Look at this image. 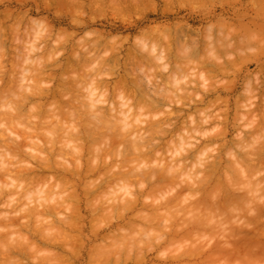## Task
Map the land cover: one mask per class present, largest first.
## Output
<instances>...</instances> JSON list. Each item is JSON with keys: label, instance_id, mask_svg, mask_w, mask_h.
Here are the masks:
<instances>
[{"label": "rangeland", "instance_id": "374dc122", "mask_svg": "<svg viewBox=\"0 0 264 264\" xmlns=\"http://www.w3.org/2000/svg\"><path fill=\"white\" fill-rule=\"evenodd\" d=\"M94 1H95V0H94ZM94 1H93V0H79V2H78V4L76 5V8H75V9H69V7H68L67 4H66V0H0V17H1V18H4V19L6 18L5 21H4V19H0V23H1V25H2V27H1V25H0V40L3 38V40H1L2 44L0 45V47H1V51H0V52L2 53V45H3V43H4V45H5V46L3 45V50L6 49V50H4L3 53H2V55L4 54L3 57H2V55H1V58H0V60H1L0 63H2V64H0V71L2 72V73L0 72V78L3 80V81L0 80V87H1L0 89H1L2 91L4 90V91H5V94H6V90H7V88H8V89L13 88V86H11V83H8V82H10V81H8V80H10V77L12 78V74H13V77H14V76H16V75L18 74L17 72L20 71V72H21V75H22L23 70H24V71L27 70V68L22 67V66H25L24 63H22V62H21V65H22V64H23V65H22L21 67L24 68L22 71H21L22 68L19 69V70H17V68H16L17 71L15 70V73H14V70H13L14 67H12V66H15V65H16L15 67H17L18 65H20V64L16 61V59L21 61V59H23L24 57H26V56L24 55V53H22V51L24 50L25 52H27V51H26V48H24V46H26L28 43H30L31 45H35V46H32V47H34V48L37 49L36 52H33L34 54H36V53L38 52L37 54L40 53V56H41V55L44 56L43 58L46 59L47 61L50 60V61H53V62H54V64H52V65L55 67V69H54V68H51V69H54V70L59 69V68H60V69H61V68H64L66 62H68V61H69V62L73 61V57H74L73 66H74V65H77V64H79V65H80V64H82V65H83V64H86V65H88V66L91 67L92 64H94V63H96V61H98L99 57L106 59V60H105V62L107 61L106 63L103 62L104 60L102 61L101 58H100L99 61H98V62H100V60H101V61L103 62V63L100 62L101 64H104V66H105V67L103 66V70H104V71H107V70H108L107 67H109V68H110L109 70H111V71H114V70H115V71H118V72H119V75L114 76L112 80L108 81V84H109V82H110V84H111L112 86H113V85H116L117 88H118V86H119V88H120V89H123V90L125 91V93H126V92H127V93H130V92H128V91H129V90H131V91L133 90L132 95H133V93H136V94H134V95H136V97L138 98V100H137L136 97H134V96H133V97H134V98H133L132 95H131V93H130V94H129V95H130V98L132 97L134 100H133L132 98H131V99H132L133 102L135 103V104H133L132 106L137 105V107H138V101H140L139 99H141L142 97H141V96H137V94H139V93H138V91H136L135 89H136L139 85H141V83H142V84H143V83H144V84H147V85H145V86H144V84L141 85L142 88L139 86L140 89H144V87H145V90L148 89L147 91L140 90V89H139V91H141V93H143V94H140V95H143V97H146V95H149V97H148V96H147V97H148L149 100H150V98H152V96H155V95H156V93H157V89H155V88H157V86H156L155 84H153V85H149V84L146 82V80L143 79L144 77H142V79L140 78V80H139L138 76L128 77V76H127L128 74L125 73V72H127V70L129 71V69H130V73H131V70H132V69L130 68V67H132V63L129 64V63L131 62L130 59L132 60V58H131V57L128 58V57H125V56H124V52H125V50H126L127 47H128V41L130 40V36H129L130 33H131V34H137L138 30H140V29H143L144 31H156V30H160V29H163V28H167V29L172 30V32H173V42H174L175 44L179 45V43H180L179 40L181 41V40L184 39V37H183L182 35H183L184 30L187 29L188 31L195 32L199 37H201L200 39H201L202 41H205V40L207 41V42H206V41L203 42L204 44H203V48H202V49H204V50L201 49L202 51H200V52H201L202 54L199 52L200 55H204V54H205L204 52H207V51H208V48H209L210 46H212V45H216V44H217V45L219 46V47H217V52H218V54L220 53L219 55L222 57L225 53H227V52H224L225 50H226V51H230V50L232 51V49H228V48L225 46V45L227 44V43H226V41H227V40H226V36H227V34H228V27H221V26H230V27H231V26H234V27H236V28H238V29H241V28H242V29H241V32L244 31L245 26H246V29H247V28H260V29H264V0H258V2H257V0H200V1H199V0H194L193 3H184V4H182V3L180 2V0H132V1H131V0H117V3H116V5H115L114 9L109 10V11H103V12L100 11V9L97 7V5H96V3H95ZM135 1H137V3H135ZM140 2H141V3H140ZM143 2H145L146 4H143ZM259 2H260V3H259ZM257 3H259V4H257ZM129 4H130V5H129ZM136 4H137V6H135ZM262 7H263V8H262ZM261 9H262V10H261ZM7 10H8V11L10 10V11L8 12ZM4 11H5V12H4ZM76 11L81 12L82 15L77 16V15H76ZM10 12H11V13H10ZM3 13H4L5 15H4ZM9 13H10V14H9ZM17 14H19L20 16L17 15ZM6 15H7V16H6ZM5 16H6V17H5ZM9 16H10V17H9ZM14 16H15V17H14ZM18 16H19L20 18H19ZM21 16H22V17H21ZM11 17H12V18H11ZM23 18H24V20H23V22H21V21H22L21 19H23ZM26 19H28L29 21H27ZM2 20H3V21H2ZM16 20H17V21L19 20V21L17 22ZM25 20H26V21H25ZM32 20H33V21H32ZM222 21H223V22H222ZM2 22H3V23H2ZM16 22H17V23H16ZM217 22H218V23H217ZM4 23H5V24H4ZM11 23H13V26L15 27L16 30H15L14 27L11 25ZM14 23H15V24H14ZM22 23H23V24H22ZM25 23H26V24H25ZM27 23H28V24H27ZM29 23H30V24H29ZM211 23H212V25H215L216 27H215L213 30H207V31H206V26L209 25V24H211ZM225 23H226V24H225ZM19 24H20V28H18V27H19ZM33 24H34V26H33ZM219 24H221V25H219ZM223 24H224V25H223ZM8 25H9V26L11 25V26H10L11 28H9ZM22 25H23V26H22ZM189 25L191 26V28L188 27ZM243 25H244V26H243ZM4 26H5L6 28H5ZM7 26H8V27H7ZM17 26H18V27H17ZM31 26H32L33 28H32ZM36 26H37V27H36ZM23 27H24V28H23ZM34 27H35L36 30L34 29ZM220 27H221V28H220ZM3 28H4L5 30H4ZM12 28H13V32H14V33H11V30L9 31V29H12ZM25 28H26V29H25ZM37 28H39L40 30L37 29ZM218 28H219V29H218ZM2 29H3V30H2ZM20 29H21V30H20ZM23 29H25V30H23ZM27 29H28V31L26 32L27 34H25V31H26ZM29 29H30V31H29ZM41 29H42L43 31H41ZM246 29H245V30H246ZM1 30H2V31H1ZM44 30H46V31H44ZM226 30H227V31H226ZM23 31H24V32H23ZM32 31H33V32H32ZM34 31H35V32H34ZM86 31H87V32H90L91 35L86 36V35L84 34ZM18 32H19V33H22V32H23V34H19ZM28 32H29V33L31 32L30 35H29ZM37 32H38L39 34H37ZM44 32H46V33H44ZM49 32H50L51 34H49ZM220 32H221V33H220ZM223 32H224V33H223ZM3 33H4V37H2V36H3ZM17 33H18V34H17ZM33 33H34V34H33ZM41 33H42V34H41ZM215 33H216V35H215ZM12 34H14V35H12ZM24 34L26 35V37H25ZM32 34H33V37H32ZM46 34H47V36H45ZM205 34H206V35H205ZM212 34H213L214 37L212 36ZM240 34H241L240 32H237V33L233 34V35H232V37H233L232 40H233V39H234V40H238V37L240 36ZM6 35H7V36H6ZM18 35H19L20 37H19ZM21 35H22V36H21ZM28 35H29V36H28ZM39 35H40V36H39ZM41 35H42V36H43V35L45 36V37H43V39L46 40V41H43ZM49 35H50V36H49ZM52 35H53V36H52ZM11 36L14 37V38H13V40H14L13 42H14V43H11V42H12V41H11V40H12ZM177 36H178L179 38H178ZM180 36H182V37H180ZM203 36H204L205 39L203 38ZM205 36H206V37H205ZM208 36H209V37H208ZM210 36L212 37V39H211ZM222 36H223L224 38H223ZM1 37H2V38H1ZM5 37H6V38H5ZM15 37H17V38H15ZM22 37H25L26 39H25V38L22 39ZM29 37H30V38H29ZM34 37H35L36 39H35ZM38 37H39V38L41 37V38H40L41 40H39ZM46 37H48V38L46 39ZM61 37H62L63 39H61V40H59V42H57V41H58V38H61ZM220 37H221V38H220ZM4 38H5V41H4ZM10 38H11V39H10ZM18 38H20V39H22V40H20V39H18ZM49 38H50V39H49ZM181 38H183V39H181ZM6 39H8V40H10V41H8V40H6ZM17 39H18V41L20 40V41H22V42L26 40V43L28 42V39H30V40H29V42L26 44L25 42H23V43L20 42V43H19V42L17 41ZM32 39H33L34 41H33ZM37 39H38L39 41H41V42H40V43H37V42H38ZM175 39H176V40H175ZM207 39H209V41H208ZM213 39H214V41H213ZM47 40H49V41H47ZM54 40H55V41H54ZM210 40H211V41H210ZM216 40H217V41H216ZM219 40H220V41L223 40L224 42H223V41L220 42ZM30 41H31V42H30ZM35 41H37V42H35ZM86 41H87V42H90V43H87ZM99 41H100V42H99ZM177 41H178V42H177ZM85 42H86V44H87L88 47L86 46ZM208 42H209V43H208ZM210 42H211V43H210ZM212 42H214V43H212ZM16 43H19V44H18V45H15ZM24 43H25V44H24ZM33 43H34V44H33ZM36 43H37V44H36ZM43 43H44V44H43ZM46 43H47L48 45H47ZM82 43H83V44H82ZM92 43H95V44L92 45ZM98 43H99V44H98ZM205 43H206L207 45H206ZM220 43H221V44H220ZM11 44H12V45H11ZM21 44H22V45H21ZM97 44H98V45H97ZM8 45H10L11 47H13V45H15L18 49L15 48V47L10 48V47H8ZM20 45L23 46V47H22L23 50L20 49V47H21ZM38 45H39V46H38ZM83 45H84V47H83ZM90 45H91V46H90ZM100 45H102V46H100ZM204 45H205V47H204ZM36 46H38V47H36ZM72 46H73V48H72ZM89 46H90V47H89ZM5 47H6V48H5ZM26 47H27V46H26ZM80 47H81V48H80ZM94 47H95V48H94ZM97 47H98V48H97ZM9 48H10V49H9ZM14 48H15V49H14ZM39 48H40L42 51H41ZM42 48H43V49H42ZM46 48H47V49H46ZM13 49H14V51H13ZM48 49H49V50H52V49H53L51 52H52V57L55 55V60H53V59L51 58V56H50V58L48 57V59L45 58L46 56L51 55V54L49 53L50 51H49ZM71 49H73V50L71 51ZM87 49H89V50H87ZM90 49H93V50H90ZM94 49H96V50H94ZM8 50H9V51H8ZM20 50H21V51H20ZM76 50H77V51H76ZM78 50H79V51H78ZM80 50H81V52H80ZM84 50H85V51H84ZM97 50H100V51H97ZM5 51H6V52H5ZM39 51H40V52H39ZM47 51H48V52H47ZM73 51H74V52H73ZM83 51H84V52H83ZM96 51H97V52H96ZM110 51H111L112 53H111ZM116 51H117V52H116ZM203 51H204V52H203ZM7 52H8L9 54H8ZM12 52H13V57H15L16 59L12 58V59H13V60H12V59L10 58V57H12V56H11V55H12ZM16 52H17V53H16ZM18 52H19V54H18ZM20 52H21V53H20ZM41 52H42V53H41ZM70 52H71V53H70ZM76 52L78 53V55H77ZM92 52H93V53H92ZM99 52H102V53H99ZM115 52H116V53H115ZM223 52H224V53H223ZM5 53H6L7 55H6ZM27 53H28V52H27ZM44 53H45L46 55H45ZM47 53H48V54H47ZM95 53H96V54H95ZM98 53H99V54H98ZM103 53H104V54H103ZM110 53H111V54H110ZM222 53H223V54H222ZM10 54H11V55H10ZM22 54H23V55H22ZM25 54H26V53H25ZM34 54H31V57H32V56H35V57H33L32 59L35 60V58H36L37 60L43 61L42 56L40 57L39 55H37V54L34 55ZM68 54H69V56H68ZM73 54H74V55H73ZM75 54H76V56L78 57V59L80 58V56H81V58H82L83 56H84L85 58H86V57L89 58L88 56H91V55H93V54H94V56H97V54H98V58H97V60H94V59H96V58L92 59V56H91V57H90L91 60H88V62H89V61L91 62V63H89L90 65L87 64V63H83V62H84V59H83V58H82V60H81V58H80V59H79V60H80V63H77V62H75V59H77V58H75V57H76ZM79 54H80V55H79ZM83 54H87V55H83ZM89 54H90V55H89ZM107 54H110V55H107ZM114 54H115V55H114ZM14 55H15V56H14ZM19 55H20V56H19ZM21 55L23 56V58H21V57H22ZM26 55H27V54H26ZM36 56H37V57H36ZM72 56H73V57H72ZM94 56H93V57H94ZM105 56H106V58H105ZM108 56H109V58H107ZM111 56H112V57H111ZM114 56H115V57H114ZM8 57H9V58H8ZM17 57H18V58H17ZM38 57H39L40 59H39ZM66 57H67V59H66ZM113 57H114L115 59H114ZM2 58H3V61H2ZM4 58H5V60H4ZM20 58H21V59H20ZM26 58H27V57H26ZM28 58H30V57H28ZM56 58H57L58 61L56 60ZM90 58H89V59H90ZM110 58H111V59L113 58L112 61H115V62H116V66H115V62H114L113 64H111V65H108V64H110V62L112 63V61H111ZM30 59H31V58H30ZM107 59H109V60H107ZM137 59H139V58H136V60H137ZM10 60H11V61H10ZM67 60H68V61H67ZM79 60H78V61H79ZM86 60H87V59H86ZM93 60H94L95 62H94ZM4 61H5V62H4ZM20 61H19V62H20ZM50 61L47 62V65L49 64ZM55 61H56V62H55ZM81 61H82V62H81ZM92 61H93L94 63H93ZM109 61H110V62H109ZM124 61H126V63H125ZM137 61H139V60H137ZM3 62H4V63H3ZM12 62H13L15 65H11L12 68H10V64H11ZM16 62L18 63V65H17ZM43 62H44V61H43ZM45 62H46V61H45ZM53 62H51V63H53ZM74 62H75V63H74ZM85 62H86V61H85ZM211 62H212L215 66L218 65L219 67H218V66H217V67L219 68V70H216V72H215V69H217V68L214 67L213 64H212L211 66L208 65L209 63L207 64V65L209 66V69H211V68L214 69V68H215L214 71L212 72V70L210 71L209 69H208V71H205L204 69H203V70L206 72V74H207L208 76L210 75L211 77H214V78H217V79L223 80V81H225V82H224L223 84H221L220 86L216 87V89H214L215 91H217L216 93H214L215 91H214V92L212 91V93L210 92L211 94L214 93V94H213L214 96L208 93L209 95H211V96H210L211 98H210L209 96H208V98H207V97H206L207 94H205L206 96H204V98H203L202 101H201V103L205 102V104L203 103L204 105H203V104H200V101H198L199 103H197V105H196L195 107H198V109L200 108V110H201V107H202V108H206V107H205V106H207L206 103H207L208 105H211V107L209 106L210 108L207 107L208 109H213V107H214L213 111L211 110L213 113H218V114H219V112H220L222 115H221V114H219V115H221L223 118L225 117V118H227V119L225 120V119H223L221 116H219V120L221 119L220 121H218V119H217V120H214V121H212L213 123H211V125H208V126H209V127H211V126H212V127H215L216 125H217V126L219 125L218 127L221 126L220 129L228 127V128H226V129L228 130V132H226L227 130L225 129V130H226V131H225V132H226V134H225L226 136H225L223 133H221V132L218 131V133H221V134H223V135L225 136V137H223V136L220 135V136L222 137V139H223V140L221 139V141L219 140V139H220V137H219V139H218V138H216V139L214 138L215 140H214V139L211 140L213 144L211 143V141L206 142V143H209V144L211 143L210 145L208 144L209 147H210V149H211V151H208V150H209V148H207L208 145L205 144L204 142H203V143L205 144V146L207 145L206 148H207L208 150H207V149H204V148H205V147H203L204 145L202 146V144H201L200 142H198V144H199V146L201 145L202 149H199V148H200V147H199L198 150H199V152H200V150H202L201 155H202V153L205 152V151L203 152V149H204V150H207V152H208L207 154H209V155H206V154L204 153V154H205V155H204V158H206V159L202 158V159H204V161H202V159L200 160V161H202L203 163L206 162V161L211 163V162H213L214 160H215L214 162L216 163V159H217V160L220 159L219 156L222 155V157H221V158H222L221 161L219 160V162H221V163L217 162V164L219 163V164H221L222 166L220 165V166L218 167V165H217V168H218V169H217V172H216V170H214V167L211 166L212 169H213V170H211V173H213L214 175H212V174L210 173V171L207 170V172H209L210 175L213 176V178H214V179H213V178H211V176H208V177H207V172H205V171H206L205 169H208L210 166H209L208 168H207V167L205 168V167H204V166H205V163H204V164L201 163V165L199 164L200 166L197 165V168L200 167V170L197 169L198 171H196V168H193V169H192V166H193V164H192V163H193V160L195 161L197 158H196V159H193V160H191V159H186L185 162H184V160H183V161L181 160V162H183L184 164L186 163V164L188 165V168H190V170H192V171L188 172V173H190V174H192L193 171H194L195 173L198 172L196 175L199 176V177H201V176H200V172H203V171L205 170V171H204L205 173L203 172V174L201 173V175H202V176L206 175V179L209 178V177L211 178V179H208V180L210 181L211 184H209V183H208L209 181L206 180V181H208L207 184H209V188L213 185V183H215V180H216L217 177L220 175V172L222 171V172L224 173V171H226L227 174H226V173L223 174V173L221 172V173L223 174V175L221 174V182H222V180H223V183L220 184V185H221V189L217 187V186H218L217 183H218V181H219V183H220V179H219V180L217 179V180H216L217 183L215 184V187L217 188V190L215 191V194L217 193V191H220L221 196H222V194H223L224 199H225V198H226V199L223 201V198L221 199V196L219 195V198H220L219 200H221V203H220L219 200L217 201L216 199L218 198V194H219V192H218L217 195L213 194V196H214L213 199L215 198L214 200H215V202L217 201V204H216L214 201H212V202H214V203L211 204V201H210V204H209V205H212V207H214V205H215L214 208H215V213H216V205H217V207H223V206H226V205H228V204L230 203V204H229L230 207H228L227 209H228V211L231 209L232 212H233L234 209H236L235 206L237 207V206L239 205L240 207H237V208H241V209H242V208H245V207L247 208V205L251 206L250 204H248V203H250L251 201L249 202V200H250V199H249L250 196L248 197V195L246 194V192H241L240 190H239V191H240L239 193H242V194H244V195L246 194V195H247L246 198L248 197L249 200L243 198L244 196H243L242 194H240L238 197L231 196V194H234V195L237 194V195H238V192H237L238 189L234 191V190L231 188V190H233L234 192H237V193H233V191H231L230 188L228 189V187H229V186H228V183H230V184L232 183V182L229 181V179L231 178V180H233V181L235 180V181L232 183V185H235L234 183L237 184V183H239V182L241 181V178L243 179L244 174H246V177H247V176H248L249 174H251L252 172L250 173V172H248L249 170H246V173H244V172H245V171H244V172H243L244 174H243V173H242L241 175L239 174V176H240V180H238L239 177H238L236 174H234V173L236 172V171H235V172L233 173V174H234V177H233V176H232L233 174L231 175V171H232V170H230L231 167L229 166L230 169L228 168L230 172H229L228 169L225 167V166H227V165L230 164L229 161H228V163H229V164H228V163L226 162V160H230V162H231V159H233L232 157H234V156L236 155V153H235L236 150H238V151L242 150V152H244L246 149H245L244 147L241 148L240 150L237 149V148H235V147H234V148H230L231 151H234V153H235L234 155H232L233 152H229V151H230L229 149H228L229 151H227V147H229V145H232V146H233L232 143H234L235 141L239 142V140H237V139H239V138H241L240 140H242L243 137H244V135H245L244 131L247 132L249 128H251L250 130H252V127H255V126H258V127L261 129V133H259V132H260V129H259V128H258L259 130H257V131H258L257 133H259V134H261V135L255 134L256 132H255V133L253 132V133H254L253 136H254V135H256L257 137L259 136V137L257 138V140L259 139L260 142H261V141L263 142V141H264V131H263V130H264V123H261V122H260V121H262L261 118H259V120L256 119L255 121H251V120L249 119V120H250V123H249L248 120H247L248 118H247V119L244 120V121H246V123H249V125H251L252 122H254V123L256 122L255 125L252 123L253 126L251 125V127H249V128L247 129V128H245V126H243V125H246L247 127H248L249 125L246 124L244 121H243V123H241V121H240V119H239L238 117H236L237 120H236L235 123L232 122V121H234V119H236L235 116H236L237 114H239L240 112H241L242 114H247L248 111L253 110V111H250V113H251V112H254L253 114L251 113L252 116H253L255 113H258V114H255L257 117H258V115H261L260 113H264V111H263V110H264V107H263V106H264V93H263V91H264V85H263V84H264V53H261V54L255 56V57H251V58H248V59H242V58H240V57H237V60H236V61H234V62H229L231 65H230V64H227L228 62H226V63H225L226 65H225V64L222 65V66H224V67L226 66L225 69H227V70H225V71L223 70V71H224V74H226V75H224L223 73H220V72H221V71H220V67H221V66H220L219 64H217V63L214 62V61H211ZM13 63H12V64H13ZM71 63H72V62H71ZM71 63H70V64H71ZM127 63H128V64H127ZM3 64H4L5 66L1 67ZM43 64H44V63H43ZM55 64H57V65L60 64L61 67H60V65L57 66V65H55ZM66 64H67V63H66ZM124 64H126V65H124ZM41 65H42V64H40V66H41ZM44 65L47 66L46 63H45ZM52 65H51L50 67H53ZM67 65H69V64H67ZM67 65H66V66H67ZM79 65H77V67L81 69L82 66H81V65L79 66ZM86 65L84 66L85 69L90 68V67L86 68V67H87ZM113 65H114V67H113ZM121 65H122V66H121ZM29 66H30V65H28V66H26V67H29ZM42 66H43V65H42ZM62 66H63V67H62ZM125 66H128V67L124 68ZM208 66L205 65L206 68H207ZM33 67H35V66L32 65L31 68H33ZM48 67H49V65H48ZM48 67H46V69H47L48 72H49L51 69H48ZM50 67H49V68H50ZM75 67H76V66H75ZM118 67H119V68H118ZM203 67H204V66H203ZM210 67H211V68H210ZM1 68H2V69L4 68V69L1 70ZM5 68H6V69H5ZM18 68H19V67H18ZM29 68H30V67H29ZM29 68H28V70H31V68H30V69H29ZM36 68H37V67H36ZM78 68H75L76 70L70 72V75H71L70 77H73L75 74H76V76H79V75L81 74L80 72L78 73L79 75L77 74V71H78L77 69H78ZM221 68H223V67H221ZM14 69H15V68H14ZM25 69H26V70H25ZM37 69H39V66H38ZM82 69H83V68H82ZM82 69H81V70H82ZM120 69H121V70H120ZM124 69H125V70H124ZM223 69H224V68H223ZM4 70H5V71H4ZM12 70H13V71H12ZM28 70H27V72H28ZM35 70H36V69H35ZM35 70H34V68H33V70H31V71H32L31 73L33 74V72H34ZM69 70H70V69H69ZM81 70H80V71H81ZM109 70H108V71H109ZM7 71H8V72H7ZM11 71H12L13 73H12ZM36 71H37V70H36ZM36 71L34 72V75H35ZM84 71H85V70H84ZM111 71H109V72H111ZM223 71H222V72H223ZM226 71H227V72H226ZM10 72H11L12 74H11ZM20 72H19V74H20ZM82 72H83V70H82ZM208 72H210V73H208ZM211 72H212V73H211ZM16 73H17V74H16ZM29 73H30V71H29ZM66 73H68V75H67ZM71 73H73V76H72ZM214 73H216L215 76H214ZM14 74H16V75H14ZM23 74H24V72H23ZM60 74H61V75H60ZM63 74H65L64 76L67 75V76H68V79H70V77H69V71H68V72H65V73H64V72H63V73H59L58 76H57V77H58L57 79H59L60 81H61V79H62L63 81H66L67 79H65V78H67V77H65V78L63 79V77H64ZM122 74H123V75H122ZM126 74H127V75H126ZM257 74H259V82L257 83L256 80H252V83L248 84L247 82H248L252 77L256 76ZM2 75H4V76H2ZM27 75H28V79L30 80V78H31V81H32V79H33V78H32V75H31V74H27ZM34 75H33V77H34ZM120 75L123 76V77H125V78H128V79H123V77H121ZM129 75H130V74H129ZM223 75H224V76H223ZM22 76H23V75H22ZM22 76H21V77H20L19 75L17 76V77H20V80H19V78L16 79V77H14V78H15L14 81L17 82V86H18L19 83H20V82H18V80L21 81V85H22L23 87H24V84L26 85L27 82H29V80L24 79V81L27 80V82H26V83L24 82V83L22 84V81H23V80H21V79L24 78V77H22ZM25 76H26V75H25ZM35 76H36V75H35ZM76 76H74V77H76ZM131 76H132V75H131ZM222 76H223V77H222ZM26 77H27V76H26ZM74 77H73V78H74ZM140 77H141V76H140ZM121 78H122V81H123V82H124V80H127V81H128L127 83H129V84H128V85H124V84H122L123 82L119 80V79H121ZM133 78H134L135 80H134ZM79 79H80V78H79ZM136 79H137L138 82L140 83V84L138 83L139 85L134 84L135 81H136ZM16 80H17V81H16ZM43 80H44V79H42L41 81H37V83H38V82H41V83H44V85H45V83L48 82V80H49V82L46 83L47 85H45V86H44L43 84H40V83H39L40 86H39V84H37V85H38V86H37V87H38V90H37V87L34 88L33 85H30V84H29V86H30V87L32 86V88H33L35 91L38 92L39 89L41 88V85H42V87L44 86V87L47 89V88H48L47 86L52 85V86H54V88H55V86L58 85V83H60V82H57L56 77L54 78V80H51V78H50V79H49V78H47V79L45 78V80H46L45 82H43ZM50 80L53 81V82H51ZM130 80H133L134 82H133V81L130 82ZM260 80H262V81H260ZM7 81H8V82H7ZM11 81H13V80H11ZM31 81H30V82H31ZM63 81H62V82H63ZM140 81H141V82H140ZM142 81H143V82H142ZM255 81H256V82H255ZM1 82H2V83H1ZM34 82L36 83V81H34ZM50 82H51V83H50ZM56 82H57V84H56ZM105 82H107V81H105ZM114 82H115L116 84H114ZM121 82H122V83H121ZM136 82H137V81H136ZM145 82H146V83H145ZM262 82H263V83H262ZM13 83H14V82H13ZM13 83H12V85H13ZM32 83H33V82H31V84H32ZM35 83H33V84H35ZM49 83H50V85H49ZM124 83H125V82H124ZM130 83L133 84V88L131 87L132 85H131ZM253 83H254V84H253ZM2 84H3V85H2ZM53 84H54V85H53ZM121 84H122V85H121ZM257 84H258V85H257ZM4 85L7 86V87H6V90L4 89ZM9 85H10V86H9ZM14 85H15V84H14ZM27 85H28V84H27ZM63 85H64V84H63ZM117 85H118V86H117ZM130 85H131V86H130ZM154 85H155V87H154ZM246 85H247V87H246ZM251 85H252V86L256 85V86H254V87L251 89V87H250ZM260 85H261V86H260ZM15 86H16V85H15ZM19 86H20V85H19ZM19 86H18V87H14V88L18 89L17 92L20 94V93H21V92H20L21 87H19ZM148 86H149V87H148ZM150 86H151V87H150ZM262 86H263V87H262ZM50 87H51V86H50ZM50 87H49V88H50ZM59 87L61 88V86H59ZM224 87H225V88H224ZM227 87H228V88H227ZM256 87H257V88L259 87V89H257ZM25 88H26V87H25ZM45 88H42L41 90H46ZM51 88H52V87H51ZM126 88H128V89H126ZM150 88H151V89H150ZM219 88H220V89H219ZM22 89H23V88H22ZM61 89H62V88H61ZM63 89H64V88H63ZM63 89H62V90H63ZM68 89H69V88H68ZM68 89L65 88V90H68ZM125 89H126V90H125ZM227 89H229V90H227ZM254 89H255V90H254ZM262 89H263V91H262ZM1 90H0V91H1ZM13 90H14V89H12V91L7 90V94L10 95L9 92H13V93H15V94H18V93H16V90H15V91H13ZM26 90H27V89H26ZM26 90H25V92H26ZM31 90H32V89H31ZM58 90H59V89H58ZM62 90H60V91H62ZM65 90H64V91H65ZM70 90H71V89H70ZM81 90H82V89H81ZM127 90H128V91H127ZM134 90H135V92H134ZM137 90H138V89H137ZM153 90H155V91H153ZM222 90H223V91H222ZM253 90H254V91H253ZM4 91H3V92H4ZM8 91H9V92H8ZM72 91H75V93H76L77 95H75V93H73ZM82 91H83V90H82ZM149 91H150L152 94H150ZM256 91H257V92H256ZM3 92H2V93H3ZM22 92H23L22 94H24V90H23ZM27 92H28V91H27ZM65 92L68 94L67 91H65ZM71 92H72V94H70ZM71 92L69 93L70 96L72 95L71 97H73V95H75L74 97H76V96H78V94H79V91H76L74 88H73V90H71ZM144 92H145V95H144ZM146 92H147L148 94H147ZM155 92H156V93H155ZM243 92L246 93L247 95L244 94ZM252 92L255 93V97L258 95V96L256 97V99H255V107H253V108H251L250 110H247V111H246L245 104L247 105L248 102H249V100L252 98V95H253ZM62 93L64 94L63 91H62ZM62 93H61V94H62ZM66 93L63 95V96L65 97V99L62 98V97H63L62 95H61L62 97H60V98H62L64 101H67L66 98H67V97H68V98L70 97V96H68L69 94L66 95ZM81 93L84 94V91H83V92H80V95H79L80 97L78 96V99H75V98L73 97L74 100H75V102L72 100L73 98H72L71 100H72L74 103H76V101H77V103H78V100H79V102L81 101V103H84L85 101L79 99V98H81L82 96H83L82 98H84V95H83V94L81 95ZM127 93H126V94H127ZM249 93H250V94H249ZM5 94H3V95H5ZM217 94H218V96H217ZM242 94H244V95H242ZM251 94H252V95H251ZM0 95H1V94H0ZM3 95L1 96V98H3ZM127 95H128V94H127ZM240 95H241V96H240ZM156 96H157V95H156ZM156 96H155V97H156ZM219 96H220V97H219ZM11 97H12V96H11ZM140 97H141V98H140ZM213 97H214V98H213ZM4 98H7V99H8L7 95H5ZM4 98H3V99H4ZM12 98H13V97H12ZM15 98H16V97H15ZM76 98H77V97H76ZM157 98H158V96L156 97V99H157ZM206 98H207V99H206ZM226 98H227V99H226ZM233 98H234V99H233ZM249 98H250V99H249ZM261 98H263V101H262ZM3 99H0V101H3ZM13 99H14V98H13ZM62 99H61V100H62ZM109 99L111 100L112 98H109ZM144 99H145V101H148L147 98H144ZM156 99L153 98V99H152L153 102H154V100L157 102L158 100H156ZM208 99H209V100H208ZM214 99H215V101H214ZM217 99H218V100H217ZM220 99H221V100H220ZM223 99H224V100H223ZM237 99H239V100L237 101ZM245 99H246V100H245ZM15 100H16V99H15ZM71 100H70V101H71ZM84 100L87 101V99H85V98H84ZM141 100H142V99H141ZM159 100H160V99H159ZM207 100H208V101H207ZM227 100H229V101H227ZM50 101H53V100L50 99ZM70 101H69V104H71L72 107H73L74 104H72L73 102H72V101L70 102ZM145 101L142 100L143 103H144ZM161 101H162V100H161ZM217 101H218V102H217ZM219 101H220V102H219ZM221 101H222V102H221ZM223 101H225V102H223ZM7 102H9V99L7 100ZM7 102H6V104L8 105ZM208 102H209V103H208ZM226 102H227L228 104H226ZM3 103H4V101H3ZM77 103H76V105H74V106H76V110H77V105L79 104V103H78V104H77ZM81 103H80V104H81ZM158 103L160 104V106H159V104L156 103V105H157V109L155 108L156 106L154 107V109H153L152 107H150L152 113L149 111V112H147V114H148V113H150V114H156V113H157V114H158V113L162 112L163 109H164V104H165V102H164V101H162V102L159 101ZM162 103H163V104H162ZM213 103H215V104L212 105ZM217 103H218V105H220V104H221V105L218 107ZM229 103H230V104H229ZM235 103H236V106H235ZM80 104H79V105H80ZM233 104H234V105H233ZM237 104H238L240 110L237 108V107H238ZM0 105L2 106V104H0ZM52 105H55V103H54V104H51L50 106L52 107ZM79 105H78V106H79ZM154 105H155V104H154ZM154 105H153V106H154ZM194 105H195V104H191L190 106H187V107H189V109H187L186 106H185L186 108H185V107H183V108H176V107H173V109H172L173 112H172V113H175L177 116L181 113V115H179V117H178V118H179V121H178V123L176 124L177 126H179L180 123H183L182 119H183V120H187V119L189 118V116H193V117H195L196 114L198 115V112H197V111H199V110L195 111V110L193 109V106H194ZM198 105L201 106V107H199ZM241 105H243V106H241ZM8 106H9V105H8ZM8 106H6V107H8ZM66 106H67V105H66ZM68 106H70V105H68ZM162 106H163V108H162ZM215 106H216L217 109L215 108ZM72 107H71V108H72ZM98 107H99V106H98ZM98 107H96V108H98ZM102 107H104V106L99 107V108H98L99 111H98V109H97V110L94 111V113L96 112L95 114L98 115L97 113L99 112V114H103V116H104V115L106 114V112H107V109H108L107 107H108V106H105V111H104V112H103L104 109H102ZM158 107H159V109H158ZM256 107H257V108H256ZM261 107H262V108H261ZM1 108H2V107H1ZM26 108H27V107H26ZM26 108H25V109H26ZM48 108H49V106H48V107L46 106L44 109H47V110H48ZM53 108H54V107H53ZM62 108H63V107H62ZM96 108H95V109H96ZM100 108L102 109V111H101ZM106 108H107V109H106ZM109 108H110V107H109ZM207 108L204 109V111L208 110ZM230 108H231V110H230ZM235 108H236V110H235ZM258 108H259V109H258ZM8 109H10L11 111H14V110H12V109L10 108V106H9V108H7L6 110H8ZM25 109H24V110H25ZM28 109H29V108H28ZM28 109H26V110L28 111L27 113L30 112ZM65 109H67V107H64L63 112L66 111ZM68 109H69V111L71 110L70 107H69ZM79 109H80V107H79ZM92 109H93V108H92ZM175 109L177 110V112H176ZM219 109H220V110H219ZM237 109H238V111H237ZM254 109H255V111H254ZM256 109H257L258 111H257ZM3 110H4V112H2L3 114L0 113V115H4V116H5V114H7L6 111H5V107H3ZM26 110H25V111H26ZM83 110H84V109H83ZM93 110H94V109H93ZM134 110L136 111V110H138V109H136L135 106H134ZM152 110H153L154 112H153ZM155 110H156V111H155ZM193 110L195 111V114H194ZM223 110H224V111L226 110L227 112H226V111L223 112ZM1 111H2V109H1ZM11 111H10V112H11ZM44 111H45V110H44ZM54 111H55V110H54ZM73 111H74V110H73ZM108 111H109V109H108ZM189 111H190V112H189ZM202 111H203V110H202ZM235 111H237V112H239V113H236ZM260 111H262V112H260ZM67 112H68V110L66 111V113H67ZM111 112L113 113V111H111ZM136 112H137V111H136ZM182 112H183V114H182ZM191 112H193V114L189 115ZM4 113H5V114H4ZM11 113H12V112H11ZM27 113H26V114L24 113V114L27 116ZM31 113H33V112H31ZM66 113H65V115H66ZM68 113H69V112H68ZM72 113H73V112H72ZM75 113H76V112H75ZM77 113H78V112H77ZM79 113H81V111H79ZM91 113H92V112H91ZM172 113H170V117H171V114H172ZM178 113H179V114H178ZM187 113H188L189 116L187 115ZM226 113H227V114H226ZM12 114H14V113H12ZM70 114H71V112L69 113V115H67V116H69V118L72 117V116H70ZM82 114L85 116V113H82ZM82 114H81V115H82ZM109 114H110V112H109V113L107 112L106 117H107V115H109ZM235 114H236V115H235ZM242 114H239V116L242 115ZM88 115H89V114H88ZM197 115H196V116H197ZM225 115H227L228 117L225 116ZM61 116H64V113H62ZM61 116H60V120H62L63 118H65V117H61ZM67 116H66V118H68ZM90 116H92V114H91ZM181 116H182V117H181ZM186 116H187V119H185ZM243 116H244V115H243ZM250 116H251V115H250ZM2 117H3V116H2ZM6 117H8V116L6 115ZM23 117H24V116H23ZM85 117H86V116H85ZM85 117H84V119L87 120V118H88V120H89V121L87 120V123H88V124L91 123L94 119H96V118L93 117L94 119L92 120V118H90L89 116H88L87 118H85ZM165 117H167V118H165ZM168 117H169V114L166 115V116H164V117H162L160 120H157V121H159V122L161 121V125H162V126H161V127L159 126V127L162 128V129H163V127H164V131H163V133H164V132H165V134L167 133L166 135L169 134V131H168V130L165 131V130H166L167 128H170V127L172 126V125H171V126L168 125V124H171V123H172V122L169 123L168 121H171V119H172V121H173L174 114L172 115V118H169V120L167 121L166 119H168ZM175 117H176V116H175ZM175 117H174V119H175ZM240 117H241V116H240ZM259 117H260V116H259ZM3 118H4V117H3ZM27 118H28V117H27ZM61 118H62V119H61ZM81 118H82V117H81ZM89 118H90L92 121H91ZM110 118L113 119L112 117H110ZM181 118H182V119H181ZM197 118H198V116H197ZM232 118H234V119H232ZM0 119H1V117H0ZM29 119H31V121H32V118H31V117H30ZM33 119H35V118H33ZM72 119L75 120V118H72ZM72 119H71V121L69 120V121H70V122H69L70 124H72V123L75 124V123H76L77 126H78V124L81 125V126H79L80 128L75 126L77 130H78V128H79L80 130H82L81 127L88 128V129H89V128H93V129H95L96 126L99 125V124H98L99 122H98L97 119H96V120H97V125L94 124V121L96 122V120H94V121H93V126H90V124L88 125V124L86 123V120L84 121V120L82 119V120L84 121V122H82V121H80V120L77 119V121H78V123H77V121H74V120L72 121ZM180 119H181L182 122H180ZM222 119H223V120H222ZM251 119H252V117H251ZM2 120H5V119H2ZM20 120L22 121V119H20ZM23 120H24L23 123H25V119H24V118H23ZM35 120H38V118H36ZM63 120H65V119H63ZM63 120H62V122H63ZM66 120H68V119H66ZM66 120H65V121H66ZM162 120H163V122H162ZM31 121H29V122H31ZM45 121H46V120H45ZM79 121H80L81 123H80ZM113 121H114V120H113ZM164 121H165V122H164ZM174 121H175V120H174ZM222 121H223V122H222ZM230 121H231V122H230ZM258 121H259V123H261L263 126H262L261 124H260V126H259ZM2 122H4V121H1L0 124H1ZM5 122H7V121H5ZM5 122H4V123H5ZM42 122H44V121H42ZM116 122H117V121H116ZM155 122H156V121H155ZM155 122L152 121V123H153L152 126H153V127L155 126V125H154ZM187 122L189 123V119L187 120ZM187 122L184 123V124H187V125H188ZM217 122H218V123H217ZM224 122H225V124H224ZM8 123H11V122H8ZM14 123H15V122H14ZM14 123L12 122V124H14ZM32 123H33V122H32ZM82 123H83V124H82ZM162 123H164V124H162ZM167 123H168V124H167ZM191 123H192V122L189 123V124H190L189 126L192 125ZM216 123H217V124H216ZM220 123H221V124H220ZM232 123H233V124H232ZM6 124H7V123H6ZM12 124H11V125H12ZM17 124H18V122L16 123V125H15V124H14V125L17 126ZM26 124H27V122H26ZM29 124H30V123H29ZM65 124L67 125V123H65ZM65 124H64V126H65ZM143 124H144V123H143ZM143 124H140V125H143ZM148 124H150V123H148ZM157 124L159 125V123H156V125H157ZM165 124H166V125H165ZM178 124H179V125H178ZM184 124H182L183 127H179V129H181V130H180L181 132H178V130H177V133H178V134L180 133L181 136H183L185 132L188 133L189 128H190L191 132H192V130H193V128L191 129V127H193V126H191V127L186 126V128H185V127H184V126H185ZM257 124H258V125H257ZM1 125H2V124H1ZM1 125H0V126H1ZM4 125H5V124H4ZM8 125H9V124H8ZM11 125H10V127H12V128H11V129H12L11 131H14L13 128H14L15 126H14V125L11 126ZM22 125H23V124H22ZM24 125H25V124H24ZM24 125H23V126H24ZM30 125H31V124H30ZM30 125L27 124V126H30ZM68 125H69V124H68ZM82 125H83V126H82ZM91 125H92V123H91ZM95 125H96V126H95ZM163 125H164V126H163ZM6 126H7V125H5L4 127H6ZM23 126H21V127H23ZM27 126L25 125V127H27ZM85 126H86V127H85ZM135 126H136V125H135ZM144 126H148V125L145 124V125H143V127H144ZM149 126H151V124H150ZM169 126H170V127H169ZM217 126H216V127H217ZM222 126H223V127H222ZM229 126H231V128H230ZM232 126H234V127H235V126H236V127H237V126H240V127H238L239 130H237V129H235L236 127L233 128ZM1 127H3V126H1ZM1 127H0V128H1ZM4 127H3V128H4ZM7 127L9 128V126H7ZM7 127H6V129H7ZM18 127H20V126L18 125ZM25 127H24V128H25ZM187 127H188V131H186V130H187ZM209 127L206 126L205 128H206V129H207V128L210 129ZM212 127H211V128H212ZM243 127H244V128H243ZM3 128H2V129H3ZM98 128H99V127H98ZM98 128H96V129L98 130ZM100 128H101V132H102V128H104V129H109V128H107V127H105V126H101V125H100ZM138 128H141V127L139 126ZM145 128H146V127H145ZM149 128H150V127H149ZM156 128H158V127L156 126ZM241 128H243L244 130L241 129ZM17 129H19V128H17ZM20 129H21V128H20ZM20 129H19V132H21ZM22 129H23V128H22ZM22 129H21V130H22ZM88 129H87V130H88ZM104 129H103V130H104ZM142 129H144V128H142ZM150 129L152 130V127H151ZM153 129H154V128H153ZM182 129H184V130H182ZM220 129H219V130H220ZM245 129H246L247 131H246ZM253 129H254V128H253ZM3 130H4L3 133L1 132L2 130L0 131V133H1V134L3 135V137H4V134H5V133H4V132H5V128H4ZM15 130H16V128H15ZM23 130H24V129H23ZM90 130H91V129H89V131H90ZM97 130H95V131L98 132L100 129H99L98 131H97ZM112 130H116V131H114V133H115L116 135L119 134V133H121V131L118 132V133H116L119 129L117 130V129L115 128V129H112ZM138 130H139V133H141L140 129H138ZM145 130H146V129H144V131L142 130V132L144 133V135H145ZM157 130H158V129H157ZM160 130H161V129H160ZM160 130L156 131V129H155L154 131H156V133H160V132H159ZM169 130H170V129H169ZM223 130H224V129H223ZM223 130H222V132H224ZM255 130H256V129H255ZM7 131H9V129H8ZM7 131H6V133H7ZM11 131H9V133H10ZM16 131H17V130H16ZM16 131L11 132V133H13L14 136H16V135L18 134V131H17V132H16ZM91 131H92V130H91ZM110 131H111V129H110ZM161 131H162V130H161ZM183 131H185V132L182 134ZM220 131H221V130H220ZM242 131H243V134H241ZM15 132H16V135H15ZM42 132H44V130H42ZM42 132H41V134L44 135ZM93 132H94V130H93L92 133H91V134H92V135H91V139H90V142H88V143H86L85 140L88 139L87 141H89V136H90V135H89L88 137H85V136H84L85 139L82 137L84 140H83L82 138H80V139L77 138V139L80 140L81 142H82V140L84 141L83 143L79 142V143H81V145H82V144H84V146L86 145V146H85L86 149H85L84 146H80V147L77 146V147L80 149V151H83L82 154H81V155H82V158L80 159V162H81L82 166H85V167L83 168V167H81L80 165H79L80 167H78V165H77V167H78L79 169H82L81 171H84V170H86L85 168H87V165H86V164L89 163V160H90V162H91V163H89V164H92V167H94L93 164L96 165V163H93V162L95 161V160H93V158H94V159H95L96 157L99 158V159L101 158L100 160L96 158V161H95V162H99V163H97V164H98V165L100 164V165L98 166V168L101 167V168L99 169L100 171H99V170L96 171V169H95V168H97L96 166H95V168H94L95 170H94L93 168H91V165L88 166L89 169L91 168V169H93L95 172H92V173L89 172L90 174H88V177L85 178V180L83 181V183H85V181H87L88 178H89V181H87V182L90 183V182H91V179H94L95 181H94V180H92V181H94L95 183L93 182L92 184H93V185H95V184L97 185V180H100L99 177L101 176V178H102L103 176L106 175V174H105V173H106V172H105V168H106V166H105V168H104V165L108 164V166H107V168H106V171L109 172L110 170H113V169H111V168H112V167H111L112 162H113V168H114V167H115V166H114V162L117 161L119 164H117V162H116V166L118 165V167L121 169V167H120L119 165H120V161H122L123 159L120 158L121 160L119 159V160H120V161H119V160H116V159L114 158L116 161H113V160H112V157H114L116 153L114 154V156H111L112 154L109 155V152H108V151H110V152H114V151H113L114 149L112 148V146L114 147V146H117V145L120 144L117 148H118L119 150L122 149V151H119L118 149H116V147H115V150H116V151L118 150L119 153H121V154H118V155H119L120 157L123 158V157L127 156V153H129V150H128L127 148H129V147L132 146V145H130V146L128 147V145H129V141L127 140V141H128V142H127V141L125 140V139H127L128 137L124 138L123 140L119 138V140H122V141L125 140V141H124V144L122 143V144H123V146H122L123 148H122V147H121V143H119V142H121V141H119L118 143H117V142L115 143V141H117V140H116V137H117V136H115L114 133H111V132H112V131H111V132L108 133V134H110V135L113 134V136H112V135H111V136H112V141H113V139H114V137H115V141H113L115 144H114V143L112 144V143H111L112 141H108V142H105V143L101 144L102 146H101L100 144H97V145H100L99 147H98L96 144H94V146H97L98 148H100V147L105 148L106 146H108V148H107L108 151H107V149H105V150L108 152L109 158H110V156H111L110 159H111L112 162H110V160H107V159H109V158L107 157V156H108V155L106 154L107 152L104 151V150H102L103 152L100 150V153H99L100 155L98 154L100 157H99V156H96L98 151L96 152V154L94 153L93 156H92V154L88 155L89 153H87V146L89 145L88 148L90 147V144H91V146H93L92 143H94L95 141H97L96 139H98V138H96V139H94V141H93V140H92L93 135H94L95 137H96V136H99V137H101V139H102V136H103V135H100V134H99V135H97V134L95 135V132H94V134H93ZM103 132L106 133V132H108V130H107L106 132H105V131H103ZM146 132H147V131H146ZM149 132H150V130H149ZM149 132H147V135H148ZM151 132H153V131H151ZM151 132H150V133H151ZM175 132H176V131H175ZM189 132H190V131H189ZM248 132H249V131H248ZM248 132H247V133H248ZM99 133H100V131H99ZM104 133H103V134H104ZM139 133L137 132L136 134H139ZM150 133H149V134H150ZM156 133H154L153 136L150 134L151 137H155L153 140L156 139V141H153V140L151 139L152 142H156V143H157V142L159 141L160 143L158 142L159 144H158V143H157V144L160 146V148L162 147V149H163L164 147H166V145H164V144H167V145L170 146V147L168 146V147H169V148H168V151H169V152L167 151V148H166V154H165V149L161 150V152H163V157H164L165 159H164V158L161 159V157H162V153H161V157H160V158L158 157V158L161 159L163 162H165V161H169V160H172V158L170 157V156H172V155L174 154L172 151H175L176 148H178V147H176L174 150L172 149V151H171L170 149L173 147V141L175 142L174 139L177 138V140H179L180 137H179V138L177 137V136H178L177 133H176L177 136H175L176 134H174V132H172V133L174 134V136H175L176 138H175V137H172V138L170 137L171 135H173L172 133H170L171 135L169 134V135L166 136V137H165V134L163 135L162 132H161L160 134H158V136H154V135H156ZM216 133H217V132H216ZM237 133H238V134H237ZM247 133H246V134H247ZM1 134H0V136H1ZM108 134H106V135L104 134L107 140H109L108 138H110ZM227 134H228V135H227ZM230 134H231V135H230ZM239 134H240V135H239ZM249 134L252 135L251 132H249L247 135H249ZM5 135H6V136L4 137V141H3V142H0V145L3 146V147H2L3 149H4L5 146H6L7 149H8L9 146L12 147L11 144H9V143L11 142V141L9 142V139L11 138L10 135H12V134H9V139H8V138L5 139V138L7 137V134H5ZM42 135L38 136V138H40V140L42 139V141L44 142V141H45V136H42ZM122 135H125V134L122 133L121 135L119 134L118 136H119V137H120V136L122 137ZM141 135H142V136H141ZM141 135H140L139 137L137 136V138H135V136H129V137H131V138L133 137V138H135V139H132V140H137V141L142 140V139H144V141H145V139L148 138L147 135H146L144 138H142V137H143V134H141ZM159 135H160V137H159ZM161 135H163V136H161ZM192 135H193V134H192ZM242 135H243V137H241ZM247 135H245V136H247ZM12 136H13V135H12ZM14 136H13V140H12V139H11V140H12L13 142H15V144H16V141L19 140V139H16L18 136H16V138H14ZM213 136H215V135L213 134ZM213 136H212V137H213ZM230 136H231V137H230ZM253 136H250V137H251V140H252V137H253ZM256 136H255V137H256ZM107 137H108V138H107ZM156 137H157V138H156ZM232 137H233V138H232ZM235 137H236L237 139H235ZM18 138H19V137H18ZM35 138H36V137H35ZM35 138H34V140H36ZM38 138H37V139H38ZM117 138H118V137H117ZM140 138H141V139H140ZM158 138H159V139H158ZM163 138H164V139H163ZM173 138H174V139H173ZM193 138H194V139H193ZM193 138H191L190 142L197 141L198 139H200V140L203 139L202 137H198V138L196 137V138H197V140H196V138L194 137V135H193ZM224 138H225V139H224ZM244 138H246V137H244ZM248 138H249V136H248ZM253 138H254V137H253ZM1 139H2V137H1ZM77 139H76V142H75V139H74V142H72L73 140H71L72 143L69 142V143L71 144V147H70L69 149H71V148L78 149V148H76V147H74V146L72 147V145H76V144H77ZM168 139H169V140H168ZM185 139H186V137L184 138V141H185ZM226 139H227V140H226ZM26 140H27V139H26ZM40 140L38 139V141H40ZM46 140H47V139H46ZM91 140H92L93 142H92ZM99 140H100V138H99ZM99 140H98L97 142H101V141H99ZM103 140L105 141L104 137H103ZM107 140H106V141H107ZM110 140H111V138H110ZM129 140H130V138H129ZM165 140H166V142H168V141L170 142L171 140H173V141H171V143H164ZM167 140H168V141H167ZM177 140H176V141H177ZM192 140H194V141H192ZM200 140H199V141H200ZM213 140H214V141H213ZM217 140H218V142H217ZM234 140H235V141H234ZM246 140H247V138H246ZM251 140H250L249 142L247 141V143L250 144V143H254V142L257 141V140H255V138L253 139V140H255V141L251 142ZM0 141H2V140H0ZM5 141H7V142H5ZM27 141L30 142V140H27ZM38 141H37V142H38ZM104 141H103V142H104ZM137 141H136V142H137ZM144 141H143V142H144ZM162 141H163V142H162ZM186 141H188V139H186ZM186 141H185V143H187ZM219 141H220V142H219ZM223 141H225V142L223 143ZM8 142H9V143H8ZM13 142H11V143H13ZM43 142H41V144L39 143V145H41V147L43 146V147H45V148H43L42 151H40V150H37V151L42 152V153L39 152L40 155H41V154H44L43 156L41 155L42 157H44V159H46V157L48 156V157H50V158H48V157H47V158L50 160V159L52 158L53 155L51 154V155H52V156H51V155L49 154L50 152H49L47 149H48L51 145H50V143L46 142V145H48V144L50 145V146L48 147V146L45 145V143H44V145H43ZM91 142H92V143H91ZM125 142H127V144H125ZM237 142H236V143H237ZM241 142H242V141H241ZM241 142L238 143V145L241 144ZM243 142H244V141H243ZM260 142H259V144H260ZM25 143H26V142H25ZM31 143L34 144L33 141H32ZM31 143H29L28 145H31ZM35 143H36V142H35ZM53 143H55V142H53ZM60 143H61V142H60ZM60 143H57V142H56L55 144H56V146L59 144V146H57V147L60 148ZM73 143H76V144H73ZM106 143H108V144L111 143V144H112V146H111L112 151L109 150V148H110L109 146H110L111 144H110V145H108V144L105 145ZM137 143H138V142H137ZM163 143H164V144H163ZM179 143L181 144L180 141L177 142V143L175 142L176 145L179 144ZM194 143H195V142H194ZM194 143H193V144H194ZM218 143H219L220 145H222V147H223V144H225L224 147H225L226 149L223 147V148H224V151H223V148H220L221 146H218V145H217ZM229 143H230V144H229ZM236 143H234V144H236ZM244 143H245V142H244ZM244 143H242V144L244 145ZM13 144H14V143H13ZM13 144H12V145H13ZM15 144H14V145H15ZM26 144H27V143H26ZM26 144H25V145H26ZM36 144H37V143H36ZM66 144L68 145V142H66ZM70 144H69V145H70ZM130 144H131V142H130ZM160 144H161V145H160ZM170 144H172V145H170ZM188 144H189V141H188ZM188 144H187V145H188ZM191 144H192V143H191ZM198 144H197V145H198ZM242 144L239 145L238 148L241 147V146H243ZM254 144L257 145L258 143L256 142V143H254ZM254 144H253V146H252V144H250V146L254 147ZM263 144H264V142L261 143L260 145L263 146ZM8 145H9V146H8ZM28 145H27V146H28ZM62 145H63V144H61V147H63ZM67 145H65V146H67ZM78 145H79V144H78ZM104 145H105V146H104ZM124 145H127V146L124 147ZM158 145L155 146V144H154V147H155L156 150L159 149V148L157 149V146H158ZM176 145H175V146H176ZM184 145H186V144H184ZM195 145H196V143H195ZM226 145H227V146H226ZM245 145H247V144L245 143ZM256 145H255V146H256ZM260 145H259V146H260ZM27 146H26V147H27ZM32 146H33V145H32ZM94 146H93V147H94ZM103 146H104V147H103ZM163 146H164V147H163ZM171 146H172V147H171ZM175 146H174V147H175ZM177 146H179V145H177ZM181 146H182V145H181ZM181 146H180V147H181ZM234 146L237 147V144L234 145ZM247 146H248V145H247ZM247 146H245V147H247ZM259 146H257V147H259ZM26 147H24V148L22 147V150H24V151H26V150H27V151H31V150H32V151H33V150L36 149V148H37V149L40 148V146H39V148H38V146L35 147V144H34V147H35L34 149H31L30 147H29L30 149H28V147H27V149H26ZM46 147H47V149H46ZM57 147H56V148H57ZM68 147H69V146H68ZM68 147H66V148H68ZM81 147H82L84 150H83ZM93 147H91V148L94 149ZM152 147H153V145H152ZM154 147H153V149H152V148L150 149V153L148 154V155H150V160L152 161V162H151V165L149 164L150 162L147 164L148 167H149V165L152 166L154 163H155V165H156V162H155V161H158V163L161 164V163H160L161 160H158V158H157V159L154 161V163H153L152 158L155 157V154H159L158 156H160V150H158V153L156 152V153H153V155L151 154V152L156 151V150L154 149ZM183 147H184V146H183ZM214 147H215V148H214ZM216 147H218V148H216ZM230 147H231V146H230ZM0 148H1V147H0ZM2 148H1V149H2ZM32 148H33V147H32ZM66 148H62V149H66ZM91 148H89V149L91 150ZM187 148H188V147H187ZM248 148L250 149L251 147H248ZM3 149H2V151H4ZM7 149L5 150L4 153H6V152L8 153V152L11 150V149H10V150L8 149V151H7ZM25 149H26V150H25ZM44 149H46L45 152H44ZM75 149H73V150L71 149V151H70V152H72V153L74 154V159H73V162L75 161L74 163H76V159H77V157L79 158L78 155H79V153H80L79 150H77V152H79V153H77L76 151H75L76 153L73 152ZM81 149H82V150H81ZM95 149H96V148H95ZM130 149H131V147H130ZM141 149L143 150V149H145V148H141ZM180 149H181V148H180ZM184 149H186V148L184 147ZM232 149H233V150H232ZM243 149H245V150H243ZM249 149L247 150V153H244V154H246V157H247V154L250 155V153H248ZM256 149H258V148H256ZM256 149H255V150H256ZM259 149H261V146H260ZM259 149H258V150H259ZM67 150H68V149H67ZM85 150H86V151H85ZM90 150H88V151H90ZM98 150H99V149H98ZM125 150H126V151H125ZM134 150H136V149L134 148L133 151H134ZM151 150H153V151H151ZM177 150H179V148H178ZM181 150H183V149H181ZM181 150H179V152L182 153ZM216 150H217V151H216ZM219 150H222V151H219ZM253 150H254V149H253ZM253 150H252L251 152H253ZM32 151H31V152H32ZM37 151L34 150L33 152H37ZM47 151L49 152L48 154L46 153ZM62 151H63V150H62ZM123 151H124V152H123ZM127 151H128V152H127ZM130 151H131V150H130ZM138 151H139V150H138ZM138 151L136 150V152H138ZM145 151H146V150H145ZM170 151H171L172 153H170ZM183 151H184V150H183ZM225 151H226V153H225ZM238 151H237V152H238ZM256 151H257V150H256ZM256 151L253 152L254 154L252 153L254 156H252V157L249 156V157H251V159H252L253 161H254V159L256 160V157H255V156L257 155V154L255 155ZM261 151H263V149H262ZM20 152H21V151H20ZM31 152H29V153H31ZM63 152H66V151H63ZM63 152H62V153H63ZM91 152H93V150H92ZM91 152H90V153H91ZM94 152H95V150H94ZM105 152H106V153H105ZM136 152L134 151V154H135ZM139 152H141V153H139V154L144 155V154H143V151H139ZM167 152H168V153H167ZM177 152H178V151L175 152V155H177V154H176ZM179 152H178V153H179ZM223 152H224L225 154H229V153H231V155H232V157H231V155H230L231 159H229L230 157H228V159H227V155H226V156H225V154L223 155ZM245 152H246V151H245ZM249 152H250V151H249ZM1 153H2V152H1ZM10 153H12V152H10ZM29 153L26 152V154H25V153H24V154L27 155V154H29ZM37 153H38V152H37ZM66 153H68V155L71 156V157H70L71 159L73 158V156H72L71 154H69V152H66ZM102 153H103V154L105 153L106 156H105V154H104V156H103ZM117 153H118V152H117ZM122 153H123V154H122ZM124 153H125V154H124ZM144 153H145V152H144ZM181 153H180V154H181ZM238 153H241V152H238ZM238 153H237V154H238ZM2 154H3V153H2ZM2 154H0V155L2 156ZM24 154H23V152H22V153H20V157H19V156H16V157H15V158L19 157V158H20V159H19L20 162H19L18 160H16V159L12 156V154H9V153H8L7 156L5 155V158H8L9 160H11V163H16L17 166H19V167L22 166V167H23V164H24V163L26 164L27 161H28V163H29V160H31V159L29 158V156H25ZM34 154H35V153H34ZM45 154H47L46 157H45ZM64 154H65V153H63V155H64ZM77 154H78V155H77ZM130 154H132V156H134V155H133V152H132V153L130 152ZM137 154H138V153H137ZM169 154H170V155H169ZM180 154H179V155H180ZM182 154H183V153H182ZM219 154H221V155H219ZM244 154H242V153L240 154V155H241V158H244V156H245ZM31 155H32V154H31ZM37 155H39V154H37ZM40 155H39L38 157H40ZM63 155H62V156H63ZM68 155H67V157H68ZM75 155H77V156H75ZM81 155H80V156H81ZM87 155H88V156H92L91 159L93 160V162L91 161L90 157H89V159L87 158V157H88ZM94 155H95L96 157H94ZM116 155H117V154H116ZM118 155H117V156H118ZM123 155H125V156H123ZM142 155H141V156H142ZM148 155H147V156H148ZM164 155H165V156H164ZM175 155H174V157H176ZM201 155H200V157H201ZM217 155H218V157H217ZM242 155H244V156L242 157ZM1 156H0V157H1ZM8 156H9V157H8ZM10 156H11L13 159H11ZM24 156H25V157H24ZM32 156H33V155H32ZM32 156H30V157H32ZM35 156H36V155H35ZM35 156H33V157H35ZM56 156H57V155L54 154V157H55V158H54V157H53V158L56 159ZM59 156L61 157V154H60ZM59 156H57V159L62 160L61 158H59ZM65 156H66V154L64 155V157H65ZM84 156H85V157H84ZM137 156H138V155H136V156H134V157H136L135 162L138 163L139 157H138V160H137ZM139 156H140V155H139ZM144 156H145V155H144ZM147 156H145V157H143V158L146 159V158L149 157V156H148V157H147ZM205 156H206V157H205ZM223 156H224V157H223ZM21 157H22V158H21ZM38 157H37V158H32V162L30 161L31 165H33V166H30L28 163H27V166L29 165L30 168H31V167H36V166L39 164V159H38ZM75 157H76V158H75ZM83 157H84V158H83ZM105 157H106V159H105ZM115 157H116V156H115ZM127 157L129 158L130 155H128ZM156 157H157V156H156ZM167 157H168V158H167ZM169 157H170V158H169ZM208 157H209V158H208ZM215 157H216V158H215ZM237 157H238V159H241V158L239 157V155L236 156L235 158H237ZM246 157H245V158H246ZM254 157H255V158H254ZM23 158H24V160H25V159L27 160V161L25 160L26 162H24V163L21 161ZM40 158H41V157H40ZM53 158H52V159H53ZM85 158L88 159V160L86 161L87 163H86V162H83V161H85ZM102 158H103L104 160H103ZM116 158H117V157H116ZM130 158H132V157H130ZM141 158H142V157H141ZM143 158H142V159H143ZM176 158H177V157H176ZM213 158H214V160H212ZM223 158H224V159H223ZM225 158H226V159H225ZM245 158H244V159H245ZM0 159L3 160V156H2ZM17 159H18V158H17ZM35 159H38V164L36 163L37 160H35ZM41 159H42V158H41ZM52 159H51V160H52ZM57 159H56V161H57ZM64 159H65V158H64ZM64 159H63V160H64ZM66 159H67V158H66ZM66 159H65L64 161H65L67 164L69 163V164L72 165L73 162L71 163V161L69 162V160L67 161ZM68 159H69V158H68ZM82 159H83V160H82ZM117 159H118V158H117ZM134 159H135V158H132L131 160H134ZM145 159H144L143 161H141V163H138V164H142V167H143V166H144L143 162L145 163ZM198 159H200V158L198 157ZM207 159H209V160H207ZM6 160H7V159H6ZM6 160H4V161H6ZM60 160H58V161H60ZM101 160H103V161H105V162H106V161H109V162H106V164L104 163V165H103V164H101V163H102ZM124 160L126 161V158H124ZM124 160H123L122 162L125 163ZM127 160L131 161L130 159H127ZM140 160H141V159H140ZM150 160H149V161H150ZM173 160H174V159H173ZM188 160H189V162H190L191 167H189V162H188ZM211 160H212V161H211ZM246 160L248 161L249 158H248V159L246 158ZM7 161H8V160H7ZM7 161H6V164L10 162V161H9V162H7ZM12 161H13V162H12ZM17 161H18V162H17ZM33 161H36V162H33ZM54 161H55V160H52L51 162L54 163ZM64 161H63V163H64ZM77 161H78V159H77ZM146 161H147V159H146ZM159 161H160V162H159ZM174 161H175V160H174ZM186 161H187L188 163H187ZM224 161H225V162H224ZM232 161H233V160H232ZM234 161L237 162V159H234ZM239 161L242 162V160H239ZM256 161H258V160H256ZM61 162H62V161H61ZM78 162H79V161H78ZM78 162H77V163H78ZM82 162H83V163H82ZM100 162H101V163H100ZM147 162H148V161H147ZM163 162H162V164H168V163H163ZM169 162H170V161H169ZM181 162L178 161V162H173V163H175V165H177V163H178L177 166L179 167V166H180L179 164H180ZM262 162H264V161H262ZM262 162L259 161V162H257L258 164H257V163H254L255 166H256V168H257V165H259V167H260V163H262ZM1 163H2V165H6V164L3 163V161H2ZM1 163H0V164H1ZM21 163H22V165H21ZM35 163H36V164H35ZM58 163H59V162H58ZM74 163H73V164H74ZM124 163H121V164H124ZM126 163H127V162H126ZM126 163H125V166H124V167H126V168H125V171L128 172L129 169H130L131 174L129 173V175H132V171H133V169H134L135 167L132 166V167H133V169H132V168L129 166V163H130V162H129V163H128L129 169H128L127 166H126ZM131 163H132V165H135V164H136V163L134 164L133 161H131ZM171 163H172V162H171ZM171 163H170V165H171ZM197 163H198V162H197ZM197 163L194 164V167H196V164H197ZM215 163H211V164H215ZM226 163H227V164H226ZM232 163H233V162H232ZM232 163H231V166L235 165V162H234L233 164H232ZM249 163H252V161L250 160ZM60 164H62V163H60ZM67 164H62V165H67ZM84 164H85V165H84ZM162 164H161L160 166H162ZM202 164H203L204 166H203ZM211 164H210V165H211ZM225 164H226V165H225ZM242 164H243V162H242ZM263 164H264V163H262V165H263ZM7 165H8V164H7ZM7 165H6V166H7ZM12 165H13V164H10V163H9V165H8L7 167H6V166H5V167L8 168L9 166H12ZM71 165H70L69 167H71ZM101 165H102V166H101ZM136 165H137V164H136ZM136 165H135V166H136ZM175 165H173V166L175 167ZM182 165H183V164L181 163L180 168L183 167V166H185V165H183V166H182ZM252 165H253V163H252ZM0 166H1V165H0ZM13 166H15V164H14ZM13 166H12V167H13ZM17 166H15V168H16ZM25 166H26V165H25ZM25 166H24V168H25ZM121 166H122V165H121ZM139 166H140V167H139ZM139 166H137V169H138V167H139V171H140L141 165H139ZM158 166H159V165L157 164L155 168H157ZM160 166H159V167H160ZM201 166H203L204 168H202ZM207 166H208V165H207ZM236 166L238 167L239 165H236ZM244 166H245V165H244ZM244 166L242 165V167H244ZM263 166H264V165H263ZM3 167H4V166H1L2 169H3ZM5 167H4V168H5ZM12 167H11V168H12ZM67 167H68V165H67ZM73 167H76V166L73 165ZM77 167L75 168L76 170H77ZM110 167H111V168H110ZM118 167H117V168H118ZM144 167H145V166H144ZM153 167H154V165L152 166V168H153ZM186 167H187V166H186ZM224 167H225L227 170H225ZM234 167H235V166H234ZM234 167H233L232 169H234ZM237 167H235V168H237ZM242 167H241V168H242ZM249 167L251 168L250 164H249ZM252 167H253V166H252ZM11 168H9V169H11ZM26 168H29V167H26ZM71 168H72V167H71ZM98 168H97V169H98ZM103 168H104V170H103ZM108 168L110 169L109 171L107 170ZM117 168H115L114 170H116ZM122 168H123V166H122ZM238 168H239V167H238ZM241 168H240V169H241ZM244 168L246 169V167H244ZM244 168H243V170H245ZM250 168H248V169H250ZM256 168H255L254 170H256ZM13 169H14V167H13ZM75 169H74V170H75ZM87 169H88V168H87ZM127 169H128V170H127ZM131 169H132V170H131ZM137 169H136V170H137ZM143 169H144V168H143ZM143 169H141V170H143ZM145 169H146V167H145ZM176 169H177V167H176ZM178 169H179V168H178ZM178 169L176 170L177 172H178ZM219 169H220V170H219ZM221 169H223L224 171L221 170ZM251 169H252V168H251ZM251 169H250V170H251ZM258 169H261L260 172H262V169L264 170V167H263V168L261 167V168H258ZM258 169H257V172H256L257 175H256V173H255V175H254V173H252V175H254V176H259V175H258V173H259V172H258ZM3 170H4V169H3ZM6 170H8V169H5V171H6ZM17 170H19V169H17ZM72 170H73V169H72ZM93 170H92V171H93ZM114 170H113V171H114ZM136 170H134V171H136ZM147 170H148V169H146L145 171H147ZM179 170H180V169H179ZM186 170L189 171L188 169H186ZM186 170H185V171H186ZM0 171H1V170H0ZM22 171H23V170H22ZM101 171H102V173H101V174L99 173V175H100V176H99V175H98V172H101ZM103 171H104L105 173H104ZM116 171L118 172V169H117ZM120 171H123V172H121L122 174L125 172L123 169H121ZM120 171H119V172H120ZM137 171H138V170H137ZM139 171H138V172H139ZM145 171H143V172H145ZM182 171H183V169L181 170V173H182ZM185 171H184V172H185ZM187 171H186L185 173H184V172H183V173L186 175ZM227 171H228V172H227ZM2 172H3V171H2ZM110 172H111V171H110ZM141 172H142V171H141ZM191 172H192V173H191ZM218 172H219V173H218ZM232 172H233V171H232ZM247 172H248V174H247ZM5 173H6V174H5ZM83 173H85V171H84ZM93 173H94L95 175H94ZM103 173H104V175L102 176ZM125 173H126V172H125ZM134 173H136V172H134ZM181 173H180V174H181ZM195 173H193V174H195ZM215 173H216L217 175H215ZM229 173H230V175H228ZM0 174L2 175V173H0ZM47 174H48V177L51 179L52 176L50 177V175H52V174H50V173H46V175H47ZM49 174H50V175H49ZM92 174H93L94 176H92ZM141 174H142V173H141ZM198 174H199V175H198ZM225 174H226V175H225ZM237 174H238V173H237ZM260 174H261V173H260ZM263 174H264V171H263ZM4 175L6 176V175H7V172H4V174H3V178L5 177ZM90 175H91V176H90ZM97 175H98V176H97ZM107 175H108V173H107ZM133 175H134V174H133ZM133 175H132V177H133ZM185 175H184V176H185ZM242 175H243V176H242ZM261 175H262V174H261ZM261 175H260V177H257V178H260L259 180H262V178L264 179V175H262V178H261ZM39 176H40V175H39ZM44 176H45V174H44ZM44 176H43V177H44ZM135 176H136V175H135ZM137 176L139 177L140 174H138ZM137 176H136V177H137ZM184 176L182 177V175H180L179 177L184 178ZM186 176H187V175H186ZM190 176H191V175H190ZM197 176H196V177H197ZM214 176H215V177H214ZM222 176H223V177H222ZM229 176H231V177L228 179ZM249 176H250V175H249ZM254 176H252V177L254 178ZM40 177H41V176H40ZM43 177H41V178H43ZM46 177H47V176H46ZM48 177L45 178V179H47L46 181H48V180L50 181V179H49ZM56 177H57V176H56ZM56 177H55V178H56ZM60 177H61V179H64L62 176H58L57 179H58V178L60 179ZM107 177H108V176H107ZM136 177H134V178H136ZM140 177H142V176H140ZM140 177L137 178V179H133V178H131V177L129 176V178H131V179H129V178H128V179H129V180H132V179H133L132 181H133V182L135 181L134 183H137V184H138V183L140 182L138 185H136V184H134V183L131 181L132 184L128 186L130 190L133 188V187L130 188V186H133V184H134L135 187L137 186V190H136V188H135V189L133 188V190H134V191H137V192L139 193L138 188L140 189L141 186L143 185V184H141V181H142L143 183H144V182L146 183L145 179H142V180H141ZM191 177H192V176H191ZM191 177H190V178H191ZM193 177H194V176H193ZM193 177H192V179L189 180V179H188L189 176H188L187 179H188L189 181H191V180L193 181V180L197 179V178L194 179ZM219 177H220V176H219ZM225 177H226V178H225ZM232 177H233V178H232ZM236 177H237V179H235ZM250 177H251V176H250ZM252 177H251V178H252ZM0 178H1V176H0ZM3 178H1V179H2L1 182H2V186H3V188H4V185H3V184H5L4 182H7V183L10 182V183H11V180H12V179L10 180V179H9V176H7L6 178H8L10 181L7 180V181H4V182H3V180H4ZM55 178L52 179V180H54L53 182H58L59 180L55 181ZM90 178H91V179H90ZM143 178H147V177H144V176H143ZM182 178H181V179H182ZM224 178H225V179H228V181L225 180L227 183L224 181ZM244 178H245V177H244ZM251 178H250V179H251ZM253 178L251 179L252 181H253ZM68 179H69V183H71L72 181H74V180L71 179V178H68ZM106 179H107V178H106V176H105V179H103V180L106 181ZM138 179H140V180H138ZM198 179H199V178H198ZM198 179H197V181H198ZM200 179H201V178H200ZM247 179H248V177H247ZM250 179H249V180H250ZM254 179H255V178H254ZM5 180H6V179H5ZM103 180H102V181H103ZM129 180H128V181H129ZM137 180H138L139 182H138ZM147 180H148V179H147ZM179 180H180V179H178V180L176 179L177 183H178ZM201 180H202V179H201ZM203 180H204V182H205V176H204V179H203ZM212 180H214V181H212ZM236 180H238V182H236ZM243 180H244V179H243ZM256 180H257V179H255V182L253 181V182H254V186L257 184V187H258V183H260V181L258 180V181H259V182H258V181H256ZM49 181H48V182H49ZM64 181L66 182L65 179H64ZM70 181H71V182H70ZM105 181H103L102 183H105ZM128 181H127V182H128ZM182 181H183V180H182ZM182 181H181V182H182ZM189 181H188V182H189ZM195 181H196V180H195ZM197 181H196V182H197ZM245 181H246V180H245ZM245 181H244V182H245ZM252 181H251V182H252ZM1 182H0V185H1ZM12 182H14V181L12 180ZM15 182H16V181H15ZM50 182H51V181H50ZM53 182H51V184H53ZM59 182L62 183V180H60ZM67 182H68V181H67ZM74 182H76V181H74ZM74 182H73V183H74ZM87 182H86V183H87ZM98 182H99V181H98ZM100 182H101V181H100ZM122 182H123V181H122ZM148 182H149V181H148ZM184 182H187V181H185V179H184ZM242 182H243V181H242ZM242 182H241V183H242ZM244 182H243V185H244V184H248L247 182H249V181L247 180V182H245V183H244ZM257 182H258V183H257ZM7 183H6V184H7ZM16 183H17V182H16ZM16 183H15V184H16ZM69 183H68V184H69ZM83 183L80 184V188H81V189L84 187V186H83V185H84ZM86 183H85V185H89L88 188H91L90 186H93L92 184H88V183L86 184ZM166 183H167V185H165ZM166 183H165L163 186H168V187H169V185H170L172 182H171V183H170V182H166ZM168 183H169V184H168ZM182 183H183V182H182ZM200 183H202V182H200ZM249 183H250V182H249ZM255 183H256V184H255ZM262 183H263V184H262ZM13 184H14V183H13ZM15 184H14V185H15ZM66 184H67V183H66ZM66 184H65V185H66ZM71 184H72V183H71ZM74 184H75V183H74ZM119 184H122L121 181H120ZM172 184H173V183H172ZM202 184H203L202 186H205V185H206V183H205V184L202 183ZM9 185H11V184L8 183L7 186H9ZM69 185H70V184H69ZM145 185H146V184H145ZM173 185H174V184H173ZM177 185H178V184H177ZM177 185H175V186L177 187ZM181 185L184 186L185 184H181ZM200 185H201V184H200ZM222 185H225V186H224L225 188H226V186H228L226 189L229 190V192H226V191H225L226 189H224V191H222V190H223V189H222V187H223ZM232 185H231V187H235V186H232ZM238 185H240V184H238ZM250 185H253V184L250 183L249 186H250ZM259 185H260V184H259ZM261 185H264V181H261ZM261 185H260V186H261ZM5 186H6V185H5ZM7 186H6V187H7ZM12 186H13V185H12ZM23 186H24V185H23ZM81 186H83V187H81ZM102 186H103V184H102ZM139 186H140V187H139ZM143 186H144V185H143ZM149 186H150V183H149ZM163 186H162V187L160 186V187L157 188V190L160 189L158 192H160V191L162 192L163 189H161V188H163ZM240 186H242V185H240ZM240 186H239V187H240ZM249 186L247 185V186H244V188H243V187H242V188H243V189H245V187H248V188H250V189H251V188H255V187H249ZM14 187H15V186H13L12 188H14ZM65 187H66V186H65ZM86 187H87V186H85V188H86ZM168 187H164V188H167L166 191H169V190H170V187H169V188H168ZM172 187H173V186L171 185V188H172ZM194 187H195V186H193L192 189H194ZM207 187H208V185H207ZM224 187H223V188H224ZM237 187H238V186H237ZM257 187H256V189H257ZM3 188H1V186H0V189H1V190H3ZM16 188H17V187H16ZM60 188H62V187H60ZM70 188H71V189L74 188V191H71ZM110 188H111V187H110ZM110 188H109V190H110ZM143 188H144V187H143ZM189 188H190V187H189ZM189 188H187L188 190L186 189V191H185L184 189L182 190V191H185V192H182V191H180V192H179V191H176L177 194H178V193H179V194L181 193L180 195H177L175 191H173V192H175L176 196H180L179 199H182V197L186 196V195H184V194H186L188 191H189V194H190V191H192V192H191V193H192V196H193V192H195V194H196V193L198 194V192H201V191H206V192L209 191V188H208V190H204L203 188H200V189H198V192H196L195 189H194V190H191V189L189 190ZM240 188H241V187H240ZM240 188H239V189H240ZM262 188L264 189V186H262ZM262 188H258V190H256V192L260 191L259 189H262ZM5 189L7 190V188H5ZM57 189H58V188H57ZM62 189H63L62 192H61L62 195H60V196L65 195L67 192H68V193L70 192V194H71V195L68 194V200H71V201L69 202L68 200H66V199H67V197H66L67 194H66V195H65V198H66V199L63 198L65 204L62 203V204H63V207H64L65 205H66L67 207H70V206H71V207H70V208H71L70 210H69V208L66 209V208H67L66 206H65L66 208L64 207L65 209H63V207H60V208H59L60 203H59L58 205H56L57 202L55 203V202H52V201H51L52 203H50V199H49V198L52 199L51 196H53V195H55V194H58V192L60 193L59 189H58V190H55L54 192H53V191H50V192H52V193H49L48 191L45 192V193L48 192L49 195L52 194V195H50V197H49V196L47 197V198L49 199V201H47L48 203H47L46 201H44V197L46 198V196L48 195V193H47L46 196L44 195V197H43V195H42V194L44 193L43 191H40V192H43L42 194L38 191V192L41 194V197H42L41 200L44 202L43 204H42V201H41V200L37 202L36 200H38V199L35 200V198H34L35 201H33L32 198H31L33 195H34V196H35V195L38 196V193H36L37 191H34V192H33V191H30V192H32V194H31V195L29 194L30 196L28 195L29 197H28V199H27V200H30V199H31V200H30L31 202L29 201V203H31V204L33 203V205H30V204H29V206H31V207L28 206L29 209H31L32 207H33V209H35L36 206H38L39 204H41V205H43V206H46V204H49V203H50V205L53 207V208H52L53 210H51V212H50V210H47V209L44 208V207H42V210H43V212L45 211V209L47 210V212L45 211L46 213L44 212L45 214H48V211H49L50 213H52V216H51L50 213H49V214L47 215V216H49V217H45L46 220H47V222L52 223L53 221L56 220L55 222H53V224H54V228H53V230L55 229L54 231H53V230H49V231H48V227H47V230L45 231L44 228H46V225L48 226L49 223L46 224V221L44 220V224H46V225H42V224H43V220L40 219V218H38L39 214L41 215V213H42V212L40 211L39 207H37L39 210L36 208L37 211H40L39 213H37V211H35V210H34V211H35V212H34L33 209H31V210L26 209V210H29V211H25V210H24V212H26L25 214H23V213H22V214H21V213H18V212H22V211H23V210H22L23 208H26V206H24L25 201H23L24 204L22 203L24 207L20 206V207H22V209H20V208H19V205L17 206V204H16V205L13 204L14 201H13L12 203L10 202V201H12V200H15L14 198H13L12 200L10 199V201H7V200H9V198L7 199V197H8L9 194H8L7 192H6V193H3L5 190L2 191V192H1V190H0V193H3V194L1 195L2 198H1V200H0V202H1V204H0V217H1V218H0V224H1V223H2V225L4 224L5 226L3 225V227H5V229L7 230L8 228H7L6 224H7V223H10V221H11V223H12V224L10 223L11 225H9V226H11L12 228L8 226L9 229H11L10 232H12V233H10L9 230H8V231H4L5 229L3 230V228L0 227V229L3 230V231L0 230V231L2 232V234L0 233V238H1V239H0L1 241H0V242H3L5 239H7V238L9 239L10 237H12V236H14V235H16V237H17V235L20 233L21 230H18V229H17L19 232L15 234V232H16V228H18V227H15V226H17L18 223H20V222H21L22 224H21V223L19 224V228L21 227L20 229H22V232H24L25 229L27 228V227H26L25 229L22 228V226L25 224L26 221H27V223L29 224L28 229H29V228H33L34 225L32 226V224H35V225H36V224H38L37 221L40 222V220H42V223H40V224H41L42 226H45V227H42L40 224H38V225H40L43 229H42V228H41V229H40V228L38 229V228H36L37 226H36V227L34 226V228L32 229V230H33V234H32V230L29 229L30 233H27V236H30V237H29V238L31 239L30 242H32V243L35 242L34 245H33V244H30V242L28 241V243H29L30 245H32L31 247H30V245H27V240H28V239L25 241V239L27 238V237L25 236V235H26L25 233L28 232V231L26 230V232L21 233V234H24L22 237H24V238L26 237V238L23 239V240L26 242V247H27V248L25 249V251H26L27 249H29L28 251H30V252H27V251H26L28 255L25 254L26 252L24 253L25 244L23 245L24 247H23L21 244L19 245V243H20L19 240H18L19 237L17 238V240H18L17 245H16V243H14V242H12V243H14L13 247H14L15 245H16V246H19V247L21 248V249H20L21 251H19V250H17V252L15 251L16 249H19V247H17L16 249H15V247L12 248V249H14L15 253L13 252L12 249H10V246H12V244L10 243V241H12V240H10V239H9V243H10L11 245H10L9 243H6V244H5V241L2 243V244H4L5 246H6L7 244H9L10 246H9V245L7 246L9 249H8L7 247H5L4 245L0 244L1 247H2V248H1L2 250L0 249L1 251H3V246H4L5 248H7L6 250H7L8 252L12 250V252H13L14 255H15V256L13 257V254L11 255L12 252H9L8 254H6L7 252H6V250L4 249L5 252H4V251H3V252H4L5 254H4V255H1V254H0V258H3V260L0 259V261H1L0 264H3V262L6 263V264H14L13 262H10V261H13V260H14V262H15L16 264H17V262H18V264H19V262H21V261H22L21 264H22V263H23V264H27V263H29V264H33L34 261H32V260H34V259H38L37 261L39 262V264H41L40 262H42V263H44V264H45V263H46V264H52V263H54V262H53V259H54V258H55L54 260H56V262H57V260H58V258H59L58 256H60L61 260L63 261V263H61V264H64V262H68V263H65V264H71V263H72V264H83V263H84V264H88V263H89V264H91V263L94 264V261H97V259L95 260L94 257L97 258V257L99 256V255L97 254V252H98V253L100 252L99 247H100V248L102 247L101 250L103 251V250H104V246H103L104 244L107 243V245H109L111 242H113V240L110 241V239H112L114 236L112 237V236L110 235L111 233H109V232H111L112 229H113L114 232H112V234H114V233L117 234V232H115V231H117L118 228H119L118 230H121V229H122V230H124V231L126 232L125 228L128 229L129 227L127 228V227H126V224H125V226H124V223H128V222H126V221L128 220V218H130L131 216L133 217V215L136 216L135 213H137V215H139V211H144V210H146L145 212H147L148 208H147V209H146V208L143 209L144 207H142V209H141L140 207H141V206H147L148 204H150V203L152 202V200H153L152 198H154V195H156L155 192H154V189H153V193L150 192V194H151V193L153 194V196H152V198H151V199H152L151 202H150V200L147 199L150 203H148L147 205H146V204L144 205L143 203H147L146 198H145V200H143V197L146 196V191H144V192L142 191L143 193L140 191L141 193H139V194H141V195H138L137 192H135V193H137L136 195H133V194H135L134 191H132L133 193H131L130 191H122L123 193H121V194H123V195H121V194H119V195H114V194H118V192L115 191L116 193L114 192L113 195H112V191L107 190V191H109L108 194L111 193V195L109 194L108 197H107V196H106L107 193H105V191H106V189H108V188H106V189L104 188V189H103V192H104L106 195L103 194L102 191H100V190L97 191V192H96V191H95V192L93 191V193H92V192L89 193L90 191H89V192H88V191H85V193H84V191L77 190V189L73 186V184H72V186L70 185L68 188H65V189H68V191L66 190L65 193H64V191H65V190H64V187H63ZM75 189H76V191H75ZM168 189H169V190H168ZM173 189H174V188H173ZM234 189H236V187H235ZM243 189H241V190H243ZM246 189H247V188H246ZM250 189H247V190L249 191V192H248V191H247V192H248L249 195L252 193V194H251V195H252L251 198H252L253 195L255 194V192H254V193H253V191L251 192ZM263 189H262V196L264 197V195H263V191H264V190H263ZM9 190H12V189L9 188ZM9 190H8V191H9ZM15 190H16V189H15ZM15 190H12V194L10 193V198H11L12 196H14L15 194H17V193H14V194H13V192H14ZM18 190H21V189H20V188H19V189L17 188V191H18ZM69 190H70V191H69ZM101 190H102V189H101ZM104 190H105V191H104ZM157 190H156V191H157ZM171 190H172V189H171ZM253 190H254V189H253ZM56 191H58V192H56ZM118 191H119V190H118ZM151 191H152V188H151ZM244 191H245V190H244ZM15 192H16V191H15ZM21 192H22V191L18 192V195H17V196H19V194H20ZM73 192H74V193H73ZM86 192H87V193H86ZM99 192L102 193V197H103V196H104V197L106 196L105 199H108V198H109L108 201H106V200L104 199V197L101 198V200H102V199L104 200V201H102V204L105 202L104 204H105V206H106V209H105V208H101L100 210H98L99 207H100V206H98V205L101 203V200H100V198H99L100 195H101V193H99ZM120 192H121V190H120ZM120 192H119V193H120ZM127 192H128V193H127ZM158 192H156V193H158ZM163 192H164V191H163ZM163 192L160 193V194H161V195L164 194ZM173 192H172V194H171V192H169V193H170L171 195H174ZM206 192H203V193H206ZM213 192H214V191H213ZM213 192H212V193H213ZM225 192H226V194H228V195L230 194V196H231L232 198H231V197H228V195H226ZM231 192H232V193H231ZM23 193H24V195H25L26 193L28 194L29 192L26 191V193H25V192H23ZM61 193H60V194H61ZM79 193H80V194H79ZM88 193H89V195H91V196L86 197L85 195H86V194L88 195ZM125 193H126V194H125ZM144 193H145V195H144ZM166 193H167V192H166ZM166 193H165V197L168 196V195L166 196ZM182 193H183V194H182ZM203 193H201L202 195L199 194L200 197L197 196V198L200 199L201 201H202L203 199H205ZM260 193H261V192H260ZM260 193H259V194H260ZM4 194H5L7 197H5ZM7 194H8V195H7ZM27 194H26V195H27ZM72 194H73V195H72ZM77 194H78V195H77ZM84 194H85V195H84ZM124 194H125L126 196H128V197L130 196V198H128V200H129L128 202H130V203H132L131 201L134 200V199H133V196H135V197H136L135 199L138 200V204H137V203L135 202V200H134V203L137 204V205L135 206V210H136V211H133V212L128 213L127 216H126V217H128V218L125 219V220H123V221H121V220L118 219V218H119V217H118L119 215L116 216L118 213H116V214L114 215L113 212H110V211H114V210H109V209H112V208H113L112 206H115V205H116V204H115L116 202H115V199H114V198H116V201L119 200L118 203H119L120 200H121V199H120L121 196H123L122 198H125V199H126V197L124 196ZM147 194H148V193H147ZM158 194H159V193H158ZM158 194H157V195H158ZM170 194H169V195H170ZM189 194H187L188 197H190ZM195 194H194V196H195ZM208 194L210 195V192L207 193V195H208ZM224 194H225V195H224ZM20 195H22V194H20ZM76 195H77V196H76ZM97 195H98V196H97ZM157 195H156V196H157ZM181 195H182V196H181ZM190 195H191V194H190ZM207 195H205V196H207ZM209 195H208V196H209ZM237 195H236V196H237ZM3 196H4V197H3ZM17 196L15 195V197H17ZM57 196H59V195H56V199H58ZM72 196H73V197H72ZM137 196H138L139 198H138ZM141 196H143V197H141ZM162 196H164V195H162ZM162 196H161L160 198H163V199H164L165 197H162ZM208 196L206 197L205 200H207V202L209 203V200H208V199L211 200V198H208ZM211 196H212V195H211ZM211 196H210V197H211ZM215 196H216V197H215ZM225 196H226V197H225ZM256 196H257V195H255L254 200H253V198H252V200H253L254 202H256L255 200H256L257 198L259 199V197H256ZM262 196H260V197L262 198ZM20 197H21V196H20ZM54 197H55V196H53V198H54ZM76 197H78V198H76ZM81 197H83V198H81ZM90 197H91V198H90ZM95 197H96V198H95ZM97 197H98V198H97ZM110 197H114V198H113L114 205H113V204H112V205L110 204L111 201H112V198H110ZM119 197H120V198H119ZM140 197H141V198H140ZM146 197H147V196H146ZM150 197H151V196H150ZM171 197H173V196H171ZM201 197H203V198H201ZM227 197H228V198H227ZM233 197H234L235 199L239 200V201H237V200H236L237 202L234 201ZM21 198H22V197H21ZM21 198H20V199H21ZM23 198L26 199V196H23ZM23 198H22V199H23ZM29 198H30V199H29ZM36 198H37V197H36ZM70 198H71V199H70ZM86 198H87V199H86ZM117 198H118V199H117ZM148 198H149V197H148ZM155 198H156V197H155ZM155 198H154L153 202L157 199V198H156V199H155ZM158 198H159V196H158ZM160 198H159L158 202H159V203H164L165 199H164L163 202H161L163 199H160ZM167 198H169V196H168ZM184 198H186L187 200H190V202L192 201L191 198H190V199H188L187 197H184ZM240 198H241V199H240ZM255 198H256V199H255ZM3 199H4V201L7 199V200H6V201H7V204H6V205H4L5 202H4V204H2V203H3V202H2ZM16 199L19 201L18 197H17ZM22 199H21V200H22ZM39 199H40V198H39ZM59 199H60V198H59ZM61 199H62V197H61ZM63 199H62V200H58V201H61V202H62ZM75 199H76V200H75ZM80 199H81V200H80ZM92 199H93V200H92ZM125 199H124V200H125ZM141 199H142L144 202L141 201ZM169 199H170V198H169ZM179 199L176 198V201L178 200L179 202H181L182 200H179ZM192 199H193V198H192ZM194 199L197 200V199H196V196H195ZM228 199H229V200L231 199V201H233V204H231V202H230ZM232 199H233V200H232ZM242 199H244V200H242ZM27 200H26V201H27ZM54 200H55V198H54ZM65 200H66V201H65ZM89 200H90V202H89ZM96 200H97V201H96ZM109 200H111V201H109ZM160 200H161V201H160ZM166 200H167V199H166ZM183 200L185 201V199H183ZM187 200H186V203H187ZM195 200L193 201V203L191 202V203L193 204V206H194V202H195ZM205 200H203V202L206 203ZM227 200L229 201V203H225V202H228ZM261 200L263 201L264 199H261ZM18 201H15V203H17ZM76 201H77V202H76ZM94 201H96L95 204H97V205H94V204H93V207L90 206V205H92V204H90V203H91V202H94ZM122 201H123V199H122ZM156 201H157V200H156ZM176 201H175V203H177ZM246 201H247V203H246ZM259 201H260V200H259ZM259 201H258V203L260 204L261 201H260V202H259ZM8 202L11 203L10 206H14L13 208L18 207V209L21 210V211L16 212V211L18 210V209H17V210H15V213H14V209H12L13 211L10 209V208H11V207L9 206L10 203L8 204ZM19 202H21V201H19ZM19 202H18V203H19ZM36 202H37V203H36ZM45 202H46V203H45ZM66 202L68 203V205L72 204L71 202H74L76 205L73 203L72 205L68 206ZM81 202H82V203H81ZM88 202H89V203H88ZM107 202H108V203L110 202L109 204L111 205L112 208L109 207V209H108V205H109V204L107 205ZM141 202H142V203H141ZM153 202H152V204H153ZM158 202H156L155 204H157ZM179 202H178V204H179ZM190 202H188V205L190 204ZM239 202H242V205H243V202L246 203L247 205H246V206L243 205V206H245V207H242V206L240 205ZM254 202H252V205H253ZM263 202H264V201H263ZM27 203H28V202H26V204H27ZM87 203L90 204V205H88ZM112 203H113V202H112ZM118 203H117V204H118ZM121 203H124V201L121 202ZM134 203H132V204H134ZM175 203H173L174 206H173V204H171V206H173V208L169 206V208H170L169 211L166 209L165 212H164L165 209H164V210L162 209V210H158V211H155V210L153 211V209L151 208V205H148V206H150L149 209L152 210V211H151V210H148V211H149L148 213L150 214V217H151L152 214H155V213H157V212L160 214V213H162V211H163V213H165L164 215H166V214H170V211L172 212V210H173V209L175 210V208H176V209H177V210H175V211H176V214H175V215L172 214V215L178 217V213H182V214H179V215H180L179 218L181 219V218H182V215L184 214L183 217H184V219H185V216L188 215L189 212H188V213H184L185 211L183 210V207H185L184 209L188 210V209H187L188 206H187L186 204H183V203L181 202V205L183 204V205H182L183 207L181 208V207H179L180 204H179V206L176 204V205H177V206H176ZM201 203H202V202H201ZM205 203H204V204H205ZM208 203H207V204H208ZM235 203H236V205H235L234 207H231V205H234ZM237 203H238V204H237ZM258 203L256 202V204H258ZM12 204H13V205H12ZM19 204L21 205V203H19ZM44 204H45V205H44ZM53 204H54V206H56V207H54ZM77 204H78V205H77ZM102 204H100L101 207L104 206V204H103V206H102ZM192 204H191V205H192ZM204 204L202 203V205H204ZM213 204H214V205H213ZM218 204H220V205H218ZM254 204H255V203H254ZM259 204H258V205H259ZM263 204H264V203H263ZM7 205H8L9 207H8ZM41 205H39V206H41ZM73 205H74V207H75L77 210H75V208H74V210H72V209H73ZM110 205H109V206H110ZM191 205L189 206L190 211H191V208H192V211H195V209H196V210H197V209L199 210V208L201 207V206H199V205H197L198 207H192ZM205 205H206V204H205ZM205 205H204V206H205ZM229 205H228V206H229ZM258 205H257V207H258ZM48 206H49V205H48ZM48 206H47V207H48ZM61 206H62V205H61ZM82 206H83V207H82ZM85 206H86V207H85ZM87 206H90L91 208L89 209V207H87ZM94 206H97L98 209L96 210L97 207L94 208ZM139 206H140V207H139ZM152 206H154V205H152ZM195 206H196V204H195ZM204 206H202V207H204ZM207 206H208V205H207ZM207 206L205 207V209L207 208ZM254 206L256 207V205H253L252 207H254ZM262 206H263V205H262ZM1 207H3V209H2ZM5 207H6V209H5ZM78 207H79V208H78ZM177 207H178V208H177ZM212 207L210 206L209 208H212ZM257 207H256L255 209H257ZM43 208H44V209H43ZM54 208H56V209L58 208V209H61V210L63 209V210H65L66 212H65V211L63 212V211L59 210V212L57 211V213H55V215H54V214H53V213H54V212H53V211H54ZM93 208L97 211V214H96V211L93 210ZM194 208H195V209H194ZM209 208H208V209H209ZM214 208H212V209H214ZM224 208H225V207H224ZM246 208H245V209H246ZM248 208L251 209L253 212H255V211L257 212V210L254 211L253 208H250V207H248ZM258 208H259L258 211L261 210V204H260V207H258ZM15 209H16V208H15ZM82 209H83V210H82ZM85 209H86V210H85ZM102 209L104 210V212H103ZM113 209H114V208H113ZM137 209H138V210H137ZM180 209H182L183 212H179ZM193 209H194V210H193ZM202 209H204V208H200L201 213L204 211V210H202ZM212 209H209V212H210V213L212 212ZM220 209H221V210H219L220 213H221V211H222V213H224L223 211H225L226 208L223 209V210H222V208H220ZM227 209H226V210H227ZM263 209H264V206L262 207V210H261L260 212L264 211ZM2 210H3V213H2ZM87 210H88L90 213H89ZM91 210H92V211H91ZM101 210H102V211H101ZM107 210H109L108 213L110 212L111 215H112V213H113V215H114V217H113V215H112L113 218L110 217L111 215L108 216L110 213L107 215V212H106ZM174 210H173V211H174ZM182 210H181V211H182ZM206 210H207V209H206ZM210 210H211V211H210ZM242 210H243V209H242ZM247 210H248V209H247ZM247 210H245V211H247ZM55 211H56V210H55ZM72 211H74L75 213H72ZM78 211H79L80 213L76 214V212H78ZM93 211H94L95 213H94ZM207 211H208V210H207ZM219 211H217V212H219ZM228 211H227V212H228ZM235 211H236V215H237V214L240 215V213L243 212V211H241V210H239V209H238V210H235ZM235 211H234V212H235ZM237 211H238V212H237ZM240 211H241V212H240ZM252 211H250V215L253 214V215L251 216V217H253V219H251V217H250V215H249L250 218L248 217V222H249V220H250V222L247 223V224H251V225H247V224L245 223V222L247 221V219H246V220L244 219V218H247L246 213L242 214V216L240 215L239 217H236V216H235L234 219H232L233 217H231V219H230V216L233 215V213H232V212H231L230 214L228 213V214H229V215H228V214L226 213V211H225L226 214H225V216L223 215L224 217H223L222 219H224V218H226V217L229 216V219H230V220H227V218L224 219L225 221L227 220L228 222H227V223L222 222V223H224V225L226 224V225L224 226L225 228H223V229L226 230V229L230 228L231 233H233V229H234V231H237V230L241 229V227L244 226V225L246 224V225H245L246 227H245V226H244V228L242 227V228H243V229H242V232H241V230H240L238 234L241 233L240 235H242V233L244 232V233H243V234H244L243 237H242V236H241V237L243 238V240H244V238H245V239L247 240V243H249L250 241H252L251 239H253L254 242L252 241V242L249 243V244L252 243L253 246H255L256 244H258L257 241L259 240V241L261 242V244L256 245L257 248H259L260 246L263 245V242H264V239L260 236V235L264 236L263 233L260 234V232H263V231H264V222L262 223V222L260 221V220H262L264 217H263L261 214H260V215H261L262 217H260L259 214L257 215L256 212H255V214H254ZM7 212H8V213H7ZM11 212H13V213H11ZM33 212H34V213H33ZM67 212L70 213V214L72 213V214H71L72 216L69 215ZM91 212H92V213H91ZM99 212H101L102 214H103V213L105 214V212H106V215L102 216V214H100ZM145 212H144V213H145ZM166 212H167V213H166ZM199 212H200V211H199ZM213 212H214V210H213ZM17 213H18V215H17ZM32 213H33V215H32ZM44 213H42V214H44ZM61 213H62V214H61ZM63 213H64L65 215H64ZM93 213H94V215H92ZM98 213L101 215V217L104 218V220H103L100 216H99L98 218H96V217L99 215ZM132 213H133V214H132ZM141 213H143V212H140V214H141ZM144 213L142 214V216H144L145 214H148V213H145V214H144ZM163 213L160 214V215L162 216ZM191 213H192V212H191ZM196 213H198V212H196ZM215 213H213V214H214V215H217V214H215ZM220 213H219V217H220V215H221ZM247 213L249 214V212H247ZM257 213H258V212H257ZM1 214H2V215H1ZM14 214H16V215H14ZM34 214H36V215H34ZM37 214H38V215H37ZM57 214H59V215H57ZM67 214H68V215H67ZM74 214H75L76 216H74ZM81 214H82L85 218H84ZM159 214H158V215H159ZM185 214H186V215H185ZM203 214H205V217H203L202 219L206 218V215H207V218L210 219V217L213 215V214L211 213L212 215L209 214V215H210V217H209L208 213L206 214V211H205V213H203ZM203 214H201V216H202ZM234 214H235V213H234ZM262 214L264 215V212H263ZM11 215H13V216L11 217ZM26 215H27V216H26ZM29 215H32L31 217H33V218H34L35 216H37V217H35V219H33V218H30ZM62 215H63V216H62ZM66 215H67V217L65 218ZM85 215H86V216H85ZM96 215H97V216H96ZM120 215H121V214H120ZM128 215H129V216H128ZM164 215L162 216L163 218L161 217V218H162V221H164V218L166 219V217H169L168 215H166V217H165ZM170 215H171V214H170ZM190 215H191V214H190ZM194 215H195V216H194ZM197 215H198V214H194V213L192 214V216H194V217H196ZM214 215H213V216H214ZM227 215H228V216H227ZM254 215H257V217L254 216ZM3 216H5V217H3ZM7 216H10V217H8L9 219L7 218V220L4 221L5 218H6ZM28 216H29V217H28ZM43 216H46V215H43ZM43 216H39V217H43ZM56 216H57V218L59 217V219H61V218H65V219H66V220H64L65 222H66L67 220H69V219H68V218H69L68 216H70V219H72V220H69V221L73 222V220H74L73 223H71V222L68 223V222H67V224H72L73 227H70L71 229H72V228L74 229L75 227H77V229H76V230H71V231H70V229L68 228V226H69V225H68L67 227H65V229L68 228L69 231H68V229H66V231L69 232V233H68V234H67V233H64V231H63V233H64V234H67V236H69L70 234L72 235V234L74 233V234H73V237H74V235H76L75 237H77V234H78V235L80 234L79 237H80V238L82 237V239H81L82 241L80 240L81 242L79 241L78 238H75V240H78V242H79V243H78V242H76L75 240H74V241L72 240L73 237H72V239H71V236H69V237H70V241H72V245H71V246H73V245L75 244V243L73 244V242H76V244L78 243V244H77L78 248H80V249H78L77 246H76V247L73 246L74 248L77 249L76 254H75V252H74L75 250L72 251V252H74L73 254H75L76 258H73V256H71V253H70V252H71V249H69V248H70L71 246H70L69 244H71V242H70L69 244L66 242V243L68 244V246H66V243H65V246H64V247H66V248L68 247V248H67V251L61 249V245H60L59 240L57 241V242H58L57 244H58L60 247H58L57 244H54L55 246H57V247L55 248V246L53 245V243L56 242L55 240H57V239L59 238V236H58L59 231H58V229H57V226H58V228H60V227L62 228V227H64V226L66 225V224H63L64 221H63V223H62V220H63V219H62V220H60L61 223H62V225L60 226L61 223H60V221H58L59 219H57ZM95 216H96V217H95ZM106 216H108V219L111 218V219L114 220V221L111 222V223L114 224V225H112V224L110 223V224H111V227H110V224H109V222L111 221V219H110V221H108V220L106 219ZM142 216H140L139 219H138V216H136L137 218H135V219L131 217L134 221H136V222L134 223V225H135V224L137 223V221H138V224H137V225L139 226V228H141V229H140L141 232H142V230H144L146 227H147V228L149 227V226H146V225H147V222L149 223L148 225L151 224V225H150V229L148 228L149 230L152 229V227H153L152 225H155V226H156V224H159V225H160V224L163 223V222L161 223V219H159L160 222L155 224V222L150 221L151 218L149 217V215H145V216H144L145 218L147 217V218H150V219H149V221H145L146 224H144L143 221L145 220V218L142 217ZM173 216H172V219H173V220L171 219V217H169V218L172 220V224H171L172 226L169 227L170 222H169V223H167V222L165 223V221H164V224H165V225H168V227L171 228V231H174V230H175V228H176V227H175V224H178L179 222H180V224H182V221H185V220H183V219H182V221H181V220H180L179 218H177V217H174V218H173ZM203 216H204V215H203ZM221 216H222V215H221ZM237 216H238V215H237ZM243 216H246V217H243ZM258 216H259L260 220L257 221V223H258V222H261L260 224L263 225V228H261L262 225H260L259 223H258V224H259V226H261V227H259L257 223H255V224H257L258 227H257V226H254V225H253V227H255V229H256V228L258 229V232H256V234L258 235V233H259L260 235L257 236L256 234H249L250 230L253 229L252 224H254L253 221H251V220H255L254 222H256V220L259 219ZM13 217H15V218L17 219V221H14V220H16V219L13 218ZM25 217H28V218L31 219V220H29L28 218H25ZM51 217H52V218H51ZM73 217H75L76 219H73ZM117 217H118V218H117ZM141 217H142V218H141ZM153 217H154V216H153ZM188 217H189V215H188ZM254 217H255V218H258V219H255ZM12 218H13V219H12ZM23 218H24V219H23ZM43 218H44V217H43ZM45 218H44V219H45ZM54 218H55V219H54ZM77 218H78V219H77ZM91 218H92V219L95 218V221H96V219H97L98 222L96 221V222L94 223V219L91 220ZM100 218H101L103 221H102V220L99 221L98 219H100ZM114 218H115V219H114ZM154 218H158V217L155 216ZM189 218H190L191 221H192V218H191V217H189ZM213 218H214V217H213ZM217 218H218V216H217ZM237 218H239V219H237ZM241 218H242V219H241ZM261 218H262V219H261ZM3 219H4V220H3ZM26 219H27V220H26ZM38 219H39V220H38ZM53 219H54V220H53ZM132 219L130 220L131 223L129 222L128 224L132 225V223L134 222ZM143 219H144V220H143ZM152 219H153V218H152ZM170 219H169V221H171ZM178 219H179V222H178ZM186 219H187V218H186ZM193 219H194V218H193ZM198 219H199V222H200V220H201L200 215L198 216ZM220 219H221V217H220ZM220 219H217V221H223L222 219H221V220H220ZM235 219H237V221H238V222L240 221V222L238 223ZM12 220H13V221H12ZM25 220H26V221H25ZM49 220H52V222L49 221ZM77 220H78V221H77ZM116 220H117L118 222H117ZM139 220H141V221H139ZM142 220H143V221H142ZM153 220H154V219H153ZM157 220H158V219H157ZM195 220H196V218L194 219V221H192V223H194ZM211 220H212V217H211ZM3 221H4V222H3ZM22 221H23V222H22ZM28 221H29V222L35 221V222H34V223H29ZM75 221H76V222H75ZM81 221H82V222H81ZM85 221H86V222H85ZM105 221L108 223L107 227H105L106 225H104V224H106ZM155 221H156V219H155ZM166 221H167V219H166ZM175 221H176V223H175ZM187 221H189V220H187ZM197 221H198V220H197ZM197 221L195 222V224L197 223ZM203 221H204V224H206L205 226H207V223H205V222H207L208 220L205 221V219H204ZM203 221H202V222H203ZM217 221H216V218H215V222L213 221L214 224H213V223H210L211 221H210V222L208 221V226H210V224H211L212 226H210V228H207V227H206V228L209 229V230L212 229V230L210 231L211 234H210V232L208 233V231H207V233L204 231L206 228H205L204 230H203V228H200V227H203V226H204V225H202L201 223L199 224V222H198L197 225H195V224L193 225L192 223L188 222L190 227H188L187 225H186V227L184 226V229L187 231V232H186V231L184 230V232L187 233L186 236H185L186 239L183 240V239L185 238V237H183V239H182V240H183V241H182V245H181L180 243H178L179 246L181 245V246H180V249H181L182 251L179 249V246L176 245V243L179 241L178 237L180 238V241H181V237H182L181 235H185L184 232H183V230H181L182 232L178 231V234H177L178 237L175 236V237L178 239L177 242L174 241V240L176 239L175 237H174L175 239L170 240V242L172 241L171 243H174V242H175V243H174V244H175L174 246H170V244H169V246H168L169 241H166V243H165L164 241H163L162 243H160V242H161L160 240H163L164 237H163V238H160V236L162 237L163 233H162V230H158V229H157L158 231H161V232H160L161 235H158V231H157V235H155V234H154V235H155V237L159 236L158 238H160V240H159L160 242L158 241V242L160 243L159 246L157 245L158 242L156 243V241L154 240V237H152V235H151V238H153V239L151 240V238H149L148 236H145V235H149V233H148V234H145V233L142 234V233L139 231V229H137L138 227H136V226H134V227L138 230L139 233H141V235L139 236V233H136L137 230L135 231V233L138 234L139 237H138V236L135 237V236H134L135 234H130L129 229H128L127 233H128V235H130V236H129L130 239L128 238L127 233H125V232L122 233V232H123L122 230H121L122 232H119V231H118V233H120V234H121V233H122V234H126L127 237H126V239H124V240H128V239H129V243H130L131 239H133V238H134V239H135V238L137 239V237H138V239H139V241H140V240L142 239L141 236H144L145 238L147 237V239H149V240H151V241L154 240L155 245H156L159 249H157V247L153 246V244H154L153 242H151V241L148 240V241L150 242V243H148V244H151V243H152V246H153V247L151 246V247H152L151 250L153 251V248H154V250H156V251H153L152 253H147V252H146V250H148L149 247H148V249H146V247H147L148 245H147L146 243H144L143 240H147V239H142V241H143V242H142V245H143V247H144L145 249H144L141 245H137V243H141V241H140V242L136 241L137 243L135 242V243H136L135 246H137V248H139V249H138L139 252H140V250H143V249H144V250H145V251L143 252V253H144V254H143L144 256L146 255V253H147V254H150V255H148V257H145V258L147 259V260H145V262H142V260L139 259V260H140L142 263H144V264H145L146 262H148V263H146V264H154V263H155V264H163L164 261H165L164 257H165L167 260L169 259V262H168L167 260H166L167 262H165V263H167V264H171V263H172V264H187L188 262H189V264H190V263L192 264L193 261H194V263L196 262V264H199L200 261H201L200 264H204V263L206 264V262H207V264H209V263L211 264V262L214 261L213 257H214V258H217V257L220 258V257L222 256L221 259H222L223 261H224V259H226V258L228 259V258H229V254H228V252L230 253V250H228V249H232V248H233V250H234V249L236 248L235 246H232V244H231V247H230V244L227 243V245H228V246H227L226 243H225V248H224V249H225L226 251H227V250H228V251H227V252L224 251V252H226L228 255H226V253L223 252V253H220L219 256H217V255H218L217 253H219V250L217 251V250H216V247H218V248H219L220 246L223 247V245H224V241L227 242V241L231 240V239H230V238H231V235H233V236L235 237V235H234V234H231V233L229 232V230L226 231V232H223V231H224L223 229H222L221 232L226 233V234L221 236V234H223V233L219 232L220 225L218 226V224H219V223L221 224V222H218V223H217ZM230 221H233L234 223L237 222V223L239 224V225H237V224L235 223V224L237 225V227H239V226L241 225V223H242V224L245 223V224L242 225V226H240L239 229L236 228L237 230H235V227H236V226L233 227V225H232L233 223H231ZM242 221H243V222H242ZM244 221H245V222H244ZM262 221H264V220H262ZM13 222H14V223H13ZM78 222H79V223H78ZM89 222H91V223H89ZM139 222L142 223V224H144V225L142 226V224H140ZM157 222H158V221H157ZM58 223H59V224H58ZM75 223H77L78 226H76L77 224L74 225ZM103 223H104V224H103ZM118 223H119V224H118ZM185 223H186V222H185ZM185 223L183 222V224H182L181 226L183 227V225H184ZM188 223H187V224H188ZM215 223H217V226H218V227H216V228L214 229V226H216ZM229 223H230V226L233 227L232 230H231V227L228 225ZM28 224H27V226H28ZM53 224H52V225L50 224V225L53 227ZM87 224H88V225H87ZM91 224H93L95 227H93V225H91ZM139 224H140V225H139ZM164 224H163V225H164ZM191 224H192V225H191ZM2 225H1V226H2ZM7 225H8V224H7ZM13 225H14V226H13ZM30 225H31L32 227H30ZM50 225H49V226H50ZM89 225H90L91 227H89ZM98 225H102L103 227H102V226H99L100 228H98L99 230H97V237H96V235L93 236V235L95 234V233H93V232H95L96 230L93 231L92 233H91L90 231L92 230V227L95 229L96 226L98 227ZM115 225H122L124 228H121L122 226H120V227L117 228ZM130 225H129V226H130ZM165 225H164V226H165ZM199 225H200V227H198V228H199V231H200L199 233H201V231H204V232H205V233H204L205 236L203 235L205 238H203V240H200V239H202V238H201L202 236L200 237V235H202V234H199V233L197 232V231H198L197 226H199ZM213 225H214V226H213ZM222 225H223V224H221V226H222ZM25 226H26V225H25ZM51 226L49 227V229L51 228ZM59 226H60V227H59ZM74 226H75V227H74ZM140 226H142L144 229H143L142 227H140ZM144 226H145V227H144ZM155 226H154V228H155ZM161 226H162V225H161ZM164 226H162L163 229L165 228ZM173 226H174V227H173ZM176 226L178 227V225H176ZM191 226H193V227L195 226V227L192 228V229H190ZM205 226H204V227H205ZM247 226H248V227L250 226V230H249V231H248L249 228H248ZM14 227H15V228H14ZM23 227H24V226H23ZM87 227H88V228H87ZM109 227H110V228H109ZM112 227H113V228H112ZM134 227H133V228H134ZM157 227H158V226H157ZM162 227H159V228H162ZM168 227L166 226V228H168ZM211 227H212V228H211ZM226 227H227V228H226ZM61 228H60L59 230L62 231ZM116 228H117V229H116ZM120 228H121V229H120ZM133 228H132V226H131L130 230L133 229ZM147 228H146V230H147ZM154 228H153V229H154ZM169 228H168V230H169ZM187 228L190 229L191 233H193V231H194L195 229H197V230L195 231V233L192 234V236H194V235L197 236L196 234L198 233V238L195 237V238H196V239H195L194 237H191V236H190L191 239L194 238L193 240H196V241H195V244H193V242H194V241H193V242H191V243H192V245H191V243H190L191 240L187 239V238H188L187 236H188V233H189ZM245 228H246V229L248 228V229L246 230ZM251 228H252V229H251ZM14 229H15V231H13ZM23 229H24V230H23ZM56 229H57V231H56ZM78 229H80V232H79V231L77 232ZM96 229H97V228H96ZM114 229H115V230H114ZM179 229H181V228H180V225H179ZM182 229H183V228H182ZM200 229H202V230H200ZM207 229H206V230H207ZM216 229H217L218 231H217ZM255 229L252 230L250 233H252L253 231H254L253 233H255V231H257V229H256V230H255ZM260 229H262V231H260ZM63 230H64V229H63ZM105 230H106V231H105ZM149 230H148V231H149ZM177 230H178V229L176 228V231H177ZM192 230H193V231H192ZM214 230H215V231H214ZM220 230H221V229H220ZM245 230L248 231L247 233H248L250 236L246 233ZM52 231H53V234H55V236L53 235V237L56 238V236H58L55 240L51 238V236H52V235H51V234H52ZM55 231L58 232L57 235H56ZM72 231H74V232H72ZM131 231H132V230H131ZM155 231H156V230H153L152 233H153V232L155 233ZM212 231H213V234H212ZM5 232H6V233H5ZM7 232H8L9 234H7ZM35 232H37V234H35ZM43 232L46 233V234H48V235L44 234ZM71 232H72V233H71ZM82 232H83V233H82ZM146 232H147V231H146ZM163 232H164V230H163ZM218 232H219V233H218ZM13 233H14V234H13ZM49 233H50V234H49ZM76 233H77V234H76ZM90 233H91V234H90ZM133 233H134V230H133ZM152 233H150V234H152ZM160 233H159V234H160ZM165 233H167V232L165 231ZM179 233H180V235H179ZM181 233H182V234H181ZM214 233H215V234H214ZM227 233H228L229 235H227ZM236 233H237V232H236ZM236 233H235V234H236ZM245 233L247 234V236L245 235ZM5 234H6V238L3 239L2 237H5ZM10 234H12V235L10 236ZM31 234L34 235V236H31ZM41 234H42V236H43V235H44V236H43V237H42V236H39V235H41ZM82 234H83V235H82ZM84 234H85V235H84ZM92 234H93V235H92ZM102 234H103V235H102ZM105 234H106L107 236L110 235V236H109L110 238H109V237L107 238V239H109V241H108V240H107V241H103V240H102L103 238L101 239V237H102V236L104 237ZM120 234H119V235H120ZM144 234H145V235H144ZM216 234H218V235H216ZM219 234H220V235H219ZM238 234H236V236H237ZM2 235H3V236H2ZM35 235H36V236H35ZM98 235H99V237H98ZM106 235H105V236H106ZM154 235H153V236H154ZM189 235H190V234H189ZM240 235H238V236H239V239H236V238H238V237H235V238H234L236 241L232 238V239H233V240H231L232 243H233V242H234V244L238 243V244H236V245H239L240 243H242L243 241H242V238L240 237ZM253 235H255L254 237H256V239L253 238ZM1 236H2V237H1ZM7 236H8V237H7ZM9 236H10V237H9ZM37 236H38V237H37ZM60 236H62V235H60ZM64 236H65V235H64ZM67 236H65V238H66ZM117 236H118V234H117ZM123 236H125V235H123ZM164 236H165V234H164ZM180 236H181V237H180ZM210 236H211V237H210ZM219 236H220V237H219ZM224 236H225V239H222V237H224ZM226 236H227V237H226ZM228 236H230V237H229V240H228ZM233 236H232V237H233ZM248 236H249V237H248ZM14 237H15V236H14ZM20 237H21V236H20ZM34 237H35V238H34ZM39 237H40V238H39ZM87 237H88V238H87ZM95 237H96V239H95ZM120 237L122 238V236H120ZM120 237H119V238H120ZM131 237H133V238H131ZM140 237H141V239H140ZM199 237H200V239H199ZM206 237H208V238H206ZM209 237H210V238H209ZM246 237H247V238H246ZM257 237H259V238H257ZM260 237H261V238H260ZM43 238H45V239H46V238H47V239H48V238H51V241H50V242L48 241V242L51 243V244H48V245H47V242H46L47 239L44 241ZM86 238H87V239H86ZM90 238H91V239H90ZM97 238H98V239H97ZM116 238H118V237H116ZM116 238H114V239H115L114 242L116 241ZM121 238H120L119 240H121ZM215 238H216V239H215ZM226 238H227V239H226ZM11 239H13V237H12ZM15 239H16V238H15ZM38 239H40V240H38ZM59 239H60L61 243H62L63 241H64V242L66 241V240H63V241H62V239H63L62 237L59 238ZM66 239H67V238H66ZM85 239H86V241H84ZM93 239H94V240H93ZM134 239H133V241H134ZM138 239H137V240H138ZM156 239H157V238H156ZM197 239H198L201 243H200ZM217 239H218L219 241H218ZM262 239H263V240H262ZM2 240H3V241H2ZM20 240H21V239H20ZM23 240H21V243H22V244L25 243ZM35 240H36V241H35ZM41 240H43V241L46 242V243H44V242L41 241ZM53 240H54L55 242H54ZM100 240H101V241H100ZM105 240H106V237H105ZM124 240H123V241H118V239H117L116 242L119 243V244H122V243H120V242H123V244H124ZM157 240H158V239H157ZM186 240H189V241H186ZM222 240H223V242H221ZM239 240H240V243L238 242ZM246 240H245V241H246ZM248 240H249V242H248ZM261 240H262V241H261ZM13 241H14V239H13ZM52 241H53V242H52ZM173 241H174V242H173ZM180 241H179V242H180ZM197 241H198V243H196ZM231 241H229V243H231ZM241 241H242V242H241ZM6 242H7V241H6ZM42 242H43V243H42ZM68 242H69V239H68ZM82 242H83V244H82ZM98 242H100V244H99ZM105 242H106V243H105ZM108 242H109V244H108ZM116 242H115V243H116ZM145 242H147V241H145ZM206 242H207V243H206ZM219 242H220V243H219ZM36 243L39 244V245H37ZM84 243H86V244H84ZM95 243H96V244H95ZM97 243H98L100 246H98L97 249L95 248V249H96V250H95L94 247H95L96 245H98ZM115 243H114V244H115ZM126 243H128V242H126ZM129 243H128V244H129ZM135 243L132 242L131 245L134 246ZM164 243H165V244H164ZM183 243H184V245H183ZM199 243H200L202 246H201ZM215 243H216L217 245H216ZM218 243H219V244H218ZM222 243H223V244H222ZM255 243H256V244H255ZM63 244H64V243H63ZM101 244H102V246H101ZM119 244H118V245L116 244V245L119 246V247H123V244H122L121 246H120ZM144 244H146L147 246L144 245ZM186 244H187V247H186ZM196 244H197V245H196ZM206 244H207V245H206ZM213 244H215L216 246L213 245ZM221 244H222V245H221ZM249 244H248V245H249ZM36 245H37V246H36ZM44 245H45L46 247H44V248L41 247V246H44ZM49 245H50V246H49ZM80 245H81V246H80ZM85 245H86V246H85ZM92 245H93V246H92ZM111 245H112V243H111ZM111 245H109V246H111ZM164 245H165V246H164ZM166 245H167V246H166ZM171 245H172V244H171ZM189 245H191V246H189ZM199 245H200L201 248L205 247V248H204L205 251H204L203 249H202L203 251H202V250L200 251V249H199L200 247L197 248L200 252L203 253V255H202V253H201V254H200V253L198 254L199 251H198V252L196 251V247L199 246ZM204 245H205V246H204ZM242 245H243V243H242ZM248 245L246 244V248L249 249V247L252 246V245H249V246H248ZM34 246H35V247H34ZM38 246H39V247H38ZM47 246H48V247H47ZM51 246H53V247H51ZM69 246H70V247H69ZM124 246H125V244H124ZM133 246H132V248H130V245H129L130 250H131V249H134ZM138 246H140V247H138ZM145 246H146V247H145ZM149 246H150V245H149ZM162 246H163V247H166L167 249H166V248L163 249ZM184 246L186 247L185 250H187V249L189 248L188 250H189L190 252H192V250L195 251V252L193 251V254H192V255H193V257H192L193 259H190V260H192V261H190V260H189V257H187V255H188V253H189L188 250H187L188 252L186 253V256H185V255H184V256L182 255V252H183V251H184L183 254H185V252H186V251L183 249ZM206 246H207V247H206ZM210 246H211L212 248H211ZM243 246H245V244H244ZM258 246H259V247H258ZM32 247L34 248V250H33V249H32V250L34 251L35 254L32 253L33 251H31V249H30V248H32ZM37 247L39 248V249H38V250H39L38 253H37ZM40 247H41V249H43V250H41ZM62 247H63V246H62ZM64 247H63V248H64ZM91 247H93L92 250H95V251H92V250H91ZM141 247H142V249H141ZM151 247H150V248H151ZM160 247H161V248H160ZM171 247H172V248H171ZM191 247H192V249H191ZM193 247H194L195 249H194ZM222 247H220V248L222 249ZM263 247H264V246H262V247H260V248L263 249ZM47 248H49V249H47ZM51 248H52V249H51ZM74 248H72V250H73ZM89 248H90V253H88V252H89V251H88ZM106 248H107V247H105V249H106ZM126 248L129 249V248L127 247V244H126L125 249H126ZM135 248H136V247H135ZM155 248H156V249H155ZM208 248L211 249L212 251L215 250V251L217 252V253H216V254H217V255H216L217 257L214 255V253L210 252V250H209ZM213 248H214V249H213ZM244 248H245V247H244ZM257 248L254 249V247H252V249H251V247H250V249H251L250 251H252V250H255V251H256V250H258ZM22 249H23V250H22ZM35 249H36V251H35ZM46 249L49 250V251H51V253H49V251H48L49 255H50V254L55 255V257H54V256H50V257H52V258L54 257V258L52 259V261L50 260L49 255H46L47 252L44 251V250H46ZM68 249L70 250V252H69ZM98 249H99V250H98ZM107 249L110 250L109 247H108ZM107 249H106V250H107ZM123 249H124V248H123ZM127 249H126V250H127ZM169 249H171V250H169ZM221 249H220V250H221ZM242 249H243V248H242ZM47 250H46V251H47ZM56 250H57L58 254H59V252H60L61 255H58V254L56 253ZM106 250H104V251H106ZM109 250H108V252H109ZM111 250L113 251V249H111ZM114 250H116V249H114ZM134 250H135V249H134ZM134 250H132L133 252L130 251L131 254H132V255L130 254V255H131V258H133V257L135 256V254L138 253L137 250H135V252L137 251L136 253L134 252ZM172 250H174V251H173V254H174V255L176 254V257H177V258H178L179 256L182 255L181 257H179V260L177 259V260H173V261H171L172 259H176V257H175L173 254H171V256H172V255L174 256L172 259H171V258H168L169 255H170V253H172ZM176 250L179 251V252H177ZM245 250H246V249H243L242 251L245 252ZM259 250H260V249H259ZM40 251H41V252H40ZM54 251H55V252H54ZM63 251H64V252H63ZM112 251H111V252H112ZM117 251H118V250H117ZM148 251L150 252V250H148ZM160 251H161V252H160ZM169 251H170V252H169ZM215 251H214V252H215ZM242 251H240V252H242ZM250 251H248V253H250ZM19 252H20V253L23 252V255H21L22 253L19 254ZM42 252L45 253V254H44V255H45L44 257L42 256V254H43ZM68 252H69V253H68ZM78 252H79L80 255L78 254ZM86 252H87V253H86ZM92 252H96V254H95L94 256H92V255H93ZM108 252H107V253H108ZM115 252H116V251H114V252H112V253H110V254H111V255H112L113 253L115 254ZM141 252H142V251H141ZM162 252H163V253H166V254H164V257H163L164 260H163L162 257L160 256V255H162V254H161ZM175 252H176V253H175ZM205 252H207V253H205ZM208 252H209V254H212V255H213V257L211 256V257H212L211 259H213V260H211V262H210V260L207 261L208 258H209V256H210V255L208 254ZM221 252H222V250H221ZM240 252H239V254H240ZM253 252H254V251H252L251 253H253ZM263 252H264V251H263ZM0 253H1V252H0ZM30 253H31V255H30ZM121 253H122V254H121ZM124 253H125V250H124ZM124 253H123V250H122V251L120 250V255H119V254H115L114 257H113V255L110 256V258L112 257L111 259L109 258V259L111 260L112 264L114 263V262H113V259H116V258H117V257H115V256H120L119 258H122V257H121V255H122L123 258H124L125 255H126V256L129 255V254L127 255V254H124ZM127 253H128V250H127ZM133 253H135L134 256H133ZM153 253H154V254H153ZM178 253H180L179 256H177ZM196 253H197V254H196ZM231 253H233V252H231ZM236 253H237V251H236ZM245 253H246V252H245ZM245 253H242V254H241L242 257H239V259H238V257L233 258L234 255H235V251H234L233 256H232L231 254H230V255H231V257H232L234 260H236L237 262H239L238 260H240V262H241V259H240V258H242V259H243V258L246 259L247 257L250 258V259L252 258V257H251V253H250V255L247 256V257H246V255H247L248 253H247V254H245ZM254 253H255V252H254ZM254 253H253V254H254ZM260 253H261V255H262L263 258H264V255L262 254V250L259 252V255H260ZM2 254H3V253H2ZM66 254H67V255H66ZM91 254H92V255H91ZM99 254H100V253H99ZM102 254H103V253L101 252L100 255H102ZM110 254L108 253V255H110ZM123 254H124V255H123ZM139 254L141 255V253H139ZM168 254H169V255H168ZM190 254H191V253H190ZM190 254H189L188 256H190ZM204 254H205V256H207V254H208V257H207V258L204 257ZM239 254L237 253L235 256H237V255L239 256ZM244 254H245V255H244ZM5 255H6L7 257L11 255L13 259H12L11 256H10V259H12V260H8V258H6L7 260L5 259V260H6V262H5V260H4V258L6 257ZM37 255H38V256H37ZM62 255H64V257L66 256V258L68 259V261L63 260V259H66V258L61 257ZM96 255H98V256H96ZM108 255H107V254L102 255V256H105V257H104V258H101V259H103V261H102L100 264H105V263H109V264H111L110 262H108L109 259L106 258ZM130 255H129V256H130ZM143 255H142V256H143ZM167 255H168V256H167ZM196 255H199V256H202V257H196ZM257 255H258V251H257ZM257 255H252V256H254L253 259H257V257H256ZM20 256H21V257H20ZM25 256H26L28 259H26ZM56 256H57V259H56ZM75 256H74V257H75ZM85 256H86V257H85ZM89 256H90V257H89ZM102 256H99V258L102 257ZM142 256H140V258H142ZM146 256H147V255H146ZM155 256H156L158 259L154 258ZM159 256L161 257L160 259H162V261L159 260ZM243 256H245L246 258L243 257ZM262 256H260V257H262ZM17 257H18V258H17ZM24 257H25V258H24ZM30 257L32 258V260H31ZM35 257H36V258H35ZM70 257H71V258H70ZM137 257H138V255H137ZM182 257L184 258V260H185V259H186V260H185V261H184V260L181 261V258H182ZM231 257H230V260L232 259ZM255 257H256V258H255ZM14 258H16V259H14ZM22 258H23V259H22ZM40 258H41V259H40ZM45 258H48V259H46L48 262H47V261H44ZM84 258H85V259H84ZM89 258H90V259H89ZM92 258H93V261L91 262ZM105 258L107 259V262H106V259H105ZM125 258H126V257H125ZM125 258H124V259H125ZM128 258H130V257H127V259H128ZM131 258H130V260H132L131 262H130V260H129L128 262H126L127 260L124 261V259H120L121 264H130V263L134 264V262L137 260V258H136V257H134L133 259H131ZM135 258H136V259H135ZM138 258H139V257H138ZM190 258H191V257H190ZM236 258H237V259H236ZM263 258H262V259H263ZM19 259H20V260H19ZM39 259H40V260H39ZM101 259L98 260V264H99V262H100ZM134 259H135V260H134ZM155 259H156V260H155ZM187 259H188V261H187ZM202 259H203V260L205 259L206 261H205L204 263H202V262H203ZM209 259H210V258H209ZM233 259H232V262H231L230 260H229L230 262H229L228 260H225L224 262L228 261L229 264H230V263H233ZM244 259L242 260L241 263L244 262ZM253 259H251L252 261H249V259H247V260H248L249 262H252V263H253V261H254ZM15 260H17V262H16ZM18 260H19V261H18ZM23 260H24V261L26 260V261H25L26 263H24ZM30 260H31L32 262H31ZM41 260H42V261H41ZM71 260H72V261H71ZM104 260H105V263H104ZM118 260H119V259H118ZM118 260L116 259V261H118ZM122 260H123V263H122ZM143 260H144V259H143ZM148 260H149V261H148ZM216 260H217V259H216ZM219 260H220V259H219ZM219 260H218V261H219ZM257 260H260V258L257 259ZM257 260H256V261H257ZM263 260H264V259H263ZM7 261H9V263H7ZM58 261H59L58 263L60 264L61 261H60V260H58ZM77 261H78V262H77ZM88 261H90L91 263L88 262ZM114 261H115V260H114ZM140 261H139L138 263H140ZM151 261H152V262H151ZM154 261H155V262H154ZM170 261H171V262H170ZM174 261H175V262H174ZM179 261H180V262H179ZM218 261L216 262L217 264H222V263L225 264L223 261H222L221 263H220V261H219V262H218ZM236 261H235V262H236ZM256 261H255V262H256ZM38 262H36V260H35V263H36V264H38ZM73 262H74V263H73ZM158 262H159V263H158ZM161 262H162V263H161ZM186 262H187V263H186ZM208 262H209V263H208ZM235 262H234V263H235ZM245 262H246V261H245ZM255 262H254V263H255ZM259 262L261 263V260H260V261H257L256 263H259ZM58 263H57V264H58ZM96 263H97V262H96ZM117 263H118V262H116L115 264H117ZM165 263H164V264H165ZM214 263H215V261H214ZM216 263H215V264H216ZM234 263H233V264H234ZM254 263H253V264H254ZM118 264H119V263H118ZM135 264H137V263H135ZM212 264H213V263H212ZM226 264H228V263H226ZM235 264H236V263H235ZM238 264H239V263H238ZM244 264H249V263H244ZM250 264H251V263H250ZM262 264H263V263H262Z\"/></svg>", "mask_w": 264, "mask_h": 264}, {"label": "bare ground", "instance_id": "6f19581e", "mask_svg": "<svg viewBox=\"0 0 264 264\" xmlns=\"http://www.w3.org/2000/svg\"><path fill=\"white\" fill-rule=\"evenodd\" d=\"M93 1H94V0H93ZM131 1H132V0H131ZM199 1H200V0H199ZM94 2H95V1H94ZM257 2H258V0H257ZM135 3H137V1H135ZM140 3H141V2H140ZM259 3H260V2H259ZM259 3H257V4H259ZM143 4H146V3L143 2ZM129 5H130V4H129ZM135 6H137V4H136ZM262 8H263V7H262ZM261 10H262V9H261ZM7 11H8V10H7ZM9 11H10V10H9ZM9 11H8V12H9ZM4 12H5V11H4ZM10 13H11V12H10ZM10 13H9V14H10ZM3 14H4V13H3ZM4 15H5V14H4ZM17 15H19V14H17ZM6 16H7V15H6ZM6 16H5V17H6ZM19 16H20V15H19ZM19 16H18V17H19ZM9 17H10V16H9ZM14 17H15V16H14ZM21 17H22V16H21ZM11 18H12V17H11ZM19 18H20V17H19ZM0 19H4V18H1V17H0ZM5 20H6V18L4 19V21H5ZM21 20H22L21 22H23L24 18L21 19ZM26 20L29 21L28 19H26ZM26 20H25V21H26ZM2 21H3V20H2ZM16 21H17V20H16ZM18 21H19V20H18ZM18 21H17V22H18ZM32 21H33V20H32ZM17 22H16V23H17ZM222 22H223V21H222ZM2 23H3V22H2ZM217 23H218V22H217ZM4 24H5V23H4ZM14 24H15V23H14ZM22 24H23V23H22ZM25 24H26V23H25ZM27 24H28V23H27ZM29 24H30V23H29ZM211 24H212V23H211ZM225 24H226V23H225ZM0 25H1V23H0ZM11 25L13 26V23H11ZM11 25H10V26H11ZM219 25H221V24H219ZM223 25H224V24H223ZM8 26H9V25H8ZM8 26H7V27H8ZM10 26H9V28H11ZM22 26H23V25H22ZM33 26H34V24H33ZM243 26H244V25H243ZM1 27H2V25H1ZM4 27H5V26H4ZM13 27H14V26H13ZM17 27H18V26H17ZM31 27H32V26H31ZM36 27H37V26H36ZM229 27H230V26H229ZM5 28H6V27H5ZM18 28H20V24H19V27H18ZM23 28H24V27H23ZM32 28H33V27H32ZM220 28H221V27H220ZM3 29H4V28H3ZM3 29H2V30H3ZM14 29H15V27H14ZM25 29H26V28H25ZM25 29H23V30H25ZM34 29H35V27H34ZM37 29H39V28H37ZM218 29H219V28H218ZM241 29H242V28H241ZM241 29H240V30H241ZM245 29H246V26H245L244 30H245ZM247 29H248V28H247ZM2 30H1V31H2ZM4 30H5V29H4ZM10 30H11V33H14V32H13V28H12V29H9V31H10ZM15 30H16V29H15ZM20 30H21V29H20ZM35 30H36V29H35ZM39 30H40V29H39ZM27 31H28V29L25 31V34H27V33H26ZM29 31H30V29H29ZM41 31H43V30L41 29ZM44 31H46V30H44ZM226 31H227V30H226ZM23 32H24V31H23ZM23 32H22V33H19V32H18V33H19V34H23ZM32 32H33V31H32ZM34 32H35V31H34ZM18 33H17V34H18ZM28 33H29V32H28ZM30 33H31V32H30ZM30 33H29V35H30ZM44 33H46V32H44ZM220 33H221V32H220ZM223 33H224V32H223ZM25 34H24V35H25ZM33 34H34V33H33ZM33 34H32V37H33ZM37 34H39V33L37 32ZM41 34H42V33H41ZM49 34H51V33L49 32ZM12 35H14V34H12ZM29 35H28V36H29ZM205 35H206V34H205ZM215 35H216V33H215ZM6 36H7V35H6ZM18 36H19V35H18ZM21 36H22V35H21ZM39 36H40V35H39ZM45 36H47V34H46ZM45 36H44V35H43V36L41 35L42 39H43V37H45ZM49 36H50V35H49ZM52 36H53V35H52ZM182 36H183V35H182ZM182 36H180V37H182ZM212 36H213V34H212ZM2 37H4V33H3V36H2ZM2 37H1V38H2ZM19 37H20V36H19ZM25 37H26V35H25ZM25 37H22V39H24ZM41 37H40V38H41ZM177 37H178V36H177ZM205 37H206V36H205ZM208 37H209V36H208ZM210 37H211V36H210ZM213 37H214V36H213ZM222 37H223V36H222ZM5 38H6V37H5ZM5 38H4V41H5ZM11 38H12V40H11L12 42H11V43H14V42H13V41H14V40H13L14 37L11 36ZM11 38H10V39H11ZM15 38H17V37H15ZM29 38H30V37H29ZM34 38H35V37H34ZM38 38H39V37H38ZM40 38H39V40H41ZM47 38H48V37H46V39H47ZM178 38H179V37H178ZM200 38H201V37H200ZM203 38H204V36H203ZM220 38H221V37H220ZM223 38H224V37H223ZM232 38H233V37H232ZM238 38H239V37H238ZM18 39H20V38H18ZM18 39H17V41H18ZM22 39H20V40H22ZM25 39H26V38H25ZM35 39H36V38H35ZM49 39H50V38H49ZM181 39H183V38H181ZM204 39H205V38H204ZM211 39H212V37H211ZM1 40H3V38H2ZM1 40H0V45L2 44ZM6 40H8V39H6ZM20 40H19V41H20ZM29 40H30V39H28V42H29ZM32 40H33V39H32ZM37 40H38V39H37ZM39 40H38V42H37V41H35V42L40 43L41 41H39ZM175 40H176V39H175ZM207 40L209 41V39H207ZM233 40H234V39H233ZM8 41H10V40H8ZM33 41H34V40H33ZM43 41H46V40L43 39ZM47 41H49V40H47ZM54 41H55V40H54ZM181 41H182V40H181ZM181 41L179 40V42H181ZM205 41H206V40H205ZM205 41H203V42H205ZM210 41H211V40H210ZM213 41H214V39H213ZM216 41H217V40H216ZM219 41H220V40H219ZM221 41H223V40H221ZM221 41H220V42H221ZM23 42L26 43V40L23 41ZM28 42H27V43H28ZM30 42H31V41H30ZM86 42H87V41H86ZM86 42H85V44H86ZM99 42H100V41H99ZM177 42H178V41H177ZM206 42H207V41H206ZM223 42H224V41H223ZM19 43H20V42H19ZM19 43H16L15 45H18ZM25 43H24V44H25ZM27 43H26V44H27ZM37 43H36V44H37ZM87 43H90V42H87ZM208 43H209V42H208ZM210 43H211V42H210ZM212 43H214V42H212ZM226 43H227V41H226ZM28 44H29V43H28ZM33 44H34V43H33ZM43 44H44V43H43ZM46 44H47V43H46ZM82 44H83V43H82ZM93 44H95V43H92V45H93ZM98 44H99V43H98ZM98 44H97V45H98ZM203 44H204V43H203ZM205 44H206V43H205ZM220 44H221V43H220ZM3 45H4V43H3ZM3 45H2V53H3L4 50H6V49L3 50ZM11 45H12V44H11ZM15 45H13V47L17 48ZM21 45H22V44H21ZM21 45H20V46H21ZM47 45H48V44H47ZM206 45H207V44H206ZM216 45H217V44H216ZM4 46H5V45H4ZM26 46H27V45H26ZM26 46H24V48H26ZM32 46H35V45H32ZM38 46H39V45H38ZM38 46H36V47H38ZM86 46H87V44H86ZM90 46H91V45H90ZM90 46H89V47H90ZM100 46H102V45H100ZM225 46H226V45H225ZM8 47L13 48V47H11L10 45H8ZM22 47H23V46L20 47L21 50H23ZM83 47H84V45H83ZM87 47H88V46H87ZM204 47H205V45H204ZM5 48H6V47H5ZM10 48H9V49H10ZM15 48H14V49H15ZM72 48H73V46H72ZM80 48H81V47H80ZM94 48H95V47H94ZM97 48H98V47H97ZM14 49H13V51H14ZM17 49H18V48H17ZM39 49H40V48H39ZM42 49H43V48H42ZM46 49H47V48H46ZM208 49H209V48H208ZM21 50H20V51H21ZM40 50H41V49H40ZM48 50H49V49H48ZM52 50H53V49H52ZM52 50H49V51H50L49 53H50L51 55L46 56L45 58L48 59V57L50 58V56H51V58H52V52H51ZM72 50H73V49H71V51H72ZM87 50H89V49H87ZM90 50H93V49H90ZM94 50H96V49H94ZM202 50H204V49H202ZM202 50H201V51H202ZM0 51H1V47H0ZM8 51H9V50H8ZM41 51H42V50H41ZM76 51H77V50H76ZM78 51H79V50H78ZM84 51H85V50H84ZM84 51H83V52H84ZM97 51H100V50H97ZM97 51H96V52H97ZM230 51H231V50H230ZM5 52H6V51H5ZM39 52H40V51H39ZM47 52H48V51H47ZM73 52H74V51H73ZM80 52H81V50H80ZM110 52H111V51H110ZM116 52H117V51H116ZM116 52H115V53H116ZM203 52H204V51H203ZM224 52H228V51L225 50ZM224 52H223V53H224ZM2 53L0 52V58H1ZM7 53H8V52H7ZM16 53H17V52H16ZM20 53H21V52H20ZM22 53H24V55H25L27 58L30 57V58L32 59L33 57H35V56H32V57H31V55L29 56V54H28L27 52H25L24 50L22 51ZM25 53H26L27 55H26ZM37 53H38V52H37ZM37 53H36V54H37ZM41 53H42V52H41ZM70 53H71V52H70ZM76 53H77V52H76ZM92 53H93V52H92ZM99 53H102V52H99ZM99 53H98V54H99ZM111 53H112V52H111ZM111 53H110V54H111ZM200 53H201V52H200ZM200 53H199V55H200ZM204 53L206 54V52H204ZM223 53H222V54H223ZM5 54H6V53H5ZM8 54H9V53H8ZM18 54H19V52H18ZM31 54H34V53H31ZM36 54H34V55H36ZM44 54H45V53H44ZM47 54H48V53H47ZM95 54H96V53H95ZM98 54H97V56H94V54L91 55V56H92V59L96 58V59H94V60H97V58H98ZM103 54H104V53H103ZM110 54H107V55H110ZM201 54H202V53H201ZM219 54H220V53H219ZM3 55H4V54H3ZM3 55H2V57H3ZM6 55H7V54H6ZM10 55H11V54H10ZM22 55H23V54H22ZM22 55H21V56H22ZM37 55L40 56V53L37 54ZM45 55H46V54H45ZM73 55H74V54H73ZM77 55H78V53H77ZM79 55H80V54H79ZM83 55H87V54H83ZM89 55H90V54H89ZM114 55H115V54H114ZM11 56H12V57H10L11 59H12V58L16 59L15 57H13V52H12V55H11ZM14 56H15V55H14ZM19 56H20V55H19ZM41 56H42V55H41ZM41 56H40V57H41ZM68 56H69V54H68ZM75 56H76V54H75ZM91 56H88V57L90 58ZM93 56H94V57H93ZM26 57L23 58V56H22L21 58H23V59L20 58L21 61L16 59V61L20 64V65H18V63L16 62L17 65H18L17 67H15L16 65H15L13 62H12L13 64H12V63L10 64V68H12V67L15 68V69L13 68L14 73H15L16 68H17V70H19V69H21L22 67H24V68H27V70H28L29 67H30V68L32 67V65H30L29 67L22 66L23 64L21 65V62L23 63V61H24V59H25ZM36 57H37V56H36ZM43 57H44V56H42V59H43V61H44L43 63H44V64L46 63V65H47V62L50 61V60L47 61V60L44 59ZM72 57H73V56H72ZM111 57H112V56H111ZM114 57H115V56H114ZM114 57H113V58H114ZM8 58H9V57H8ZM17 58H18V57H17ZM30 58H28V59H30ZM38 58H39V57H38ZM75 58H77V59H75V62L80 63V60H79V59L81 58V56H80L79 59H78L77 56H76ZM82 58L84 59V62H83V63H87V64L91 63L90 61L88 62V60H91V58H90V59L87 58V57L85 58L84 56H83ZM82 58H81V60H82ZM100 58H101V57H99V59H100ZM105 58H106V56H105ZM107 58H109V56H108ZM113 58H112V59H113ZM128 58H129V57H128ZM39 59H40V58H39ZM66 59H67V57H66ZM86 59H87V60H86ZM99 59H98V61H99ZM110 59H111V58H110ZM112 59H111V61H112ZM114 59H115V58H114ZM4 60H5V58H4ZM12 60H13V59H12ZM32 60H34V59H32ZM35 60H37V59L35 58ZM53 60H55V59H53ZM56 60H57V58H56ZM78 60H79V61H78ZM94 60H93V61H94ZM101 60H102V61L104 60L103 62H105L106 59L101 58ZM101 60H100V62H102ZM107 60H109V59H107ZM137 60H139V59H137ZM0 61H1V60H0ZM2 61H3V58H2ZM10 61H11V60H10ZM19 61H20V62H19ZM39 61H40V60H39ZM45 61H46V62H45ZM57 61H58V60H57ZM67 61H68V60H67ZM73 61H74V57H73ZM73 61H71L72 63L69 62V61L66 62V63L69 64V65H67V64L65 63V67H64V68H61V69L59 68V69H56V70H54L55 67L52 65V64H54L53 61H50L49 64H48L49 67H50L51 65L53 66V67H50V68L48 67V65L45 66L43 63H41L43 66H42V65H41V66L39 65V69H37V68H38L37 66L33 67L34 70H35V69L37 70V71L35 70V71H36V73H35L36 76L34 75V72H35V71L33 72V74L31 73V72H32L31 70H33V68H31V70H28V74H31V75H32V78H33L32 81H31V78H30V80L28 79V75H26V76H27V77H26V76L23 74V72H24L23 69H24V68H22L21 71L23 70V72H22V75H23V76L21 75V72L19 71L20 74H19V72H17L18 74H17V73H16L17 75L14 74V75H16V76H14V77H16V79L19 78V80H20V77H21V76L24 77V78L21 79V80H23V81H22V84H23L24 82L26 83L27 80H29V82H27L28 85H27V84H26V85L24 84V87H23V86L21 85V81L18 80V82H20V83H19L20 86H19V85H18V86L21 87V90H20L21 93H20V94L17 92L18 89L14 88V87H18V86H17V82L14 81L15 78L13 77V74H12V73H13V72H12L13 70H12V71H11L12 73L10 72V73L12 74V78L10 77V80H8V81H10V82H8V81H7V82H8V83H11V86H13V88H11V89H8V88H7V90L12 91V89H14L13 91L16 90V93H18V94H15V93H13V92H9V91H8V92L10 93V95L7 94V90H6V87H7V86H5V85H4V89L6 90V94H5V91H4V90H3V91H4V92H3V91L0 89V90H1V91H0V94H1V95H0V99H3V98L5 97V95H7L8 99H9V102H7V100H8L7 98H4V99H3L4 103H3V101H0V104H2V106L0 105V113L4 112L3 107H5V111H6V113H7V114L4 113L5 116H4V115H0V117H1L0 122H1V121H4V122L7 121V122H5V123L2 122V123H1L2 125H1V124H0V125L3 126V127H4L5 125L9 126V128L6 126L7 129H6V127H4V128H5V132H4V133L7 134V137H6L5 139H7V138L9 139V134H12V135L14 136V134L11 133V132H14V131H16V130L18 131V134L16 135V132H17V131H16V132H15V135L19 137V138H18V137L16 138V136H14V138L19 139V140L16 141V144H15V142L12 141V140H13V136L10 135L11 138L9 139V142L11 141V142H13L15 145H14L13 143H11V142H10V143L8 142V143L11 144V146H12V147H10V146L8 145V146H9L8 149H9V150L11 149L8 153H9V154H12V156L15 158L16 156H19V157H20V153H22V152H23V154H24V153L26 154V152L29 153V152L32 151V150H31V151H27V150H26L27 147H28V149H30V148H31V149H34L35 147L38 146V148H39V146H40L39 149L36 148V149H34V150H35V151H37V150L42 151L43 148H45V147H43V146L41 147V145H39V143L41 144V142H43V141H42V139L40 140V138H38V136L42 135L41 132H42V130H44V132H42V133L44 134V135H42V136H45V141L43 142V145H44V143H45V145H46V142L50 143V145H51V146H50L49 144L46 145V146H48V147L50 146L48 149H47V147H46V149H47L50 153H49L48 151H47L46 153H47V154L49 153L50 155L52 154V155H53V156L51 155L52 158L54 157V154H56L57 156H59V155L61 154V157L59 156V158L62 159V160L57 159V156H56L57 161H56V159H54L55 157H54L53 159L51 158L52 160H55L54 163H53V162H51V161H52L51 159H50V160L48 159V158H50V157H48V156H47L48 158L46 157L47 154H45L46 159H44V157H42L44 154H41L42 156L40 155V153H42V152L37 151V152H38V153H37V152H33V151H34V150H33L31 153H29V154H27V155L24 154L25 156H29V158L31 159V160H29V163H28V161H27L26 159H25V160L27 161V163H28L30 166H33V165H31L30 161L32 162V158H37V157L40 155V157H41L42 159H41L40 157H38V159H39V164H38V159H35V160H37V162H36V161H33V162H36L38 165H37L36 167H31V168H30L29 165L27 166V163H26V164L24 163V162H26V161H25L24 158H23V159L21 160V161L24 163V164H23V167H22V166L19 167V166H17L16 163H11V160H9L8 158H5V155H6V156L8 155L7 152L4 153L5 150L7 149V147L5 146L4 149H3V148H2L3 146L0 145V147L4 150V151H2V149L0 148V154L3 153V154H2V156H3V160L0 159V163L3 161V163L6 164V161L8 160L7 162L10 161V162H9L10 164H13V165L15 164V166H17V167L15 168V166L12 165V166L14 167V169H13L12 166H9L8 168H6V167L9 165V163H7L8 165L6 164L7 166H6V165H2V163L0 164L1 166H4V167L6 166L5 168L3 167L4 170H3V169L1 168V166H0V170H1L0 173H2V175L0 174L1 178H3V174H4V172H7V175H6V176L4 175L5 177L3 178V179H4L3 182H4V181H7V180L10 181L11 179L14 181V182H12V180H11V183L8 182L9 184H11V185H9V186H7V184H8L7 182H4L5 184H3V185H4V188H3V186H2V182H1L2 179L0 178V182H1V185H0V186H1V188H3V190H1V189H0V190H1V192L5 190L3 193H6V192H7V193L9 194V195L7 194L8 197L4 194L5 197H7V199L9 198V200L6 199L7 201H10V199L12 200V199L14 198L15 200H12V201H10V202L12 203V202L14 201L13 204H14V205L17 204V206L19 205V208H20V209H22V207L26 206V208H23V209H22V210H23L22 212H18V211H21V210H19L18 207H15L16 209L13 208L14 206H10L11 203L8 202V204L10 203V204H9V206L11 207L10 209H11V210L14 209V213H15V210H17V209H18V210H17L16 212L21 213V214H22V213H23V214L26 213V212H24V210H25V211H29V210L33 209V207H32L31 209L28 208L29 204H30V205H33V203H32V204L29 203V201L31 200L30 198H29L30 200H27L28 197L32 194V192H30V191H33V192H34V191H37L36 193H38V196H37V195H35V196L33 195L31 198H32L33 201H35L36 199H38V200H36V201L38 202V201L41 200V198H42V197H41V194H42L43 192H44V193L42 194L43 197H44V195L46 196L48 192H49V193H52V192H50V191H53V192H54L55 190H58V189H59V191H60V193H61L62 190H63L62 188L64 187V190H65L64 193H65L66 190L68 191V189H65V188H68L70 185L72 186V184H73V186H74L77 190L84 191V193H85V191H88V192L90 191L89 193H91V192L93 193V191H94V192H95V191L97 192V191L100 190V191H102L103 194L107 193V195H106V194H105V195L108 197L109 194L111 195V193L108 194L109 191H112V195H113V193H114L115 191L118 192V194H114V195H119V194L123 193L122 191H130L131 193H133V192H132V191H134L133 188H134V189L136 188V190H137V186L135 187L134 184L138 185V184L140 183L138 180H140V179H141V180H142V179H145L146 183H145V182L143 183V182L141 181V184H143L144 186L142 185L140 189L138 188L139 193H141L142 191H143V192L146 191V196H147V197H146V196H145V197L141 196V197H143V200H145V198H146V201H147V203H143V204H144V205H145V204L147 205L148 203L151 202L152 199L154 200V198L156 197L157 199H156V198H155V199H156L157 201L155 200V201L153 202V200H152L153 204H152V202H151V203L148 204V205H151V208L153 209V211H154V210H155V211H158V210H162V209L164 210V209H165L164 212L166 211V209L169 211V209H170L169 206L173 208V206H174L173 203H175L176 198L179 199L180 196H176V194H177L176 191H179V192H180V191H182L183 189L186 191V189L189 188V187H190L189 190H190V189H191V190H194V189H195L196 192H198V189H200V188H203L204 190H208V188H209V184H211L210 181H209L208 179L213 178V176L210 175L211 170H213L212 167H214V170H216V172H217V169H218V168H217V165H218V167L221 165V164H219V163H221V162H219V160L221 161V159H222V158H221L222 155L219 154V155H221V156H219L220 159H218V160L216 159V163L214 162V161H215L214 158L212 159V160H214V161L211 162V163H215V164H211L210 162H207V161H206V162H204V163H205V166H204V165H203L204 163H203L202 161H204V159H206V158H204V155H205V154H206V155H209V154H207V153H208V152H207V150H208L207 148H209V150H210L209 145L212 143L211 140L214 139V138H215V139H216V138L219 139V137H220L219 140L221 141V139H222L221 136H223V137L226 136L225 134H226V132H228V130H227L226 128H228V127H226V128H222V129H220L221 126L219 127V129L221 130V131L219 130V132L223 133L225 136H224L223 134H221V133H218V132H217V133H214L215 136L212 135L213 137L210 136V137H208V138H203V139H201V140H200V139L197 140L198 137L196 138V137L194 136V137L196 138L197 141H194V140H192V141H194V142L196 143V145H195L194 142H190V140L186 137V139H188V141H189V144L192 143V144H191L192 146H191V147L186 146V145L188 144V141H186V139H185V141H186L187 143H185V141H184V144H186V145L184 146L186 149H184V147L182 148V146H181L180 143L177 144V145H179V146H177V145L175 144V142H176V143L179 142V141L181 142V138L184 137V135L181 136L180 133L178 134V133H177V130H178V132H181V131H180L181 129H179V127H183L182 124L186 123L188 119H187V116H186V118H185V119H187V120H183V119L181 118L182 121H183V123H180V125L178 124L179 126H177L176 124H177L178 121H179V118H178V117H179V115H181V113H180V114L178 113L179 115L177 116L175 113H172V112H173V111H172V112H171V113H172V114H171V117H170V114H169V117H168V119H166V120L168 121L169 118H172V115H173V114H174V117H175V116H176V117H175V119H174V117H173V121H172V119H171V121H168L169 123H171V122H172V123H171V124H168V123H167V124L170 125V126L172 125V126H171V127L169 126L170 128H167L165 131L168 130V131H169V134L172 133V132H174V134L177 133L178 136H177V134H176L175 136H177L178 138L180 137V138H179V140H177V138L174 136L173 133H172L173 135L170 134V135H171V136H170L171 138H172V137H175V138H176V139L173 138V139L175 140V142H174L173 140H171V141H173V147L171 146L172 148H171L170 150L172 151V149L174 150L176 147H178L179 150L183 149L184 151L181 150L182 153H183V154H182L181 152H179V150H177L178 148H176L175 151H172L174 154H173L172 156H170V157L172 158V160H169L170 162H169V161H165V162H163L161 159H163L164 157H163V152H161V150L165 149V154H166V148H167V151H168V148H169L170 146L167 145V144H164V143H171V141L169 142V141H168L169 139H168V140H167L168 142H166V140H165V142H164L163 144L166 145V147L163 146L164 148L162 149V147L160 148V146L158 145L160 142L158 141V142H159V143L157 142L158 144H157L156 142H152V140H153L155 137H151V135L153 136V134L156 133V131H158V130H160V129H161L162 131L160 130L159 132H160V133H161V132L163 133V131H164V127H163V129L160 128V127L162 126V125H161V121H160V122H159V121H156V122L154 121V122H155V124H154L155 126H154V127L152 126V124H153L152 121H149V122H146V123H144V124L142 123L143 125L147 124L148 126H144V127H143V125H136V126L134 125L132 128H128L127 130H125L124 124L122 123V121H123V117L120 116V115L118 114V112H116V113L113 112V113H112V112H111V111H112L111 108L107 107V108L109 109V111H108V109L106 108V109H107V112H108V113L110 112V114L107 115V117H106L107 112H106V114H105L104 116H103V114H99V112L97 113L98 115H96V114H95L96 112L94 113V111L97 110V109H98L99 107H101V106H99V107L96 108V109L93 108L92 105H91V102H90V101L88 100V98H87V93H86V92H84V94L81 93V95L83 94V95H84V98L87 99V101L84 100V98H82L83 96H82L81 98H79V99H81V100H83V101H85V102H84V103H81V101L79 102V100H78V103H79V104L81 103V104L79 105V104L77 103V101H76V103L79 105V106L77 105V110H76V106H74V105H76V103H74V102H75L74 98H75V99H78V96L80 95V92H83V91H84V90H83V87H84V80H85V78H86V76H87V73H86V69L84 68V66H85L86 64H83V65L80 64V65L82 66L81 69L83 68V69H82L83 72H82V70H81L80 68L77 67V65H79V64L73 66ZM85 61H86V62H85ZM93 61H92V62H93ZM98 61H96V63H97ZM130 61H131V59H130ZM4 62H5V61H4ZM4 62H3V63H4ZM51 62H53V63H51ZM55 62H56V61H55ZM75 62H74V63H75ZM81 62H82V61H81ZM94 62H95V61H94ZM94 62H93V63H94ZM103 62H102V63H103ZM106 62H107V61H106ZM106 62H105V63H106ZM109 62H110V61H109ZM114 62H115V61H112V63L110 62V64H108V65H111V64H113ZM124 62L126 63V61H124ZM138 62H139V61H138ZM70 63H71V64H70ZM208 63H209V64H208ZM208 63H206V64L203 65V66H204L203 69H204L205 71H208V69H209V66H208V65L211 66V65L213 64L212 62H208ZM0 64H2V63H0ZM94 64H95V63H94ZM127 64H128V63H127ZM129 64H131V62H130ZM207 64H208V65H207ZM227 64H230V63L228 62ZM11 65H15V66H12V67H11ZM55 65H57V64H55ZM59 65H60V64H59ZM59 65H57V66H59ZM66 65H67V66H66ZM80 65H79V66H80ZM89 65H90V64H89ZM92 65H93V64H92ZM124 65H126V64H124ZM205 65L208 66V67L206 68ZM225 65H226V64H225ZM230 65H231V64H230ZM3 66H5V65L3 64L1 67H3ZM21 66H22V67H21ZM75 66H76V67H75ZM86 66H87L86 68L90 67V66H88V65H86ZM102 66H104V64H102ZM115 66H116V62H115ZM121 66H122V65H121ZM213 66L217 68V69L214 68V69H215V72H216V70H219V68H218L219 66H218V65L215 66V65L213 64ZM217 66H218V67H217ZM220 66L224 68V69H223V68L220 67V71H221L220 73H223V74H224V71L227 70V69H225L226 66H225V67L222 66V65H220ZM18 67H19V68H18ZM36 67H37V68H36ZM46 67H48V69H51V68H54V69H51V70L48 72V70L46 69ZM60 67H61V65H60ZM62 67H63V66H62ZM104 67H105V66H104ZM113 67H114V65H113ZM126 67H128V66H125L124 68H126ZM30 68H29V69H30ZM75 68H78V69H77V70H78V71H77V74H78L79 72H80L81 74H80V75L78 74L79 76H76V74H75L74 76H76V77H74V76H73V73H71L72 76H73L74 78H73V77H70V76H71V75H70V72L76 70ZM118 68H119V67H118ZM130 68L132 69V67H130ZM210 68H211V67H210ZM3 69H4V68H3ZM3 69L1 68V70H3ZM5 69H6V68H5ZM69 69H70V70H69ZM107 69L109 70L110 68L107 67ZM214 69L211 68V69H209V70H210V71L212 70V72H213ZM17 70H16V71H17ZM25 70H26V69H25ZM27 70H26V71H27ZM80 70H81V71H80ZM84 70H85V71H84ZM108 70H107V71H108ZM120 70H121V69H120ZM124 70H125V69H124ZM223 70H224V71H223ZM4 71H5V70H4ZM29 71H30V73H29ZM68 71H69V77H70V79H68V76H67L68 73H66V74H67L66 76H64L65 74H63V76H64L63 79H64L65 77H67V78H65V79H67L66 81H63L62 79H61V81H60L59 79H57V78H58L57 76H58L59 73H63V72L65 73V72H68ZM109 71H111V70H109ZM131 71H132V70H131ZM222 71H223V72H222ZM0 72H1V71H0ZM7 72H8V71H7ZM212 72H211V73H212ZM226 72H227V71H226ZM1 73H2V72H1ZM125 73L128 74V75L126 74L128 77H133V76L129 75V74H130V69H129V71L127 70V72H125ZM205 73H206V72H205ZM208 73H210V72H208ZM215 74H216V73H214V76H215ZM18 75H19L20 77H17ZM33 75H34V77H33ZM60 75H61V74H60ZM122 75H123V74H122ZM224 75H226V74H224ZM224 75H223V76H224ZM2 76H4V75H2ZM120 76H121V75H120ZM209 76H210V75H209ZM223 76H222V77H223ZM55 77H56L57 82H60V83H58V85H56L55 88H54V86L50 85V83L53 82V81H51V80H54ZM121 77H123V76H121ZM45 78H46V79H47V78H49V79L51 78V80H50L51 82L49 83V85H50L52 88H51L50 86H47V87H48L47 89L44 87L45 85H47L46 83H48L49 80H48V82L45 83V85H44V83H41V82H38V83H37V81H41L42 79H44L43 82H45V81H46ZM79 78H80V79H79ZM138 78H139V80H140V78L142 79V77H140V76H138ZM24 79H27V80L24 81ZM123 79H128V78L123 77ZM133 79H134V78H133ZM143 79L145 80V78H143ZM0 80H2V79L0 78ZM11 80H13V81H11ZM119 80L122 81V78L119 79ZM134 80H135V79H134ZM2 81H3V80H2ZM16 81H17V80H16ZM30 81L33 82V83H35L34 81H36V83H35V84H33V83L31 84ZM62 81H63V82H62ZM131 81H133V80H130V82H131ZM136 81H137V82H136ZM136 81H135L134 84L139 85L140 83L138 82L137 79H136ZM260 81H262V80H260ZM13 82H14V83H13ZM57 82H56V84H57ZM122 82H123V81H122ZM122 82H121V83H122ZM124 82H125V83H124ZM124 82H123L122 84H124V85H128V84H129V83H127V82H128L127 80H124ZM133 82H134V81H133ZM140 82H141V81H140ZM142 82H143V81H142ZM255 82H256V81H255ZM1 83H2V82H1ZM12 83H13V85H12ZM39 83H40V84H43L44 86L42 87V85H41V88L39 89L38 92L35 91V90L32 88V86H31V87L29 86V84H30V85H33L34 88H35V87L38 86L37 84H39ZM138 83H139V84H138ZM145 83H146V82H145ZM251 83H252V82H251ZM257 83H258V82H257ZM262 83H263V82H262ZM14 84H15L16 86H15ZM40 84H39V86H40ZM63 84H64V85H63ZM114 84H116V83L114 82ZM122 84H121V85H122ZM130 84H131V83H130ZM143 84H144V83H143ZM143 84L141 83V85H143ZM253 84H254V83H253ZM2 85H3V84H2ZM53 85H54V84H53ZM131 85H132V86H131ZM131 85H130V86L133 88V84H131ZM141 85H139V86L142 88ZM145 85H147V84H144V86H145ZM257 85H258V84H257ZM263 85H264V84H263ZM9 86H10V85H9ZM59 86H61V88H62V89L64 88V89L62 90ZM105 86L109 89L110 93L113 91L114 88H117L116 85H113V86H112V85L110 84V82H109V84H108V81L105 82ZM117 86H118V85H117ZM139 86L135 89V90L138 91V93H139V94H137V96H141L142 98H141V97H140V98H141L143 101H145L144 98H147L148 101H145V102L143 103L142 100L139 99L140 101H138V107H137V105H134L135 108L138 109V110H136L137 112L134 110V115L139 114V109H140V108H145V109L147 110V112H149V111L151 112V108H150V107H152V108L154 109V107L156 106L155 108L157 109V105H156V103L159 104V103H158L159 101L162 102L161 100H159V98L156 99V97H157L156 95H157V94L155 95L156 97H155V96H152V98H150V100H149V98H148L149 95H146V97H143V95H140V94H143V93H141V91H139V89H140ZM254 86H256V85H254ZM254 86L251 85V86H250L251 89H252ZM260 86H261V85H260ZM25 87H26V88H25ZM49 87H50V88H49ZM148 87H149V86H148ZM150 87H151V86H150ZM154 87H155V85H154ZM246 87H247V85H246ZM262 87H263V86H262ZM0 88H1V87H0ZM22 88H23V89H22ZM42 88H45L46 90H41ZM65 88H66V89L69 88V89H68V90H65ZM73 88H74L76 91H79L78 96H76L77 98L74 97L75 95H77V94L75 93V91H72L73 93H75V95H73L74 98L71 97L72 95L70 96V94H72L71 90H73ZM118 88H119V86H118ZM224 88H225V87H224ZM227 88H228V87H227ZM256 88H257V87H256ZM26 89H27V90H26ZM31 89H32V90H31ZM58 89H59V90H58ZM70 89H71V90H70ZM81 89H82L83 91H82ZM126 89H128V88H126ZM126 89H125V90H126ZM137 89H138V90H137ZM150 89H151V88H150ZM155 89H157V88H155ZM215 89H216V88H215ZM219 89H220V88H219ZM257 89H259V87H258ZM23 90H24V94H22V93H23V92H22ZM25 90H26V92H25ZM37 90H38V87H37ZM60 90H62V91L64 92V94L66 93L65 91H67L68 94L71 92L69 95L66 93V95L70 96L69 98H68V97L66 98L67 101H64V100L62 99V98L65 99V97L63 96L64 94H63L62 91H60ZM64 90H65V91H64ZM135 90H134V92H135ZM140 90L147 91L148 89L145 90V87H144V89H140ZM157 90H158V89H157ZM227 90H229V89H227ZM254 90H255V89H254ZM254 90H253V91H254ZM27 91H28V92H27ZM127 91H128V90H127ZM153 91H155V90H153ZM214 91H215V90H213V92H214ZM222 91H223V90H222ZM262 91H263V89H262ZM2 92H3V93H2ZM128 92H130L131 95H132L133 90H132V91L129 90ZM149 92H150V91H149ZM216 92H217V91H215L214 93H216ZM256 92H257V91H256ZM61 93H62V94H61ZM126 93H127V92H126ZM126 93H125V94H126ZM130 93H127L128 95L126 94V96L129 97V98H130V95H129ZM146 93H147V92H146ZM155 93H156V92H155ZM211 93H212V91H211ZM211 93L209 92V94H211ZM214 93H213V94H214ZM243 93H244V92H243ZM252 93L255 94L254 92H252ZM263 93H264V91H263ZM3 94H5V95H3ZM134 94H136V93H133L132 97H133V96L136 97V95H134ZM147 94H148V93H147ZM150 94H152V93L150 92ZM209 94L207 93V96H206V95H204V96H206V97L208 98V96L210 97L211 95H213V94H211V95H209ZM244 94H246V93H244ZM244 94H242V95H244ZM249 94H250V93H249ZM2 95H3V98H1ZM61 95H62L63 97H62ZM144 95H145V92H144ZM246 95H247V94H246ZM251 95H252V94H251ZM11 96H12L14 99H13ZM147 96H148V97H147ZM213 96H214V95H213ZM217 96H218V94H217ZM240 96H241V95H240ZM257 96H258V95H257ZM257 96H256V97H257ZM15 97H16V98H15ZM60 97H62V98H60ZM79 97H80V96H79ZM132 97H131V98H132ZM134 97H133V98H134ZM219 97H220V96H219ZM72 98H73V99H72ZM109 98H112V97L110 96ZM133 98H132V99H133ZM153 98L156 99V100H158V101L156 102V101L154 100V102H153V100H152ZM203 98H204V97H203ZM207 98H206V99H207ZM210 98H211V97H210ZM213 98H214V97H213ZM15 99H16V100H15ZM50 99L53 100V101H50ZM61 99H62V100H61ZM71 99H72L74 102H73ZM136 99L138 100L137 97H136ZM226 99H227V98H226ZM233 99H234V98H233ZM249 99H250V98H249ZM251 99H252V98H251ZM261 99H262V101H263V98H261ZM70 100L73 102L72 104H74L73 107H72L71 104H69V101H70ZM133 100H134V99H133ZM208 100H209V99H208ZM208 100H207V101H208ZM217 100H218V99H217ZM220 100H221V99H220ZM223 100H224V99H223ZM238 100H239V99H237V101H238ZM245 100H246V99H245ZM71 101H70V102H71ZM201 101H202V100H201ZM201 101H200V104H203V103L205 104V102L201 103ZM214 101H215V99H214ZM227 101H229V100H227ZM6 102L8 103V105L10 106V108H11L12 110H14V111H11L10 109L6 110L7 108H9V106L6 104ZM217 102H218V101H217ZM219 102H220V101H219ZM221 102H222V101H221ZM223 102H225V101H223ZM54 103H55V105H52V107H51L50 105H51V104H54ZM197 103H199V102L196 101L195 103H193V104H195V105L193 106V109H194L195 111L199 110V111H197L198 113H199L200 111H202V110L204 111V109H206V108L209 107V106L211 107V105H208L207 103H206L207 106H205L206 108H202L201 106L198 105L199 107H201V110H200V108L198 109V107H195V106L197 105ZM208 103H209V102H208ZM133 104H135V103L133 102ZM154 104H155V105H154ZM162 104H163V103H162ZM204 104H203V105H204ZM214 104H215V103H213L212 105H214ZM226 104H228V103L226 102ZM229 104H230V103H229ZM66 105H67V106H66ZM68 105H70V106H68ZM153 105H154V106H153ZM217 105H218V103H217ZM220 105H221V104H220ZM220 105H218V107H219ZM233 105H234V104H233ZM6 106H8V107H6ZM46 106H47V107L49 106L48 110H47V109H44ZM134 106H133V108H134ZM159 106H160V104H159ZM235 106H236V103H235ZM237 106H238V104H237ZM241 106H243V105H241ZM245 106H246V104H245ZM1 107H2V108H1ZM26 107H27V108H26ZM53 107H54V108H53ZM62 107H63V108H62ZM64 107H67V109H65L66 111L68 110L69 113L71 112V114H70V116H72L71 118H69V116H67V115H69L68 112H67V113H66V111L63 112ZM69 107H70V109H71L70 111H69V109H68ZM71 107H72V108H71ZM79 107H80V109H79ZM186 107H187V106H186ZM186 107H185V108H186ZM210 107H209V108H210ZM263 107H264V106H263ZM25 108H26V109L29 108L28 110H29L30 112L27 113L28 111H27ZM92 108H93L94 110H93ZM162 108H163V106H162ZM215 108H216V106H215ZM237 108L240 110L239 106H238ZM256 108H257V107H256ZM261 108H262V107H261ZM1 109H2V111H1ZM24 109H25L26 111H25ZM83 109H84V110H83ZM100 109H101V108H100ZM102 109H104V110H103V112H104V111H105V106L102 107ZM102 109H101V111H102ZM158 109H159V107H158ZM187 109H189V107H187ZM207 109H208V108H207ZM213 109H214V107H213ZM213 109H211V110L213 111ZM216 109H217V108H216ZM238 109H237V111H238ZM258 109H259V108H258ZM44 110H45V111H44ZM54 110H55V111H54ZM73 110H74V111H73ZM175 110H176V109H175ZM194 110H193V112H194V114H195V111H194ZM219 110H220V109H219ZM230 110H231V108H230ZM235 110H236V108H235ZM247 110H249V109H246V111H247ZM256 110H257V109H256ZM10 111H11L12 113H14V114H12ZM79 111H81V113H79ZM98 111H99V109H98ZM152 111H153V110H152ZM155 111H156V110H155ZM225 111H226V110H225ZM225 111L223 110V112H225ZM237 111H235V112H236V113H239V112H237ZM250 111H253V110H250ZM254 111H255V109H254ZM257 111H258V110H257ZM263 111H264V110H263ZM31 112H33V113H31ZM72 112H73V113H72ZM75 112H76V113H75ZM77 112H78V113H77ZM91 112H92V113H91ZM147 112H146V114H147ZM153 112H154V111H153ZM176 112H177V110H176ZM189 112H190V111H189ZM193 112H191L189 115L193 114ZM226 112H227V111H226ZM248 112H249V111H248ZM260 112H262V111H260ZM24 113H25V114L27 113V116H26ZM62 113H64V116H61ZM65 113H66V115H65ZM82 113H85V116H86V117H85ZM151 113H152V112H151ZM251 113L253 114L254 112H251ZM2 114H3V113H2ZM81 114H82V115H81ZM88 114H89V115H88ZM91 114H92V116H90ZM148 114H150V113H148ZM156 114H157V113H156ZM182 114H183V112H182ZM219 114H221V113L219 112ZM226 114H227V113H226ZM239 114H242V113L240 112ZM239 114H237V115L235 114V115H236L235 118L238 117V118L240 119V116L243 117V115H244V116L246 115V114H242V115L239 116ZM252 114H251V116L248 115V119H247V120H248L249 123H250V120L253 121V120L251 119ZM255 114H258V113H255ZM255 114H254V115H255ZM260 114H261V113H260ZM6 115H7L8 117H6ZM187 115H188V113H187ZM189 115H188V116H189ZM196 115H197V114H196ZM196 115H195V117L198 116V115H197V116H196ZM221 115H222V114H221ZM221 115H219V116H221ZM2 116H3L4 118H3ZM23 116H24V117H23ZM60 116H61V117H65V118H63V119H65V120L68 119V120L65 121V120H63V119L61 118V119L63 120V122H62V120H60ZM66 116H67L68 118H66ZM88 116H89L90 118H92V120H93L94 118H96V119L98 120V122H99V123H98V124H99L98 126H96V125H97V120L94 119V120H96V122H95L94 120H93V121H94V124H96V125H95L96 128L99 127L98 130L100 129V130H99L100 133H99V131H98L96 128H95V129H93V128H89V129H91L92 131L94 130L95 135H96V134H97V135H99V134H100V135H103V136H102V139H101V137H99V136H96V137H95V136L93 135V137H92V140H93V141H94V139H96V138H98V139H96L97 141L99 140V138H100L99 141H101V142H97V141H95L94 143H92L93 141L91 140V141H92L91 143L93 144V146H94V144H96V145H97V144H100V145H101V144H103V143H105V142L112 141V136H113V134H111V135H112V136H111V135L108 134V133H110L111 131H112L111 133H114V131H116V130H112V129H115V128H116L117 130L119 129L116 133H118V132L121 131V133H119V134L121 135L122 133H124L125 135H122V137H121V136L119 137V136H118L119 134L116 135V134L114 133L115 136H117L118 138L116 137V140H117V141H115V137H114L113 141H115V143H116V142L118 143L119 141H121V142H119V143H121V147H122L123 144H124V141H125V140H126V141L128 140V141H129V145H128V147H129L130 145H132V146H130L131 149H130V147L127 148V149L129 150V153H127V156L130 155V157L135 158V159H134V160H131L132 158H130V157L128 158V157L125 156V155H123V156H125V157H123V158L120 157L118 154H121V153H119V151H122V149L119 150V149L117 148L120 144L117 145V146H114V147H113V146H112V144L114 143L113 141L111 142L112 144L110 143L111 145L108 144V143H106L105 145H107V144L110 145V146H109V147H110L109 150L112 151V148H113V149H114V150H113L114 152H110V151H108V149H107L108 146H106L105 148H102V147L98 148L100 145H97L98 147H97V146H94V147H93V146H91V144H90V147H89V148L93 147L94 149L91 148V150H90V149L88 148V146H89V145H88V146H87V153H89L88 155L92 154V156H93V154H94V153L96 154V152L98 151L96 156H99V155H100V154H99V153H100V150H101V151H102V150L106 151L105 149H107V151L109 152V155L112 154L111 156H114V154L116 153L118 156H117L116 154H115V156H116L118 159L114 156V157H112V160H113V161L119 160L120 158L124 160V158H126V161H125V160H124V161H125V163L127 162V163H126L127 168L129 169V166H130L132 169H133L132 166L135 167V168L133 169V171H132V175L134 174L133 177H132V175H129V173L131 174L130 169H129L128 172L125 171V168H126V167H124V166H125V163L122 162L123 160L120 161L121 159L119 160V161H120V165H119V166H120L121 169H123L126 173H125V172H124L123 174L121 173V172H123V171H120L121 169L118 167V165L116 166V162H117V161L114 162V166H115V167L113 168V162H112L111 159H110L111 156H110V158H109L108 152L106 151L107 153H106V152H105V153L108 155L107 157L109 158V159H107V160H110V162H112V165H111L112 168H111V167H110V168L114 170L115 168L118 167V168H117V169H118V172L116 171L117 169L113 171V170H110L109 168H108L107 170H108V171L110 170L111 172H110V171L107 172V171H106V168H107L108 164H106V162H109V161H106V162H105V161H103L104 159L102 158V159H103V160H101L102 163H101V162H100V163L103 164V165H104V163L106 164V165H104V168H105V166H106V168H105V172H106V173L103 171V172L106 174V175H105L106 178H107L106 181L103 180V179H105V176H103L104 173L102 174V176H103L102 178H101V176L99 175V173H100V174L102 173V171H101V172H98V175L100 176V177H99L100 180H97V185H96V184H95V185L92 184L95 180H94V179H91V178H90V179H91V182H90V183L87 182V181H89V178H88L87 181H85V183L87 182L88 184H92V185H93V186H90L91 188H88L89 185H85V183H83V181L85 180V178L88 177V174H90V173H92V172H95V171H94L95 169H96V171L99 170L101 167L98 168V166H99L100 164L98 165L97 163H99V162H95V161H96V158H97L95 155H94V157H96V158H95V159L93 158V160H95L94 162H93V160L91 159L92 156H88V155H87V156H88L87 158L89 159V157H90L91 161H92L93 163H96V165L93 164L94 167H92V164H89V163H91L90 160H89V163H87L86 161H87L88 159L85 158V161H83V162H86V163H87L86 165H87V168H88V169L85 168V169H86V170H84L85 173H83L84 171H81L82 169H79V168H78V167H80V166L83 167V168L85 167V166H82V164H81V162H80V159L82 158V155H81V154H82L83 151H80V149H79L78 147H80V146H84V144L81 145V143L84 142V141H83V140L85 139L84 136H85V137H88V136L90 135V136H89V141H87L88 139L85 140L86 143L90 142L91 135H92V134H91L92 131H91V130L89 131L88 128H84V127H81L82 130H80V129H79V128H80L79 126H81V125L78 124V126H77L76 123H75V124H74V123L70 124L69 122L71 121L72 118H75V120L72 119V121H73V120H74V121H77V119H78V120L84 122V121L86 120V119H84V117L87 118ZM225 116H227V115H225ZM255 116H256V115H255ZM259 116H260V115H258V118H257L258 120H259ZM27 117H28V118H27ZM30 117L32 118V121H31V119H29ZM81 117H82V118H81ZM93 117H94V118H93ZM110 117H112L113 119H111ZM181 117H182V116H181ZM221 117H222V116H221ZM227 117H228V116H227ZM23 118L25 119V123H23V121H24ZM33 118H35V119L38 118V120H35V119H33ZM90 118H89V119H90ZM165 118H167V117H165ZM222 118H223V117H222ZM2 119H5V120H2ZM20 119H22V121H21ZM82 119H83L84 121H83ZM181 119H180V122H182ZM223 119L226 120L227 118L224 117ZM223 119H222V120H223ZM232 119H234V118H232ZM249 119H250V120H249ZM261 119H262V118H261ZM45 120H46V121H45ZM69 120H70V121H69ZM87 120H88V118H87ZM87 120H86V123H87ZM90 120H91V119H90ZM92 120H91V121H92ZM113 120H114V121H113ZM174 120H175V121H174ZM220 120H221V119H220ZM220 120L218 119V121H220ZM236 120H237V118L234 119V121H232V122L235 123ZM29 121H31V122H29ZM42 121H44V122H42ZM80 121H79V122H80ZM88 121H89V120H88ZM93 121L91 122L92 125H91V123H89L90 126H93ZM116 121H117V122H116ZM213 121H214V120H213ZM8 122H11V123H8ZM12 122H13V123L15 122V123H14L15 125H16V123L18 122L17 126H15L14 124H12ZM26 122H27L28 125H30V124H31V125H30V126H27ZM32 122H33V123H32ZM162 122H163V120H162ZM164 122H165V121H164ZM190 122H191V121L189 120V123H190ZM222 122H223V121H222ZM230 122H231V121H230ZM244 122L246 123V121H244ZM260 122H261V123H264V119H262V121H260ZM6 123H7V124H6ZM29 123H30V124H29ZM65 123H67V125H66ZM77 123H78V121H77ZM80 123H81V122H80ZM130 123H132V122L130 121ZM148 123H150L151 126H149L150 124H148ZM156 123H159V125H158V124L156 125ZM187 123H188V122H187ZM189 123H188V125H187V124H184V125H185L184 127H185V128H186V126H188V127L193 126V127H194V125H193L192 123H191L192 125L189 126V125H190ZM212 123H213V122H212ZM217 123H218V122H217ZM217 123H216V124H217ZM249 123H246V124L249 125ZM252 123H253L254 125L256 124V122H255V123L252 122ZM252 123H251V125L253 126ZM261 123H259V121H258L259 126H260ZM4 124H5V125H4ZM8 124H9V125H8ZM11 124H12V125H11ZM22 124H23V125L25 124L27 127H25V125L23 126ZM64 124H65V126H64ZM68 124H69V125H68ZM82 124H83V123H82ZM87 124H88V123H87ZM89 124H88V125H89ZM162 124H164V123H162ZM220 124H221V123H220ZM224 124H225V122H224ZM232 124H233V123H232ZM258 124H257V125H258ZM10 125H11V126H13V125L15 126V127L13 128L14 131H11V130H12V129H11L12 127H10ZM18 125H19L20 127H18ZM100 125H101V126H105V127L109 128V129H104V128H102V132H101ZM165 125H166V124H165ZM210 125H211V124H210ZM261 125H262V124H261ZM1 126H0V127H1ZM21 126H23V127H21ZM75 126H76V127H79L78 130L76 129ZM82 126H83V125H82ZM139 126H140L141 128H138ZM156 126H157L158 128H156ZM159 126H160V127H159ZM163 126H164V125H163ZM216 126H217V125H216ZM216 126H215V127H216ZM218 126H219V125H218ZM243 126H245V128H247V129L249 128V126H248V127H247L246 125H243ZM262 126H263V125H262ZM3 127L0 128V131L2 130V131H1L2 133H3V131H4V130H3V129H4ZM24 127H25V128H24ZM85 127H86V126H85ZM145 127H146V128H145ZM149 127H150V128L152 127V130H151ZM188 127H187V130H186V131H188ZM193 127H191V129H192ZM205 127H206V126H205ZM207 127H209V126L207 125ZM211 127H212V126H211ZM211 127H209V128H211ZM222 127H223V126H222ZM229 127L231 128V126H229ZM232 127L235 128L236 126H235V127L232 126ZM238 127H240V126H237L235 129L239 130ZM250 127H251V126H250ZM2 128H3V129H2ZM15 128H16V130H15ZM17 128H19V129H20V128H21V129L23 128L24 130H23V129H22V130L20 129L21 132H19V129H17ZM142 128L146 129V130H145V135H144V133L142 132V130L144 131V129H142ZM153 128H154V129H153ZM243 128H244V127H243ZM243 128H241V129H243ZM253 128H254V129H253ZM258 128H259L258 126H255V127H252V130H250L251 128L248 129V131L251 132L252 135H250V134L247 135L249 132L245 129V130L248 132V133H247V132L244 131L245 135H247V136L244 135V137H246L247 140H246V138L243 137V135L241 136V137H243L242 140H240L241 138L237 139V138L235 137V139L239 140V142H237V141L234 140V141H235L234 143L237 142V143H236V144H237V147L234 146V145H236V144H234V143H232L233 146H232V145H229V147H227V151L230 150L229 152H233L232 155H234V154L236 153V155H235L234 157H232L231 153H229V154H225L226 151H225V153L223 152V155H224V154H225V156L227 155V159H228V157H230V155H231V157L233 158V159H231V157L229 158V159H231V162H230V160H226V162L228 163V161H229L230 164L228 163L229 165H227V166H225V167H226L227 169L229 168V166L231 167V169L229 168L230 170L233 171V172L231 171V175L236 171L234 174H236V175L239 177L238 180H240V176H239V174L241 175L244 171H245L244 173H246V170H249L248 172H250V173L252 172V173H254V175H255V173L257 172V169H258V168H261V167L263 168V167H264V166H263L264 164L262 165V163H264V162H262V161H264V144H263V146L260 145V144L263 143L264 141H263V142H262V141L260 142L259 139L257 140V138H258L259 136H258V137H257L256 135L253 136V134H254L255 132H256L255 134L261 135V134H259V133H261V129H260V128H259V129H260V132L257 133V132H258L257 130H259ZM8 129H9V131H11L10 133H9V131H7ZM87 129H88V130H87ZM103 129H104V130H103ZM110 129H111V131H110ZM138 129H140L141 133H139V130H138ZM155 129H156V131H154ZM157 129H158V130H157ZM169 129H170V130H169ZM205 129H206V128H205ZM207 129H208V128H207ZM223 129H224V130H223ZM225 129H226L227 131H226ZM255 129H256V130H255ZM95 130H97L98 132H96ZM107 130H108V132H106ZM149 130H150V132H151V131H153V132L150 133ZM182 130H184V129H182ZM222 130H223L224 132H222ZM243 130H244V129H243ZM6 131H7V133H6ZM103 131H105L106 133H104ZM146 131L149 132L151 135H150L149 133H148V135H147V132H146ZM175 131H176V132H175ZM189 131H190V132H189ZM189 131H188L189 135L193 138V135H192V132H191L190 128H189ZM225 131H226V132H225ZM263 131H264V130H263ZM94 132H93V134H94ZM137 132H138L139 134H136ZM184 132H185V131H183L182 134H183ZM253 132H254V133H253ZM103 133H104L105 135L108 134L109 137L111 138V140H110V138H108V137H107V138H108L109 140H107L106 137H105V135H104ZM160 133H156V135H154V136H158V134H160ZM246 133H247V134H246ZM0 134H1V133H0ZM5 134H4V137L6 136ZM141 134H143V137H142V138H144L146 135L148 136V138L145 139V141H144V139L139 140V141H137V140H132V139L137 138V136L139 137ZM164 134H165V132L163 133V135H164ZM166 134H167V133H166ZM166 134H165V137L169 135V134H168V135H166ZM237 134H238V133H237ZM241 134H243V131L241 132ZM163 135H161V136H163ZM220 135H221V136H220ZM227 135H228V134H227ZM230 135H231V134H230ZM239 135H240V134H239ZM129 136H135V138H133V137L131 138V137H129ZM141 136H142V135H141ZM248 136H249V138H248ZM250 136H253V137L255 138V140H257V141H256V142L258 143L257 145L254 144V143H256V142H254V143H250V144H252V146H253V144H254V147L250 146V144L247 143V141L249 142V141L251 140V137H250ZM255 136H256V137H255ZM1 137H2V139H1ZM4 137H3V135L1 134V136H0V140H2V141H0V142H3V141H4ZM35 137H36V138H35ZM82 137H83L84 139H83ZM103 137H104L105 141L103 140ZM126 137H128V138L125 139L124 141H122V140H123L124 138H126ZM159 137H160V135H159ZM230 137H231V136H230ZM253 137H252L251 142L255 141V140H253V139H254ZM34 138H35L36 140H34ZM37 138H38L40 141H38ZM77 138H79V139L82 138V139H83L82 142H81L80 140H78ZM119 138L122 139V140H119ZM129 138H130V140H129ZM156 138H157V137H156ZM184 138H185V137H184ZM232 138H233V137H232ZM11 139H12V140H11ZM26 139H27V140H30V142L27 141ZM46 139H47V140H46ZM74 139H75V142H76V139H77V144H76V143H73V144H76V145H72V147L74 146V147H76V148H78V149H75V148H71V149H72V150L75 149L73 152H75V151L77 152V150H79V152H80V153L77 152V153H79V155L77 154V155L79 156V158L77 157V159H78L79 162H78L77 159H76V163H74L75 161L73 162L74 154H73L72 152H70L71 149H69V148L71 147V144H70L69 142H71V140H73L72 142H74ZM140 139H141V138H140ZM151 139H152V140H151ZM158 139H159V138H158ZM163 139H164V138H163ZM193 139H194V138H193ZM215 139H214V140H215ZM224 139H225V138H224ZM106 140H107V141H106ZM176 140H177V141H176ZM199 140H200V141H199ZM214 140H213V141H214ZM222 140H223V139H222ZM226 140H227V139H226ZM32 141L34 142L35 147H34V144L31 143ZM37 141H38V142H37ZM103 141H104V142H103ZM128 141H127V142H128ZM136 141H137L138 143H137ZM143 141H144V142H143ZM153 141H156V139L153 140ZM209 141H211L210 144H209V143H206V142H209ZM220 141H219V142H220ZM241 141H242V142H241ZM243 141H244L248 146L245 145V143H244ZM5 142H7V141H5ZM25 142H26L27 144H26ZM35 142H36L37 144H36ZM53 142H55V143H56V142H57V143H60V142H61V143H60V148L57 147V146H59V144L56 146V144L53 143ZM66 142H68V145L66 144ZM72 142H71V143H72ZM79 142H81V143H79ZM127 142H125V144H127ZM130 142H131V144H130ZM162 142H163V141H162ZM198 142H200V143L202 144V146L204 145V146H203V147H205L204 149H207V150H204V149H203V152L205 151V152H204L205 154L202 153V155H201L202 150H200V152H199L198 148L200 147L199 149H202V147H201V145L199 146ZM203 142H204L205 144H207V145L209 144L208 147H207V145L205 146V144H204ZM217 142H218V140H217ZM224 142H225V141H223V143H224ZM240 142H241V144L244 143V145L242 144L243 146H241V147L238 148V146L241 145V144L238 145V143H240ZM259 142H260V144H259ZM29 143H31V145H28ZM115 143H114V144H115ZM122 143H123V144H122ZM193 143H194V144H193ZM12 144H13V145H12ZM25 144H26V145H25ZM61 144H63V145H62L63 147H61ZM69 144H70V145H69ZM78 144H79V145H78ZM154 144H155V146L158 145V146H157V149L159 148L158 150H160V156H158L159 154H155V157L152 158L153 163H154V161H155L158 157H159V158L161 157V153H162V157H161V159L158 158V160H161V162H160V161H159V162H160L161 164H162V162H163V163H168V164H162V166H160L161 164H159L158 161H155V162H156V165L158 164L160 167L158 166L157 168H155V167H156L155 163L153 164V165H154L153 168H152L153 165L150 166L152 161L150 160V155H148V154L150 153V149H151V148L153 149ZM197 144H198V145H197ZM212 144H213V143H212ZM229 144H230V143H229ZM27 145H28V146H27ZM32 145H33V146H32ZM65 145H67V146H65ZM105 145H104V146H105ZM152 145H153V147H152ZM160 145H161V144H160ZM170 145H172V144H170ZM175 145H176V146H175ZM217 145H218V146H221L220 148H223L225 144H223V147H222V145H220L219 143H218ZM255 145H256V146H255ZM259 145L261 146V149H259V148H260ZM26 146H27V147H26ZM68 146H69V147H68ZM77 146H78V147H77ZM85 146H86V145H85ZM85 146H84V147H85ZM101 146H102V145H101ZM104 146H103V147H104ZM111 146H112V148H111ZM125 146H127V145H124V147H125ZM168 146H169V147H168ZM174 146H175V147H174ZM180 146H181V147H180ZM226 146H227V145H226ZM230 146H231V147H230ZM245 146H247V147H245ZM257 146H259V147H257ZM22 147H23V148L26 147V149H25L26 151L22 150ZM29 147H30V148H29ZM32 147H33V148H32ZM56 147H57V148H56ZM66 147H68V148H66ZM115 147H116V149H118L119 151H118V150L116 151V150H115ZM187 147H188V148H187ZM206 147H207V148H206ZM234 147L237 148V149H239V150H240L241 148L244 147L246 150H245V149H243V150H245L246 152H245V151L242 152V150H240V151L236 150V152L234 153V151H231V149H230V148H234ZM248 147H251V148L249 149ZM62 148H66V149H62ZM81 148H82V147H81ZM95 148H96V149H95ZM122 148H123V147H122ZM134 148H135L137 151H138V150H139V151H143V154H144L145 156L148 155L149 157L147 156L148 158H146L148 162L146 161L145 158H143V157H145L144 155L139 154V153H141V152H139V151L136 152V150H134V151L136 152V153L134 154V151H133ZM141 148H145V149L142 150ZM180 148H181V149H180ZM214 148H215V147H214ZM216 148H218V147H216ZM224 148H225V147H224ZM224 148H223V151H224ZM256 148H258L259 150L256 149ZM8 149H7V151H8ZM46 149H44V152H45ZM67 149H68V150H67ZM82 149H83V148H82ZM82 149H81V150H82ZM85 149H86V147H85ZM98 149H99V150H98ZM154 149H155V147H154ZM225 149H226V148H225ZM228 149H229V150H228ZM248 149H249V151H250V152L248 151V153H250V155L247 154V157H246V154H244V153H247V150H248ZM253 149H254V150H253ZM255 149H256L257 151H256ZM262 149H263V151H261ZM62 150H63V151H66V152H69V154H71V155L73 156V158L71 159V158H70L71 156L68 155V153L63 152ZM83 150H84V149H83ZM88 150H90V151H88ZM92 150H93V152H91ZM94 150H95V152H94ZM130 150H131V151H130ZM145 150H146V151H145ZM155 150H156V149H155ZM158 150H156V151L151 150V151H153V152H151V154L153 155V153H156V152L158 153ZM209 150H208V151H209ZM232 150H233V149H232ZM252 150H253V152L256 151L255 155H256V154H257V155H256L255 157H256V160H258V161H256L255 159H254V161H253V160L251 159V157L254 156V155H253L254 153L251 152ZM20 151H21V152H20ZM85 151H86V150H85ZM125 151H126V150H125ZM171 151H170V153H172ZM176 151H178L179 154H180V153H181V154L179 155V154H177V153H178V152H177V153H176L177 155H175V152H176ZM216 151H217V150H216ZM219 151H222V150H219ZM237 151H238V152H241L242 154H244L245 156L242 155V157L244 156V158H245V157H246L247 159L249 158V160L247 161L246 158H245V159H244V158H241V155H240L241 153H238ZM1 152H2V153H1ZM10 152H12V153H10ZM39 152H40V153H39ZM62 152L66 154L65 157H64L65 154L63 155ZM76 152H75V153H76ZM90 152H91V153H90ZM102 152H103V151H102ZM117 152H118V153H117ZM123 152H124V151H123ZM127 152H128V151H127ZM130 152H131V153L133 152V155H134V156L138 155V156H137V160H138V157H139L138 163H141V161H143V160L145 159V163L143 162V164H144V166L146 167V169H148L147 171H145L146 169H145L144 166L142 167V164H138L137 162H135L136 157L132 156V154H130ZM144 152H145V153H144ZM168 152H169V151H168ZM168 152H167V153H168ZM34 153H35V154H34ZM105 153H104V154H105ZM137 153H138V154H137ZM237 153H238V154H237ZM252 153H253V154H252ZM31 154H32L33 156H35V155H36V156L33 157ZM37 154H39V155H37ZM98 154H99V155H98ZM104 154L102 153L103 156H104ZM106 154H105V156H106ZM122 154H123V153H122ZM124 154H125V153H124ZM62 155H63V156H62ZM67 155H68V157H67ZM77 155H75V156H77ZM80 155H81V156H80ZM139 155H140V156H139ZM141 155H142V156H141ZM169 155H170V154H169ZM174 155H175L177 158L174 157ZM200 155H201V157H200ZM238 155H239V157H240L241 159H238V157L235 158V157L238 156ZM0 156H1V155H0ZM2 156H1V157H2ZM25 156H24V157H25ZM30 156H32V157H30ZM156 156H157V157H156ZM164 156H165V155H164ZM249 156H251V157H249ZM1 157H0V158H1ZM8 157H9V156H8ZM10 157H11V156H10ZM19 157H17L18 159H17V158H15V159L18 160V161L20 162V160H19L20 158H19ZM84 157H85V156H84ZM84 157H83V158H84ZM99 157H100V156H99ZM141 157H142L143 159H142ZM170 157H169V158H170ZM198 157H199L200 159H198ZM205 157H206V156H205ZM217 157H218V155H217ZM223 157H224V156H223ZM255 157H254V158H255ZM21 158H22V157H21ZM64 158H65V159L67 158V159H66L67 161L69 160V162L71 161V163L73 162L74 164H73V163H72V165L69 164V163L67 164V163L64 161V160H65ZM68 158H69V159H68ZM75 158H76V157H75ZM114 158H115L116 160H115ZM167 158H168V157H167ZM196 158H197V159H196ZM202 158H204V159H202ZM208 158H209V157H208ZM215 158H216V157H215ZM6 159H7V160H6ZM11 159H13V158L11 157ZM63 159H64V160H63ZM97 159H99V158H97ZM100 159H101V158H100ZM100 159H99V160H100ZM105 159H106V157H105ZM127 159H130L131 161H133L134 164L136 163L137 165H136V164H135L136 166H135V165H132L131 161H129V160H127ZM140 159H141V160H140ZM164 159H165V158H164ZM173 159H174L175 161H174ZM186 159H191V160L196 159L195 161L193 160V163H192V164H193L192 169H193V168H196V171L200 170V167L197 168V165H199V164L201 165V163H203L202 165H203L205 168H206V167L208 168V167L210 166L208 169H205L206 171H205V170H204V171L207 172V170H209L210 173L207 172V177H208V176H211V178L209 177V178L206 179V175H204V176H205V182H204V180H203V179H204V176L201 175V173L203 174L204 171H203V172H200V176H201V177H199V176L196 175L198 172L195 173V172L193 171V173H195V174H193L192 172H191L192 174L188 173V172H190V171H192V170H190V168H188V165H187L186 163L184 164L183 162H181V160H182V161L184 160V162H185ZM201 159H202V161H200ZM223 159H224V158H223ZM225 159H226V158H225ZM234 159H237V162L234 161ZM4 160H6V161H4ZM58 160H60V161H58ZM82 160H83V159H82ZM149 160H150V161H149ZM207 160H209V159H207ZM212 160H211V161H212ZM232 160H233V161H232ZM239 160H242L243 164H242V162L239 161ZM250 160L252 161L253 165H252V163H249ZM18 161H17V162H18ZM61 161H62V162H61ZM63 161H64V163H63ZM178 161L181 162V163H182L183 165H185V166L182 165L183 167L180 168L181 163L179 164V165H180L179 167L177 166L178 163H177V165H175V163H173V162H178ZM259 161H261L262 163H260V167H259V165H257V168H256V166H255L254 163H257V162H259ZM12 162H13V161H12ZM58 162H59V163H58ZM77 162H78V163H77ZM83 162H82V163H83ZM129 162H130V163H129ZM149 162H150V163H149ZM171 162H172V163H171ZM186 162H187V161H186ZM188 162H189V160H188ZM188 162H187V163H188ZM197 162H198V163H197ZM217 162H219V163L217 164ZM224 162H225V161H224ZM232 162H233V163L235 162V165L231 166V163H232ZM36 163H35V164H36ZM60 163H62V164H67L68 167H67V165H62V164H60ZM121 163H124V164H121ZM128 163H129V166H128ZM148 163L150 164L149 167L147 166ZM170 163H171V165H170ZM195 163H197V164H196V167H194V164H195ZM227 163H226V164H227ZM233 163H232V164H233ZM117 164H119V163L117 162ZM210 164H211V165H210ZM226 164H225V165H226ZM249 164H250V166H251L252 169L249 167ZM257 164H258V163H257ZM21 165H22V163H21ZM25 165H26V166H25ZM70 165H71L72 168L69 167ZM73 165L76 166V167H77V165H78L77 170L75 169L76 167H73ZM79 165H80V166H79ZM84 165H85V164H84ZM90 165H91V168L94 169L95 166H96L98 169H97V168H95L94 170L91 169V168L89 169L88 166H90ZM121 165L123 166V168H122ZM139 165H141L140 171H139V167H140ZM173 165H175V167H174ZM200 165H199V166H200ZM207 165H208V166H207ZM236 165H239V166H238L239 168H238ZM242 165H243V166L245 165L244 167H246V169H245L244 167H242ZM24 166H25V168H24ZM101 166H102V165H101ZM137 166H139L138 169H137ZM186 166H187V167H186ZM203 166H201V167L204 168ZM211 166H212V167H211ZM221 166H222V165H221ZM234 166L237 167V168H235ZM252 166H253V167H252ZM11 167H12V168H11ZM26 167H29V168H26ZM176 167H177V169H178V168L180 169V170L178 169V172L176 171V170H177ZM189 167H191L190 162H189ZM225 167H224V169L227 170ZM233 167H234V169H232ZM241 167H242V168H241ZM9 168H11V169H9ZM104 168H103V170H104ZM143 168H144V169H143ZM240 168H241V169H240ZM243 168H244L245 170H243ZM248 168H250L251 170L248 169ZM255 168H256V170H254ZM5 169H8V170L5 171ZM17 169H19V170H17ZM72 169H73V170H72ZM74 169H75V170H74ZM128 169H127V170H128ZM132 169H131V170H132ZM136 169H137L139 172H138ZM141 169H143V170H141ZM182 169H183V171H182V173H181V170H182ZM186 169H188L189 171H187ZM197 169H198V170H197ZM229 169H228V171H229ZM22 170H23V171H22ZM92 170H93V171H92ZM134 170H136V171H134ZM185 170L187 171V173H186L187 176L184 174V173L186 172ZM219 170H220V169H219ZM221 170H223V169H221ZM260 170H261V169H258V172H259L258 175H259V176H254V175H252V173L249 174V175H250L251 177L254 176V178L257 179L256 181H258L260 178H257V177H260L261 174L264 175V174H263V171H264V170L262 169V172H260ZM2 171H3V172H2ZM99 171H100V170H99ZM119 171H120V172H119ZM141 171H142V172H141ZM143 171H145V172H143ZM184 171H185V172H184ZM223 171H224V170H223ZM228 171H227V172H228ZM89 172H90V173H89ZM134 172H136V173H134ZM183 172H184V173H183ZM205 172H204V173H205ZM221 172H222V171H221ZM221 172H220V175H219L220 177H219V176L217 177L218 180L220 179V183H219V181H218V183H217V182H216L217 179H216V180H215V183H213V185L209 188V191H208V192H206V191H201V192H198V194H197V193L195 194V192H193V196H192V193H191L192 191H190V194H191V195L189 194V191H188L186 194H184V195H186V196H184V197H187L188 199L191 198V200H192L191 202H192V203H193V201L195 200L194 198H195V196H196V199H197V200H195V202H194V206H193V204L190 202V200H187V199L184 198V197H182V199H179V200H182L181 202H182L183 204H186V205L188 206V208H187L188 210L184 209L185 207H183V206H182L183 204L181 205V202H179L178 200L176 201L177 203H175V205L177 204V205L179 206V204H180L179 207H181V208L183 207V210L185 211L184 213H188V212H189L188 215H189V217L192 218V221H194V219L196 218L195 222L198 220L196 224H195V222L192 223L191 219H190V218L188 217V215H186V214H185V215H186V216H185V219H184V217H183L184 214L182 215V218H181V219L179 218V216H180L179 214H182V213H178V217H177V216H173V215L176 214V211H175V210H177L176 208H175V210L173 209L174 211H173V210H172V212L170 211V214H171V215H170V214H166V215H168L169 217H171V219H172V216H173V218H174V217H177V218H179L181 221H182V219L185 220V221H182V224H183V222H184V223L186 222V223L183 225V227H182V226H181L182 224H180L179 219H178V222H179V223H178V224H175V227L178 229L177 231H176V228H175L174 231H171V228H169V227L172 226L171 224H172V220H173V219L171 220L169 217H166V215H164L165 213H163V211H162V213H163V215H164V216L166 217V219H167V221H166V219L164 218L165 223H166V222H167V223L170 222L169 227H168V225H165V224H164V221H162V218H163L162 216H163V215H162V216L160 215V214H162V213L159 214V213L157 212V213H155V214H152L151 217H150V214L148 213V212H149L148 210H151V209H149L150 206L147 205V206H141V207L139 206L141 209H142V207H144L143 209H145V208L147 209V208H148V210H147V212H145L146 210H144V211H139V215H137V213H135V215L138 216V219H139V217L142 216V214L145 212V213H148V214H145V213H144V214H145V215H149V217L151 218L150 221L155 222V224H156V223H159V222H160L159 219H161V223H162V222H163V223L160 224V225H159V224H156V226H155V225H152V226H153L152 229L149 230L151 224L148 225L149 223L147 222V225H146V226H149V227H148L149 229L146 227V228H147V230H146V228L144 229L142 226H143L144 224H146L145 221H149L150 218H147V217L145 218V217H144L145 215H144V216H142V217L145 218V220L143 219L144 221L142 220L144 224H142V223L139 222L140 224H142V226H140V227H142V228L144 229V230H142V232H141V231H140L141 228H139V226L137 225V224H138V221H137V223L134 225V223H135L136 221H134V220L132 219V218L135 219V218H137V217L134 216V215H133V217L131 216L132 218H131V217H130V218L126 217L128 213L133 212V211H136V210H135V206L138 204V200L135 199V198H136L135 196H133V199L135 200V202H136L137 204L134 203V200L131 201V202L134 203V204L128 202V201H129L128 198H130V196H129V197L126 196V195H125L126 193L124 194V196L126 197V199H125V198H122L123 196H121V198L119 197V198L121 199L119 203H118L119 200L116 201V198H114V197H110V198H112V201L109 200V201H111V203H110V202H109V203H110L111 205H112V204L114 205V201H113V198H114V199H115V202H116V203H115L116 205H115V206H112V207L114 208V209H113V208L111 207V205L107 202V205H108V204L110 205V206L108 205V209H109V207H111L112 209H109V210H114V211H110V212H113L114 215H115L116 213H118L116 216L119 215V216H118L119 218H118V217H117V218H118L119 220H121V221H123V220H125V219H127V218H128V220H127L126 222H128V223L130 222L131 219L134 221V222L132 223V225H130V224H128V223H124V226H125V224H126V227H127V228L129 227L128 229H129V231H130V234H135V235H134L135 237L138 236V234H136V233H139L138 230H137V229H139V231H140L142 234H143V233H145V234H148V233H149V235H145V234H144L145 236H148L149 238H151V235H152V237H154V240L156 241V243L160 240V238H163V237H164L163 240H160L161 242L159 241L160 243H162L163 241H164L165 243H166V241H169L168 246H169V244H170V246H174V245H175L174 243L177 242L178 239H179V241H180V238H179L178 235H177V234H178V231L182 232L181 230H183V232H184V230H185V229H184V226L186 227V225H187L188 227H190L188 222L192 223L193 225H194V224L197 225L198 222H199V219H198V216H199V215H200V218H201L199 224L201 223L202 225L205 226L206 224H204V221H203L204 219H205V221L208 220L209 222L211 221L210 223H213V224H214V222H215V218H216V221H217V219H220V217H221V219H222V218L225 216L226 213H227V214H228V213L230 214V213L232 212L231 209H230L229 211H228V209H227L228 207H230V205H229V204H230L229 201L231 202V204H233V201H231V199H230V200L228 199L229 201L227 200L228 202H225V203H229V204H228L229 206L226 205V206H223V207H217V205H216V213H215V208H214L215 205L213 204L214 207H212V205H209V204H210V201H211V204L215 202V200H214L215 198L213 199V197H214L213 194H215V191L217 190V188L215 187V184L217 183V184H218L217 187L221 189V185H220V184L223 183V180H222V182H221V174H222L223 172H222V173H221ZM229 172H230V171H229ZM248 172H247V174H248ZM46 173H50V174H52V175L49 174L50 177L52 176L51 179L48 177V174L46 175ZM107 173H108V175H107ZM141 173H142V174H141ZM180 173H181V174H180ZM218 173H219V172H218ZM224 173H226V171H224ZM224 173H223V174H224ZM237 173H238V174H237ZM244 173H243V174H244ZM260 173H261V174H260ZM5 174H6V173H5ZM44 174H45V176H44ZM93 174H94V173H93ZM93 174H92V176L95 175V174H94V175H93ZM138 174H140V176H142V177L139 176L140 179L137 180V181L139 182V183L137 184V183H134L135 181L133 182L132 180H133V179H137V178H139V177L137 176ZM211 174L214 175L213 173H211ZM223 174H222V175H223ZM226 174H227V173H226ZM226 174H225V175H226ZM234 174L232 175L233 177H234ZM39 175H40L41 177H43V176H44V177L41 178ZM98 175H97V176H98ZM135 175H136L137 177H136ZM180 175H182V177H183L184 175H185V176H184V178H182V177H179ZM190 175H191L192 177L194 176V177H193L194 179H195V178H197V179L199 178L198 181H197V179H195L197 182H196L195 180H193V181H192V180L189 181L190 179H192V177H191ZM198 175H199V174H198ZM215 175H217V174L215 173ZM228 175H230V173H229ZM249 175L247 176V177H248V179H247L246 174H244V177H245V178L243 177L244 180L241 178V181H240L239 183H237V184L234 183L235 185H232V183H233L235 180H234V181L231 180V178H230L231 176H229L228 179L230 178L229 181L232 182V183H231V184L228 183V186H229V187L226 186V188L228 187V189L230 188V190H231V188H232L234 191L238 189V190H237L238 195L236 194V195H237V196H236V195H234V194H231V196L238 197L240 194H242V193H239L240 191H241V192H246V194L248 195V197L250 196V198H249L250 200H249L248 197L246 198V196H247L246 194H245V195L242 194V195L244 196L243 198L249 200V202L251 201L250 203H248V204H250L251 206H249V205L246 204L247 201H246V203L243 202V205H245V206L247 205V208H246L245 206L242 205V202H239L240 205H241L242 207H245L246 209H245V208H242V209H243V210H242L241 208H237V207H240V206L238 205V206L236 207V206H235L236 203H235L234 205H231V207H234V206H235L236 209H234V211H235V210H238V209L241 210V211H243L242 213H240L241 216H242V214L246 213L247 218H244L245 220L247 219L246 222L244 221L246 224L250 222V220H249V222H248V217H249V215H250V211H252V210L249 209L248 207L253 208L254 211L257 210L258 213L255 211L256 214H257V215H258V214H259V215L261 214V215L264 217V215L262 214L264 211L260 212V211L262 210V207L264 206V204H263V203H264V202H263L264 200H263V201L261 200V199H264V197L262 196V189H263L262 186H264V185H261V181H264V179L262 178V175H261L262 180H259L260 183H258L259 181L257 182V183H258V187H257V184H256V183H255L256 185L254 186L255 179L252 177V178H253V181H254V182H253V181L251 180L252 178H251ZM256 175H257V173H256ZM7 176H9V179H10V180H9L8 178H6ZM46 176L50 179L51 182L54 181V180H52V179L55 178L56 176H57V177H58V176H62V177L66 180V182L64 181V179H61V177H60V179H59V178L57 179V177H56V178H55V181H57V180H59V181L62 180V183L58 181V182H53V184H51V182H50L49 180H48L49 182L46 181V180H47V179H45V178H47ZM90 176H91V175H90ZM107 176H108V177H107ZM129 176H130L131 178H133V179H132V180H129V179H131V178H129ZM143 176H144V177H147V178H143ZM188 176H189V178H188ZM196 176H197V177H196ZM242 176H243V175H242ZM134 177H136V178H134ZM190 177H191V178H190ZM214 177H215V176H214ZM222 177H223V176H222ZM233 177H232V178H233ZM68 178H71V179H73V180L76 181V182H74V181L71 182V181H70V182L72 183V184H71V183H69V179H68ZM128 178H129V179H128ZM181 178H182V179H181ZM187 178H188L189 180H188ZM200 178H201L202 180H201ZM225 178H226V177H225ZM225 178H224V181H225V180L228 181V179H225ZM250 178H251V179H250ZM5 179H6V180H5ZM147 179H148V180H147ZM176 179H177V180L180 179V180L178 181V183H177ZM184 179H185V181H187V182H184ZM213 179H214V178H213ZM235 179H237V177H236ZM249 179H250V180H249ZM92 180H94V181H92ZM102 180L105 181V183H102V182H103ZM128 180H129V181H128ZM182 180H183V181H182ZM206 180H208L209 182L206 181ZM238 180H236V182H238ZM245 180H246V181H245ZM247 180H248L250 183H252L253 185H250V186H249L250 183L247 182ZM15 181H16L17 183H16ZM67 181H68V182H67ZM98 181H99V182H98ZM100 181H101V182H100ZM120 181H121L122 184H119ZM122 181H123V182H122ZM127 181H128V182H127ZM131 181H132L134 184H133V186H130V188L133 187V188L130 190L128 186L132 184ZM148 181H149V182H148ZM181 181H182L183 183H182ZM188 181H189V182H188ZM212 181H214V180H212ZM226 181H225V182H226ZM242 181H243V182L245 181V182H247L248 184H244V185H243V182H242ZM251 181H252V182H251ZM73 182H74L75 184H74ZM166 182H170V183L172 182V183L174 184V185H173V184L171 183V184L169 185V187H170V190L168 189L169 191H166L167 188H164V187H168V186H163ZM200 182H202V183H204V184L206 183V185H205V186H202L203 184L200 183ZM207 182H208L209 184H207ZM241 182H242V183H241ZM245 182H244V183H245ZM6 183H7V184H6ZM13 183H14V184L16 183V184L14 185ZM66 183H67V184H66ZM68 183H69L70 185H69ZM81 183L84 184V185H83L84 187L81 186V187H83L82 189L80 188V184H81ZM87 183H86V184H87ZM94 183H95V182H94ZM149 183H150V186H149ZM226 183H227V182H226ZM65 184H66V185H65ZM102 184H103V186H102ZM145 184H146V185H145ZM168 184H169V183H168ZM177 184H178V185H177ZM181 184H185V185L183 186V185H181ZM200 184H201V185H200ZM238 184H240V185H242V186H240V185H238ZM259 184H260L261 186H260ZM262 184H263V183H262ZM5 185H6L7 187H6ZM12 185L15 186V187L12 188V187H13ZM23 185H24V186H23ZM165 185H167V183H166ZM171 185L173 186L172 188H171ZM175 185H177V187H176ZM207 185H208V187H207ZM231 185H232V186H235L236 189H234L235 187H231ZM247 185H248L249 187H255V188H251V189H250V188H248V187H245V189H243L244 186H247ZM65 186H66V187H65ZM85 186H87V187L85 188ZM160 186H161V187L163 186V188H161V189H163L162 192L164 191V192H163L164 194H162V195H164V196H162V195L160 194V193H162L161 191L158 192L160 189L157 190V188L160 187ZM193 186H195L194 189H192ZM222 186L224 187L225 185H222ZM237 186H238V187H237ZM239 186H240L241 188H240ZM16 187H17L18 189L20 188L21 190H18V191H17V188H16ZM60 187H62V188H60ZM110 187H111V188H110ZM139 187H140V186H139ZM143 187H144V188H143ZM169 187H168V188H169ZM223 187H222V189H223L222 191H224V189H226L225 187H224V188H223ZM242 187H243V188H242ZM256 187H257V189H256ZM5 188H7V190H6ZM9 188L12 189V190H15V189H16V190H15L16 192H15V191L13 192V194H14V193H17V194H15L16 196L18 195V192L22 191V192L20 193V194H22V195L19 194V196H17L18 199H19V201H21V202H19V201L16 199L17 197H15V195L12 196V197L10 198V193L12 194V190H9ZM57 188H58V189H57ZM104 188H105V189L108 188V189H106V191L104 190L105 193L103 192V189H104ZM109 188H110V190H109ZM151 188H152V191H151ZM173 188H174V189H173ZM239 188H240V189H239ZM246 188H247V189H250L251 192L253 191V193L255 192V194H254L253 197H252L253 200H254L255 195H257L256 197H259V199H258V198H257V199L255 198V199H256L255 201H256L257 203H258L259 200L261 201V203H260V204H261V210L258 211V209H259L258 207H260V204L258 203V204H259V205H258V204H256V202H254V201L252 200V198H251V196H252L251 194H252V193L249 195V194H248L249 191H248ZM258 188H262V189H259L260 191L256 192V190H258ZM76 189H75V191H76ZM101 189H102V190H101ZM153 189H154V192H155L156 195L159 193L157 196L154 195V198H152V196H153V194H152V193H153ZM171 189H172V190H171ZM241 189H243V190H241ZM253 189H254V190H253ZM8 190H9V191H8ZM70 190H71V191H74V188H72V189L70 188ZM70 190H69V191H70ZM107 190H109V191H107ZM118 190H119V191H118ZM120 190H121V192H120ZM156 190H157V191H156ZM187 190H188V189H187ZM233 190H231V191H233ZM239 190H240V191H239ZM244 190H245V191H244ZM263 190H264V189H263ZM26 191H28L29 193L27 194ZM38 191H39V192H40V191H43V192H40V193H41V194H40ZM46 191H48V192L45 193ZM140 191H141V192H140ZM173 191H175L176 194H175V192H173ZM185 191H182V192H185ZM213 191H214V192H213ZM225 191H226V192H229V190H227V189H226ZM234 191H233V193H237V192H234ZM247 191H248V192H247ZM23 192H25L27 195H26V194L24 195ZM56 192H58V191H56ZM116 192H115V193H116ZM119 192H120V193H119ZM135 192H137V191H134V193H135ZM143 192H142V193H143ZM150 192H152V193L150 194ZM156 192H158V193H156ZM166 192H167V193H166ZM169 192H171V194H172V192H173L174 195H171ZM203 192H206V193H203ZM209 192H210V195L208 194V195H209V196H208L207 193H209ZM212 192H213V193H212ZM218 192H219V194H218ZM226 192H225V194H226ZM260 192H261V193H260ZM3 193H0V200H1V198H2L1 195H2ZM49 193H48V195L46 196V198L44 197V201L47 202V201H49V199H50V203H52V202H55V203H56V202H57L56 205H58V204L60 203L59 208H60V207H63V204H62V203H64V199H66V198H65V195L67 194V196H66L67 199H66V200H68V194H70V192H69V193L67 192L65 195L60 196V195H62V193L60 194V193L58 192V194L53 195V196H55V197H54L55 200H54L53 196H51L52 199H51V198H49V199L47 198L48 196L50 197V195H52V194L49 195ZM73 193H74V192H73ZM86 193H87V192H86ZM89 193H88V195H87V194H86V195L84 194V195H85L86 197L91 196V195H89ZM99 193H101V192H99ZM102 193H101V195H100V197H99L100 200H101V198L104 197V196L102 197ZM127 193H128V192H127ZM137 193H138V192H137ZM137 193H135V194H133V195H136ZM139 193H138V195H141V194H139ZM147 193H148V194H147ZM165 193H166V196L168 195L170 199L167 198L168 196L165 197ZM201 193H203L205 199H206L207 196H208V198H211V200L208 199V200H209V203H208L207 200H205V199H203V200H205L206 203L203 202V200L201 201L200 199L197 198V196L200 197V195H202ZM231 193H232V192H231ZM259 193H260V194H259ZM29 194H30V195H29ZM79 194H80V193H79ZM169 194H170V195H169ZM180 194H181V193H180ZM180 194L178 193L177 195H180ZM182 194H183V193H182ZM187 194H189L190 197H188ZM194 194H195V196H194ZM199 194H200V195H199ZM217 194H218V198H217L216 200L218 201V200L220 199V198H219V195L221 196L220 191H217V193H216L215 195H217ZM225 194H224V195H225ZM28 195H29V196H28ZM56 195H59V196H57L58 199H56ZM70 195H71V194H70ZM72 195H73V194H72ZM77 195H78V194H77ZM77 195H76V196H77ZM121 195H123V194H121ZM144 195H145V193H144ZM205 195H207V196H205ZM211 195H212V196H211ZM226 195H228V194H226ZM263 195H264V191H263ZM20 196H21L22 198H23V196H26V199H25V198L22 199ZM97 196H98V195H97ZM106 196H105V197H106ZM150 196H151V197H150ZM158 196H159V198H160L161 196H162V197H165V198H164L165 201H164L163 198H160V199H163L162 201H161V200H160V201H161V202L164 201V203H159V202H158V200H159ZM171 196H173V197H171ZM181 196H182V195H181ZM210 196H211V197H210ZM231 196H230V194L228 195V197H231ZM260 196H262V198H261ZM3 197H4V196H3ZM36 197H37V198H36ZM61 197H62V199L64 198L62 202H61V201H58V200H62ZM72 197H73V196H72ZM105 197H104V199H105ZM137 197H138V196H137ZM141 197H140V198H141ZM148 197H149V198H148ZM215 197H216V196H215ZM225 197H226V196H225ZM228 197H227V198H228ZM20 198H21L22 200H21ZM34 198H35V200H34ZM39 198H40V199H39ZM59 198H60V199H59ZM76 198H78V197H76ZM81 198H83V197H81ZM90 198H91V197H90ZM95 198H96V197H95ZM97 198H98V197H97ZM138 198H139V197H138ZM151 198H152V199H151ZM192 198H193V199H192ZM201 198H203V197H201ZM222 198H223V201L226 199V198L224 199L223 194H222V196H221V199H222ZM231 198H232V197H231ZM70 199H71V198H70ZM86 199H87V198H86ZM108 199H109V198H108ZM108 199H105V200L108 201ZM117 199H118V198H117ZM122 199H123L124 203H121V202H123ZM124 199H125V200H124ZM147 199L150 200V202H149ZM166 199H167V200H166ZM183 199H185V201H184ZM233 199H234V201L237 200V199H235L234 197H233ZM233 199H232V200H233ZM240 199H241V198H240ZM6 200L4 201V199H3V201H2L3 203H2V204H4V202H5L4 205H6V204H7V201H6ZM26 200H27V201H26ZM66 200H65V201H66ZM75 200H76V199H75ZM80 200H81V199H80ZM92 200H93V199H92ZM143 200L141 199V201H143ZM186 200H187V203H186ZM242 200H244V199H242ZM15 201H18L19 203H21V205H20L18 202L15 203ZM23 201H25V204L23 203ZM41 201H42V200H41ZM51 201H52V202H51ZM68 201L70 202L71 200H68ZM96 201H97V200H96ZM96 201L91 202L90 204H92V205H90V204H88V203L90 202V200H89V202H88L87 204L93 207V204H94V205H97V204H95ZM102 201H104V200L102 199L100 204H102ZM212 201H214V202H212ZM217 201L215 202L216 204H217ZM219 201H220V203H221V200H219ZM237 201H239V200H237ZM237 201H236V202H237ZM260 201H259V202H260ZM26 202H28V203L26 204ZM30 202H31V201H30ZM37 202H36V203H37ZM46 202H45V203H46ZM76 202H77V201H76ZM112 202H113V203H112ZM143 202H144V201H143ZM156 202H158V203L155 204ZM178 202H179V204H178ZM188 202H190L189 205H188ZM201 202H202L203 204L205 203L206 205H205V204H204L205 206L202 205ZM252 202L255 203V204L253 203V205H256V207H257V205H258L257 209H255V208H256L255 206L252 207V206H253V205H252ZM22 203L24 204V206H23ZM43 203H44V202L42 201V204H43ZM47 203H48V202H47ZM50 203H49V204H46V206H43V205L39 204V205H41V206L38 205V206H36V208L39 207V209H40V211H41L42 213H44L45 211L47 212V210H50V212H51V210H53V209H52L53 207L50 205ZM66 203H67V202H66ZM71 203L73 204L74 202H71ZM81 203H82V202H81ZM104 203H105V202H104ZM104 203H103V204H104ZM117 203H118V204H117ZM141 203H142V202H141ZM207 203H208V204H207ZM0 204H1V202H0ZM13 204H12V205H13ZM64 204H65V203H64ZM72 204H70V205H72ZM74 204H75V203H74ZM100 204L98 205V206H100L99 209H98L97 206H94V208L97 207L96 210H97V209L100 210L101 208H105V209H106L105 204H104V206H103V204H102L103 207H101ZM171 204H173V206H171ZM191 204H192V205H191ZM195 204H196V206H195ZM237 204H238V203H237ZM44 205H45V204H44ZM48 205H49V206H48ZM61 205H62V206H61ZM67 205H68V203H67ZM70 205H68V206H70ZM75 205H76V204H75ZM77 205H78V204H77ZM152 205H154V206H152ZM177 205H176V206H177ZM190 205H191L192 207H198L197 205H199V206H201L200 208H204V209H202V210H204V211L201 213L200 208H199V210H198V209L196 210V209L194 208L195 211H192V208H191V211H190V208H189ZM207 205H208V206H207ZM218 205H220V204H218ZM262 205H263V206H262ZM7 206H8V205H7ZM9 206H8V207H9ZM20 206H22V207H20ZM47 206H48V207H47ZM53 206H54V204H53ZM65 206H66V205H65ZM65 206H64V207H65ZM90 206H87V207H89V209H90V208H91ZM202 206H204V207H202ZM206 206H207L206 209H207L208 211L205 209ZM210 206H211L212 208H214V209L209 208ZM29 207H31V206H29ZM42 207L46 208L47 210L45 209V211L43 212ZM54 207H56V206H54ZM64 207H63V209H65L67 206H66L65 208H64ZM70 207H71V206H70ZM70 207H67L66 209L69 208V210H70V209H71ZM82 207H83V206H82ZM85 207H86V206H85ZM224 207H225L227 210H226ZM1 208L3 209V207H1ZM36 208L33 209V211H34V210L37 211L38 208H37V209H36ZM44 208H43V209H44ZM74 208H75V207H74V205H73V209H72V210H74ZM78 208H79V207H78ZM94 208H93V210H95ZM177 208H178V207H177ZM208 208H209V209H212V212H211L212 214L215 213V214H217V215H214V214H213V215H214V216H213V215L209 212V209H208ZM220 208H222V210L225 209L226 213H225V211H223L224 213H222V211H221V213H220V211H219V210H221ZM5 209H6V207H5ZM26 209H29V210H26ZM39 209H38V210H39ZM63 209L61 210V209H58V208H57V209L54 208V211H53L54 213H53V214L55 215V213H57V211L59 212V210H61V211L64 212L65 210H63ZM194 209H193V210H194ZM247 209H248V210H247ZM55 210H56V211H55ZM75 210H77V209L75 208ZM82 210H83V209H82ZM85 210H86V209H85ZM96 210H95V211H96ZM102 210H103V209H102ZM102 210H101V211H102ZM109 210L106 211V212H107V215L110 213V212L108 213ZM137 210H138V209H137ZM181 210H182V209H180L179 212H183V210H182V211H181ZM213 210H214V212H213ZM245 210H247V211H245ZM263 210H264V209H263ZM12 211H13V210H12ZM35 211H34V212H35ZM40 211H37V213H39ZM87 211H88V210H87ZM91 211H92V210H91ZM151 211H152V210H151ZM199 211H200V212H199ZM205 211H206V214L208 213V215H209V214L212 215V216H211V217H212V220H211L210 215H209L210 219L207 218V215H206V218L202 219L203 217H205V214H203V213H205ZM210 211H211V210H210ZM217 211H219V212H217ZM227 211H228V212H227ZM234 211L232 212L233 215L230 216V219H231V217H233L232 219H234L235 216H236V217H239V216H240L239 214H237V215H238V216H237V215H236V211H235V212H234ZM241 211H240V212H241ZM34 212H33V213H34ZM46 212H45V213H46ZM50 212L48 211V214H49ZM65 212H66V211H65ZM88 212H89V211H88ZM93 212H94V211H93ZM103 212H104V210H103ZM106 212H105V214H104V213L102 214L101 212H99V213L102 214V216H104V215H106ZM140 212H143V213L140 214ZM191 212H192V213H191ZM196 212H198V213H196ZM237 212H238V211H237ZM247 212H249V214H248ZM252 212H253V211H252ZM255 212H253V213L255 214ZM2 213H3V210H2ZM7 213H8V212H7ZM11 213H13V212H11ZM18 213H17V215H18ZM33 213H32V215H33ZM42 213H41V215L39 214V216L46 215V216H43V217H44V218H45V217H49V216H47L48 214H45V213L42 214ZM67 213H68V212H67ZM72 213H75V212L72 211ZM72 213H71V214H72ZM78 213H80V212H79V211L76 212V214H78ZM89 213H90V212H89ZM91 213H92V212H91ZM94 213H95V212H94ZM94 213H93L92 215H94ZM99 213H98V214H99ZM113 213H112V215H113ZM166 213H167V212H166ZM193 213H194V214H198V215H197L196 217H194L195 215L192 216ZM219 213H220L222 216L220 215V217H219ZM234 213H235V214H234ZM61 214H62V213H61ZM63 214H64V213H63ZM68 214L71 215L70 213H68ZM68 214H67V215H68ZM96 214H97V211H96ZM100 214H99L98 216L96 215L97 217H96V216H95V217H96V218H98L99 216L101 217ZM120 214H121V215H120ZM132 214H133V213H132ZM158 214H159V215H158ZM172 214H173V215H172ZM190 214H191V215H190ZM201 214H203L204 216H203V215L201 216ZM229 214H228V215H229ZM1 215H2V214H1ZM14 215H16V214H14ZM32 215H29L30 218H33V217H31ZM34 215H36V214H34ZM37 215H38V214H37ZM50 215L52 216V213H50ZM57 215H59V214H57ZM64 215H65V214H64ZM67 215L65 216V218L67 217ZM81 215H82V214H81ZM110 215H111V213H110L108 216H110ZM112 215L110 216L111 218L114 217V215H113V217H112ZM223 215H224V216H223ZM228 215H227V216H228ZM252 215H253V214H251L250 217H251ZM257 215H254V216L257 217ZM261 215H260V217H262ZM12 216H13V215H11V217H12ZM26 216H27V215H26ZM29 216H28V217H29ZM39 216H38V218H40V219L43 220V224H42V225H46L47 223H49V222H47L46 218L44 219L43 217H39ZM62 216H63V215H62ZM71 216H72V215H71ZM74 216H76V215L74 214ZM82 216H83V215H82ZM85 216H86V215H85ZM108 216H106V219H107L108 221H110L111 218L108 219ZM128 216H129V215H128ZM153 216H154V217L157 216L158 218H154ZM217 216H218V218H217ZM246 216H243V217H246ZM3 217H5V216H3ZM8 217H10V216H7V217L5 218V220H4V219H3V220L6 221ZM28 217H25V218H28ZM35 217H37V216H35ZM35 217H34L33 219H35ZM68 217H69V218H68L69 220H72V219H70V216H68ZM83 217H84V216H83ZM142 217H141V218H142ZM161 217H162V218H161ZM213 217H214V218H213ZM250 217H249V218H250ZM0 218H1V217H0ZM13 218H15V217H13ZM13 218H12V219H13ZM51 218H52V217H51ZM56 218H57V216H56ZM65 218H61V219H59V217H58L57 219H59L58 221H60V220L63 219V220H62V223H63V221L66 220ZM84 218H85V217H84ZM101 218L104 220L103 217H101ZM101 218L98 219V220L101 221V220H102ZM152 218H153L154 220H153ZM186 218H187V219H186ZM193 218H194V219H193ZM226 218H227V220H230V219H229V216L226 217ZM226 218H224V219H226ZM254 218H255V217H254ZM258 218H259V216H258ZM258 218H255V219H258ZM8 219H9V218H8ZM15 219H16V218H15ZM23 219H24V218H23ZM28 219H29V218H28ZM54 219H55V218H54ZM54 219H53V220H54ZM73 219H76V218L73 217ZM77 219H78V218H77ZM93 219H94V223H95V222L97 221V219H96V221H95V218H93ZM93 219L91 218V220H93ZM114 219H115V218H114ZM155 219H156V221H155ZM157 219H158V220H157ZM169 219H170L171 221H169ZM221 219H220V220H221ZM224 219H222L223 221H217V223H218V222H221V224H223L222 226H221L220 223L218 224V226L220 225L219 232H221L222 229L225 228L224 226H225L226 224L224 225V223H227V222H228L227 220L225 221ZM237 219H239V218H237ZM237 219H235V220L237 221ZM241 219H242V218H241ZM251 219H253V217H251ZM261 219H262V218H261ZM26 220H27V219H26ZM26 220H25V221H26ZM29 220H31V219H29ZM38 220H39V219H38ZM42 220H40V222L37 221V223H38V224L42 223ZM44 220L46 221V224H44ZM69 220H67L66 222L64 221L63 224H66V225H65L64 227H62V228L60 227V226L62 225V223H61V221H60L61 224H60L59 227L62 229V231L59 230L60 228H58V226H57V229H58L59 233L56 232L57 229H56V231H55L56 235H57V233H58L59 238H61V237L63 238L62 241H63V240H66L65 242L63 241L62 243H61V241H60L59 238H58L57 240H55L58 236H56V238L53 237V235L55 236V234H53V231L55 230V229L53 230V228H54V224H53V222H55L56 220L53 221V222H52V220H49V221H51L52 223H49L48 226L46 225V228H44L45 231L47 230V227H48V231H49V230H53V231H52V234H51V235H52L51 238L54 239V240L56 241V242H55V241L53 240V241L55 242V243H53V245H54V244H57V243H58L57 241L59 240L60 245H61V249L66 250V251H67V248H68V247H67V248L64 247V246H65V243L67 242V243L69 244V243L71 242V244H69V245L71 246V245H72V241H70V237H69V236H71V239H72L73 234H74V233H73L72 235L70 234L69 236H67V234H68L69 232H67L66 229L69 228L70 231H71V230H76V229H77V227H75V226H74V227H75L74 229H73V228H72V229L70 228V227H73V226H72V224H67V222H68V223L71 222V221H69ZM103 220H102V221H103ZM187 220H189V221H187ZM259 220H260V218H259L258 220H256V222H254L255 220H251V221H253V223H254V224H252V227H253V225H254V226H257L258 223L260 224L261 222H262V223L264 222V221H262V220H264V218H263L262 220H260L261 222H258V223H257V221H259ZM4 221H3V222H4ZM12 221H13V220H12ZM14 221H17V219L14 220ZM77 221H78V220H77ZM112 221H114V220L111 219V221L109 222V224H110ZM116 221H117V220H116ZM139 221H141V220H139ZM157 221H158V222H157ZM202 221H203V222H202ZM208 221L205 222V223H207V226H205V227H204V226H203V227H200V225H199V226H197V228L200 227V228H203V230H204L206 227H207V228H210V226H212V225L210 224V226H208ZM213 221H214V222H213ZM22 222H23V221H22ZM28 222H29V221H28ZM34 222H35V221L29 222V223H34ZM73 222H74V220H73ZM73 222H71V223H73ZM75 222H76V221H75ZM81 222H82V221H81ZM85 222H86V221H85ZM97 222H98V221H97ZM117 222H118V221H117ZM222 222H224V223H222ZM230 222L233 223V224H232L233 227L236 226V227H235V230L239 229L240 226H242V225L245 224V223H243V224L241 223V225H240L239 227H237V225H239L238 223H239L240 221H239V222L237 221L238 223L235 222L237 225H236L233 221H230ZM242 222H243V221H242ZM10 223H11V221H10ZM10 223H7L8 225L6 224V226H7V228H8L7 230L5 229V227H3L4 224L2 225V223L0 224V227H2L3 230L5 229L4 231H8V230H9V232H10L11 229H9V227H11V226H9V225L12 224V223H11V224H10ZM13 223H14V222H13ZM20 223H21V222H20ZM20 223H18V225L15 226V227H18V228H16V232H15V234L19 232L18 230H21V231H20V233L17 235V237H16V235H14L15 237L12 236L13 239H14V241H13V239H11L12 237H10L12 234H10V236H9V237H10L9 239L12 240V241H10V243L12 244V246H10L11 244L9 243V239H8V238L5 239V238H6V234H5V237H2L3 235H2L1 237H2L3 239H5V240H4V241H5V244H6V243H9L10 245L7 244V245L5 246L4 244H2V243L4 242L3 240H2L3 242H0V244L4 245L5 247H7V246L9 245V246H10V249H12V248H14V247H15V249H16L17 247H19V246H16V245H17V242H18V240H19V242H20L19 245L21 244V245L23 246V245L25 244L24 253H25L26 251H27V252H30V251H28L29 249H27V250L25 251V249L27 248V247H26V242H25V241L28 239V240H27V245H30V244H33V245H34L35 242H34V243L30 242V241H31V239L29 238L30 236H27V233H30L29 229L32 230V229L34 228V226H35V227L37 226L36 228H38V229L40 228V229H41L42 227H45V226H42V225L40 224V225L42 226V227H41V226L38 225V224H36V225H35V224H32V226L34 225L33 228H29V229H28L29 224H28L27 221H26L25 224L23 225L24 227L22 226V228H24V229L27 227V228L25 229L24 232H26V230L28 231V232L25 233V234H26L25 236L27 237V238L25 237V238H26V239H25L24 237H22L24 234H21V233H24V232H22V229H20L21 227L19 228V224H20ZM78 223H79V222H78ZM89 223H91V222H89ZM105 223H106V224H104V223H103V224L106 225L105 227H107L108 223H107L106 221H105ZM130 223H131V222H130ZM175 223H176V221H175ZM187 223H188V224H187ZM217 223H215L216 226L213 225V226H214V229H215L216 227H218V226H217ZM255 223H257V224H255ZM21 224H22V223H21ZM27 224H28V226H27ZM50 224H51V225L53 224V227H52ZM58 224H59V223H58ZM76 224H77V223H75L74 225H76ZM111 224H112V223H111ZM111 224H110V227H111ZM118 224H119V223H118ZM140 224H139V225H140ZM163 224H164L165 226H164ZM192 224H191V225H192ZM246 224H245V225H246ZM259 224H258V226H259ZM1 225H2V226H1ZM25 225H26V226H25ZM49 225L51 226L50 229H49V227H50ZM68 225H69V226H68ZM87 225H88V224H87ZM91 225H93V224H91ZM112 225H114V224H112ZM129 225H130V226H129ZM161 225L164 226L165 228L163 229V227H162ZM176 225H178V227H177ZM179 225H180V228H181V229H179ZM228 225L230 226V223H229ZM245 225H244V226H245ZM247 225H251V224H247ZM260 225H262V224H260ZM4 226H5V225H4ZM8 226H9V227H8ZM13 226H14V225H13ZM32 226L30 225V227H32ZM67 226H68V228L65 229V227H67ZM76 226H78V224H77ZM99 226H102V225H98V227L96 226L97 229H96V228L94 229L93 227H95V226L93 225L92 230L90 231V232L92 233L93 231L96 230L95 232H93V233H95L94 235L92 234L93 236L96 235V237H97V230H99L98 228H100ZM115 226L118 228V227H120V226H122V225H115ZM131 226H132V228H133L134 226H136V227H138V228L136 229V228L134 227L133 229H131V230H132V231H131V230H130ZM154 226H155V228H154ZM157 226H158V227H157ZM166 226L169 228V230H168V228H166ZM244 226H242V227L244 228ZM258 226H257V227H258ZM15 227H14V228H15ZM89 227H91V226L89 225ZM102 227H103V226H102ZM110 227H109V228H110ZM144 227H145V226H144ZM159 227H162V228H159ZM173 227H174V226H173ZM194 227H195V226H194ZM194 227L191 226L190 229H192V228H194ZM230 227H231V230H232L233 227H232V226H230ZM242 227H241V229H239V230H237V231H234V229H233V233H231L230 228H228V229H226V230L223 229V230H224L223 232H226V231L229 230V232H230L231 234H234L235 237H238V238H236V239H239V236H238V235H240L241 233H240V234H238V233H239L240 230H241V232H242V229H243ZM245 227H246V226H245ZM247 227H248V226H247ZM259 227H261V226H259ZM11 228H12V227H11ZM87 228H88V227H87ZM112 228H113V227H112ZM117 228H116V229H117ZM121 228H124V227L122 226ZM121 228H120V229H121ZM153 228H154V229H153ZM182 228H183V229H182ZM207 228H206V229H207ZM211 228H212V227H211ZM226 228H227V227H226ZM236 228H237V229H236ZM248 228H249V229H248ZM248 228H247V229H248V231H249V230H250V226H249ZM261 228H263V225H262ZM17 229H18V230H17ZM24 229H23V230H24ZM42 229H43V228H42ZM63 229H64V230H63ZM69 229H68V231H69ZM118 229H119V228H118ZM118 229H117V231H115V232H117L118 236H117V234H115V233L112 234V232H114L113 229H112L111 232H109V233H111L110 235H111L112 237L114 236L112 239H110V241L113 240V242H111L112 245H111V243L109 244V242H108V244L111 245V246L107 245L106 242H105L106 244L103 245V246H104V250H106L108 247L110 248V250L107 249L106 251H104V250L102 251V250H101L102 247H101V248L99 247V249H100V252H99V253H100V254H101V252H102V253H103L102 255H105V254L108 255V253L110 254V253L116 251L115 254H119V255H120V250H121V251L123 250V253H124V250H125V253H124V254H127V255L129 254V255H130V254H131L130 251H132V250L135 249V250L138 251V253H136L137 251L135 252V250H134V252H135L136 254L133 253V256H134V254H135L134 257L137 258V260L134 262V264H135V263H137V264H144V263H142V262H145V260H147L145 257H148V255H150V254H147V253H152L153 251H156V250H154V248H153V251L151 250L153 246L157 247V246L155 245V243H154V240L151 241L153 238H151V240H149V239H147V237L145 238L144 236H141L142 239H147V240H143V241H144V243H146L148 246H147L146 244H144V245L147 246V247L145 246L146 249H148V247H149L148 250H150V252H149L148 250H146V252H147L146 255H147V256H146V255L144 256V255H143V254H144L143 252L145 251V250H144L145 248H144L143 245H142V242H143V241H142L141 237H140V239H141V240H140L141 243H137V242H136V241L140 242L139 239H138V237L141 235V233H139V236L137 237L138 240H137L136 238L134 239L133 237H131V238L134 239V241H133V239H131V241H130V243H129V239H130L129 236H130V235H128V233H127L128 229L125 228L126 232H125L124 230H122V229H121V230H122L123 232H122L121 230H118ZM157 229H158V230H162L163 235H162V237L160 236V238H158L159 236L155 237V235H157V231H158ZM187 229H188V228H187ZM190 229H188V232H189V233H188V236H187L188 238H187V239L191 240L190 243L194 241L193 244H195V241H196V240H193V239H194L195 237L198 238V233H199L200 231H199V228H198V231H197L198 233L196 234L197 236H195V235L192 236V234L195 233V231H196L197 229H195L194 231L192 230L193 233H191ZM206 229L204 230L206 233H207V231H208V233H209V232L212 230V229H210V230H209V229L206 230ZM220 229H221V230H220ZM245 229H246V228H245ZM247 229H246V230H247ZM251 229H252V228H251ZM254 229H255V227H253L252 230H254ZM256 229H257V228H256ZM256 229H255V230H256ZM0 230H1V229H0ZM3 230H1V231H3ZM114 230H115V229H114ZM133 230H134V233H133ZM136 230H137V231H136ZM148 230H149V231H148ZM153 230H156L155 233H154V232L152 233ZM163 230H164V232H163ZM200 230H202V229H200ZM216 230H217V229H216ZM246 230H245V231H246ZM252 230H250V232H251ZM1 231H0V233L2 234ZM13 231H15V229H14ZM63 231H64V233H67V234H64ZM78 231L80 232V229H78L77 232H78ZM105 231H106V230H105ZM118 231H119V232H122V233H124V232L127 233L129 239H128V240H124V239H126L127 235H126V234H122V233L120 234V233H118ZM135 231H136V233H135ZM146 231H147V232H146ZM165 231H166L167 233H165ZM185 231H186V230H185ZM204 231H201V233H199V234H202V235H200V237L202 236V237H201L202 239H200V237H199L200 240H203V238H205V237H204V236H205V234H204L205 232H204ZM214 231H215V230H214ZM217 231H218V230H217ZM248 231H246V233H247ZM260 231H262V229H260ZM72 232H74V231H72ZM72 232H71V233H72ZM160 232H161V231H158V235H161ZM186 232H187V231H186ZM186 232H184L185 235H181L182 237L180 236V237H181V241H180V242L178 241V242L176 243V245L179 246L178 243H180V244L182 245V241L186 239V237H185L186 234H187ZM219 232H218V233H219ZM223 232H221V233H223ZM236 232H237V233H236ZM250 232H249V234H256V232H258V229H257V231H255V233H253L254 231H253L252 233H250ZM5 233H6V232H5ZM10 233H12V232H10ZM43 233H44V232H43ZM82 233H83V232H82ZM91 233H90V234H91ZM150 233H152V234H150ZM159 233H160V234H159ZM235 233L238 234V235L236 236ZM243 233H244V232H243ZM243 233H242V235H240V237H241V236L243 237V235H244ZM246 233H245V235L247 236L248 233H247V234H246ZM262 233L264 234V231H263V232H260V234H262ZM7 234H9V233L7 232ZM13 234H14V233H13ZM32 234H33V230H32ZM32 234H31V236H34V235H32ZM35 234H37V232H35ZM44 234H46V233H44ZM49 234H50V233H49ZM76 234H77V233H76ZM119 234H120V235H119ZM154 234H155V235H154ZM164 234H165V236H164ZM181 234H182V233H181ZM189 234H190V235H189ZM210 234H211V232H210ZM212 234H213V231H212ZM214 234H215V233H214ZM225 234H226V233H223V234H221V236H222V235H225ZM249 234H248V235H249ZM260 234L258 233V235H257V234H256V235L259 236ZM46 235H48V234H46ZM60 235H62V236H60ZM64 235L67 236V237H66L67 239L65 238ZM79 235H80V234H79ZM79 235L77 234V237H75L76 235H74V237H73L72 240L74 241L75 238H78L79 241H80V240L82 239V237L80 238ZM82 235H83V234H82ZM84 235H85V234H84ZM102 235H103V234H102ZM105 235H106V234H105ZM105 235H104V237L102 236L101 239L103 238V239H102L103 241H107V240L109 241V239H107V238H108L110 235H109V236H107V235L105 236ZM123 235H125V236H123ZM153 235H154V236H153ZM179 235H180V233H179ZM203 235H204V236H203ZM216 235H218V234H216ZM219 235H220V234H219ZM227 235H229V234L227 233ZM20 236H21V237H20ZM35 236H36V235H35ZM39 236H42V234L39 235ZM43 236H44V235H43ZM43 236H42V237H43ZM120 236H122V238H121ZM175 236H177L178 239H177ZM190 236H191V237H194V238L191 239ZM232 236H233V235H231V238H230L231 240H233V239L235 238L234 236H233V237H232ZM249 236H250V235H249ZM249 236H248V237H249ZM254 236H255V235H253V238L256 239V237H254ZM260 236L264 239V236H262V235H260ZM7 237H8V236H7ZM18 237H19V238H18ZM37 237H38V236H37ZM96 237H95V239H96ZM98 237H99V235H98ZM105 237H106V240H105ZM116 237H118V238H116ZM119 237L121 238V240H119V239H120ZM174 237H175L176 239H175ZM183 237H185V238L183 239ZM210 237H211V236H210ZM210 237H209V238H210ZM219 237H220V236H219ZM226 237H227V236H226ZM229 237H230V236H228V240H229ZM242 237H241V238H242ZM261 237H260V238H261ZM15 238H16V239H15ZM17 238H18V240H17ZM34 238H35V237H34ZM39 238H40V237H39ZM51 238H48V239L46 238V239H47V241H46V242H47V245H48V244H51V243H49V242L51 241ZM87 238H88V237H87ZM87 238H86V239H87ZM109 238H110V237H109ZM114 238H116V241H117V239H118V241H123V240H124V244H125V246H124L123 242H120V243L123 244V247H119V246H117L119 243H117L116 241H115V242H116V243H115V242H114V240H115ZM156 238H157L158 240H157ZM196 238H195V239H196ZM206 238H208V237H206ZM232 238H233V239H232ZM246 238H247V237H246ZM257 238H259V237H257ZM0 239H1V238H0ZM20 239H21V240L25 239V241L23 240L25 243L22 244ZM46 239L43 238L44 241H45ZM68 239H69V242H68ZM86 239H85L84 241H86ZM90 239H91V238H90ZM97 239H98V238H97ZM173 239H175V240H174L175 242L173 241L174 243H171L172 241L170 242V240H173ZM182 239H183V240H182ZM215 239H216V238H215ZM222 239H225V236L222 237ZM226 239H227V238H226ZM263 239H262V240H263ZM38 240H40V239H38ZM43 240H41V241H43ZM93 240H94V239H93ZM148 240L154 243L153 246H152V243H151V244H148V243H150ZM189 240H186V241H189ZM197 240H198V239H197ZM217 240H218V239H217ZM231 240H229V241H231ZM234 240H235V239H234ZM245 240H246L245 238H244V240H243V238H242V241H243V242L241 241V242L243 243V245L245 244V246H243L242 243H240V240L238 241V242L240 243L239 245H236V244H238V243H236V244H234V242L232 243V241H231V243H229V241H227V242L224 241V245H223V247L220 246V247H222V249H221L220 247H219V248L216 247V250H217V251L219 250V253H217L215 250L212 251L211 249H209V248H208V249L210 250V252L214 253L215 256H216L217 254H218L217 256H219L220 253H223L224 251H226V250L224 249V248H225V243H226V245H227V243L230 244V247H231V244H232V246H235L236 248H235L234 250H233V248H232V249H228V250H230V253L228 252V254H229V258H228V259H227V258L224 259V261H225V260H228V261H229L231 255L233 256L234 251H235V255H236L237 253L239 254V252L242 251L243 249H246V250H245L246 253L242 251V252H240L239 256H238V255H237V256L234 255L233 258L238 257V259H239V257H242V255H241L242 253L247 254L248 251H250V250L252 249V247H254V249H256V248H257L256 245L261 244V242L258 240V241H257L258 244L255 243L256 245L253 246L252 243L249 244V243L252 242V241L254 242L253 239H251L252 241H250V242H249V240H248L249 243H247V240H246V241H245ZM262 240H261V241H262ZM0 241H1V240H0ZM6 241H7V242H6ZM28 241L30 242V244L28 243ZM35 241H36V240H35ZM44 241H43V242H44ZM48 241H49V242H48ZM53 241H52V242H53ZM75 241L78 242V240H75ZM81 241H82V240H81ZM81 241H80V242H81ZM100 241H101V240H100ZM145 241H147V242H145ZM198 241H199V240H198ZM198 241H197L196 243H198ZM218 241H219V240H218ZM235 241H236V240H235ZM12 242L16 243V245H15L14 247H13L14 243H12ZM43 242H42V243H43ZM46 242H44V243H46ZM76 242H73V244L75 243V244L73 245V246H75V247H76L77 244L79 243V242H78V243L76 244ZM126 242H128L129 244L126 243ZM132 242H134V243L136 242L137 245H141L144 249H143V250H140V252H139V250H138L139 248H137V246H135L136 243H135L134 246H133V245H131ZM159 242H158V244H157L158 246L160 245ZM199 242H200V241H199ZM221 242H223V240H222ZM63 243H64V244H63ZM67 243H66V246H68ZM98 243L100 244V242H98ZM98 243H97V244H98ZM114 243H115V244H114ZM165 243H164V244H165ZM200 243H201V242H200ZM200 243H199V244H200ZM206 243H207V242H206ZM219 243H220V242H219ZM219 243H218V244H219ZM36 244H37V243H36ZM82 244H83V242H82ZM84 244H86V243H84ZM95 244H96V243H95ZM99 244L96 245V246L94 247V249H95V248L97 249V247L100 246ZM116 244H117V245H116ZM122 244H119V245L121 246ZM126 244H127V247H128V248H129V245H130V248H132V246H133L134 249H131V250H130V248H129V249L126 248V249L128 250V253H127V250L125 249ZM171 244H172V245H171ZM215 244H216V243H215ZM215 244H213V245H215ZM222 244H223V243H222ZM222 244H221V245H222ZM246 244H247V245H248V244H249V245H252V246H250L251 249H250V247H249V249L246 248ZM37 245H39V244H37ZM37 245H36V246H37ZM57 245H58V244H57ZM149 245H150V246H149ZM181 245H180V246H181ZM183 245H184V243H183ZM191 245H192V243H191ZM191 245H189V246H191ZM196 245H197V244H196ZM200 245H201V244H200ZM200 245L196 247V251H197V252L199 251L197 248H199ZM206 245H207V244H206ZM216 245H217V244H216ZM216 245H215V246H216ZM249 245H248V246H249ZM4 246H3V251L5 252V250H6L8 247L5 248ZM31 246H32V245H30V247H31ZM49 246H50V245H49ZM54 246H55V245H54ZM62 246H63L64 248H63ZM70 246H69V247H70ZM73 246H71V247L69 248V249H71V252H70L69 249H68V250H69V252L71 253V256H73V258H76L75 254H76L77 249L74 248ZM80 246H81V245H80ZM85 246H86V245H85ZM92 246H93V245H92ZM101 246H102V244H101ZM151 246H152V247H151ZM164 246H165V245H164ZM166 246H167V245H166ZM180 246H179V249H180ZM201 246H202V245H201ZM204 246H205V245H204ZM227 246H228V245H227ZM262 246H264V242H263V245H262ZM262 246H260V247H262ZM23 247H24V246H23ZM34 247H35V246H34ZM38 247H39V246H38ZM38 247H37V253H38V251H39V250H38V249H39ZM41 247L44 248V247H46V246L44 245V246H41ZM41 247H40V249H41ZM47 247H48V246H47ZM51 247H53V246H51ZM56 247H57V246H55V248H56ZM58 247H60V246L58 245ZM105 247H107V248L105 249ZM135 247H136V248H135ZM138 247H140V246H138ZM142 247H141V249H142ZM150 247H151V248H150ZM162 247H163V246H162ZM186 247H187V244H186ZM186 247L184 246L183 249L185 250ZM206 247H207V246H206ZM210 247H211V246H210ZM244 247H245V248H244ZM258 247H259V246H258ZM260 247L257 248L258 250H256V251H255V250H252V251L255 252V253L253 252L254 254L251 253L252 251H250V253H251V257H252L251 259L254 258V256H252V255H257V251H258V255H257L256 257H257V259L260 258V260H261V263H260V262H259V263H256L257 261H260V260L253 259V260H254L253 263L257 260L254 264H262V263L264 264V260H263L264 258H263V256L261 255V253H260V255H259V252H260L261 250H262V254L264 255V252H263V251H264V247H263V249H261ZM1 248H2V247H1V245H0V249H1ZM72 248H74V249L72 250ZM77 248H78V246H77ZM123 248H124V249H123ZM160 248H161V247H160ZM165 248H166V247H163V249H165ZM171 248H172V247H171ZM193 248H194V247H193ZM204 248H205V247H203V248L200 247L199 249H200V251H201L202 249L205 251ZM211 248H212V247H211ZM242 248H243V249H242ZM4 249H5V250H4ZM8 249H9V248H8ZM20 249H21V248L19 247V249H16L15 251H16V252H17V250L21 251ZM30 249H31V251L34 250L33 247L30 248ZM32 249H33V250H32ZM47 249H49V248H47ZM47 249H46V250H47ZM51 249H52V248H51ZM78 249H80V248H78ZM92 249H93V247H91V250H92ZM96 249H95V250H96ZM99 249H98V250H99ZM111 249H113V251H112ZM114 249H116V250H114ZM155 249H156V248H155ZM157 249H159V248L157 247ZM166 249H167V248H166ZM188 249H189V248H188ZM188 249H187V250H188ZM191 249H192V247H191ZM194 249H195V248H194ZM213 249H214V248H213ZM220 249L222 250V252H221ZM259 249H260V250H259ZM1 250H2V249H1ZM1 250H0V252H1L0 254H1V255H4L5 253H4L3 251H1ZM12 250H13V252L15 253L14 249H12ZM12 250L9 251V252H12ZM22 250H23V249H22ZM41 250H43V249H41ZM46 250H44L45 252H47L46 255H49V253H51V251H49V250L46 251ZM74 250H75V251H74ZM95 250H92V251H95ZM108 250H109V252H108ZM117 250H118V251H117ZM169 250H171V249H169ZM180 250H181V249H180ZM187 250H185V251H186L185 254H183L184 251L182 252V255H183V256H184V255L186 256V253L189 251V250H188V251H187ZM203 250H202V251H203ZM228 250H227V251H228ZM35 251H36V249H35ZM48 251H49V253H48ZM72 251H74L75 254H73L74 252H72ZM88 251H89L88 253H90V248H89ZM111 251H112V252H111ZM141 251H142V252H141ZM173 251H174V250H172V253H170V255L168 254V255H169L168 258H171V259H172L174 256L176 257V254L174 255V254H173ZM176 251H177V250H176ZM181 251H182V250H181ZM193 251H194V250H192V252L189 251L188 255L191 253L190 256L187 255V257H189V260H190V259H193V258H192V257H193V255H192V254H193ZM200 251L198 252V254H199V253H200V254L202 253V252H200ZM214 251H215V252H214ZM227 251H226V252H227ZM236 251H237V253H236ZM6 252H7L6 254L9 253L7 250H6ZM13 252L11 253V255L13 254V257H14L15 255H14ZM27 252L25 253L26 255H28ZM40 252H41V251H40ZM54 252H55V251H54ZM63 252H64V251H63ZM69 252H68V253H69ZM107 252H108V253H107ZM132 252H133V251H132ZM160 252H161V251H160ZM169 252H170V251H169ZM177 252H179V251H177ZM194 252H195V251H194ZM226 252H224V253H226ZM231 252H233V253H231ZM2 253H3V254H2ZM21 253H22V254H21ZM21 253L19 252V254L23 255V252H21ZM32 253H34V251H33ZM42 253H43V252H42ZM56 253L58 254L57 250H56ZM86 253H87V252H86ZM99 253L97 252V254H98L99 256H102V255H100ZM139 253H141V255H140ZM175 253H176V252H175ZM205 253H207V252H205ZM216 253H217V254H216ZM250 253H248V254L246 255V257L249 256ZM34 254H35V253H34ZM44 254H45V253L42 254L43 257L45 256ZM78 254H79V252H78ZM92 254H93V255H92ZM92 254H91V255L94 256V255L96 254V252H92ZM115 254H114V253L112 254L113 257H114ZM121 254H122V253H121ZM124 254H123V255H124ZM153 254H154V253H153ZM161 254H162V255H160V256H161L162 259H163L164 254H166V253H163V252H162ZM171 254H173L174 256H173V255L171 256ZM179 254H180V253H178L177 256H179ZM196 254H197V253H196ZM208 254H209V252H208ZM208 254H207V256H205V254H204V257L207 258V257H208ZM228 254L226 253V255H228ZM230 254H231V255H230ZM245 254H244V255H245ZM11 255H10V256H11ZM30 255H31V253H30ZM58 255H61V253L59 252ZM66 255H67V254H66ZM79 255H80V254H79ZM98 255H96V256H98ZM112 255H111V254L108 255L106 258L109 259L110 256H112ZM129 255H128V256L125 255V256H124V258L126 257L125 259L123 258L122 255H121L122 258H119L120 256H115V257H117L116 259H117V260L119 259V260L116 261V259H113V262H114L113 264H115L116 262H118L119 264H121L120 259H124V261L127 260L126 262H128V261L130 260L132 254H131L130 256H129ZM137 255H138L139 258L137 257ZM142 255H143V256H142ZM168 255H167V256H168ZM182 255H181V256H182ZM202 255H203V253H202ZM209 255H210V256H209L210 259L208 258L207 261L210 260V262H211V260H213V259H214L215 263H216L219 259H220V260H219L220 263L223 261V260L221 259L222 256H221L220 258L217 257V256H216L217 258H214L212 254H209ZM5 256H6V255H5ZM10 256H8V257L6 256V257L4 258V260H5L6 258H8V260H12L13 258H12V256H11L12 259H10ZM37 256H38V255H37ZM50 256H54V257H55V255H53V254H50V255H49V258H50V260L52 261V259H53L54 257L52 258V257H50ZM74 256H75V257H74ZM99 256H98L97 258L94 257L95 260L97 259V261H94V264H98V260L101 259V258H104V257H105V256H102V257L99 258ZM140 256H142V258H140ZM160 256H159V260L162 261V259H160V258H161ZM181 256H179V257H181ZM211 256L213 257V259H211V258H212ZM260 256H262V257H260ZM20 257H21V256H20ZM25 257H26V256H25ZM25 257H24V258H25ZM58 257H59L58 260L61 261L60 264L63 263V261L61 260L60 256H58ZM61 257H64V255H62ZM85 257H86V256H85ZM89 257H90V256H89ZM127 257H130V258L127 259ZM134 257H133V258H134ZM179 257H178V258L176 257V259H172L171 261H173V260H177V259L179 260ZM190 257H191V258H190ZM196 257H202V256L196 255ZM243 257H245V256H243ZM246 257H245V258H246ZM256 257H255V258H256ZM17 258H18V257H17ZM30 258H31V257H30ZM35 258H36V257H35ZM64 258H66V256H65ZM70 258H71V257H70ZM106 258H105V259H106ZM111 258H112V257H111ZM111 258H110V259H111ZM133 258H131V259H133ZM136 258H135V259H136ZM154 258L158 259L156 256H155ZM231 258H232V257H231ZM233 258H232V259H233ZM262 258H263V259H262ZM0 259L3 260V258H0ZM14 259H16V258H14ZM22 259H23V258H22ZM26 259H28V258L26 257ZM40 259H41V258H40ZM40 259H39V260H40ZM46 259H48V258H45L44 261H47ZM54 259H55V258H54ZM54 259H53V262H54V263H52V264H57L59 261L57 260V262H56V260H54ZM56 259H57V256H56ZM84 259H85V258H84ZM89 259H90V258H89ZM110 259L108 260V262H110V263L112 264V262H111ZM135 259H134V260H135ZM139 259H141L142 262H141ZM143 259H144V260H143ZM156 259H155V260H156ZM164 259H165L164 263L167 262V261L169 262V259L167 260L165 257H164ZM164 259H163V260H164ZM216 259H217V260H216ZM232 259L230 260L231 262H232ZM236 259H237V258H236ZM240 259H241V262H242V260H243L244 258H243V259L240 258ZM247 259H249V261H252L250 258L247 257L246 259H244V262H243V263H241L240 260H238L239 262H237V261L234 260V259H233V263L236 261V262H235L236 264H238V263H239V264H244V263H249V264L251 263V264H253L252 262H249ZM6 260H7V259H6ZM6 260H5V262H6ZM19 260H20V259H19ZM19 260H18V261H19ZM31 260H32V258H31ZM31 260H30V261H31ZM35 260H36V262H38V261H37L38 259H34V260H32V261H34L33 264H36V263H35ZM63 260L68 261L67 258H66V259H63ZM114 260H115V261H114ZM166 260H167V261H166ZM182 260H184L183 257L181 258V261H182ZM185 260H186V259H185ZM185 260H184V261H185ZM15 261L17 262V260H15ZM23 261H24V260H23ZM25 261H26V260H25ZM25 261H24V263H26ZM32 261H31V262H32ZM41 261H42V260H41ZM71 261H72V260H71ZM92 261H93V258H92L91 262H92ZM102 261H103V259L100 260L99 264H100ZM131 261H132V260H130V262H131ZM139 261H140V263H138ZM148 261H149V260H148ZM171 261H170V262H171ZM187 261H188V259H187ZM190 261H192V260H190ZM202 261H203L202 263H204L206 260H205V259H204V260L202 259ZM214 261L211 262V264H212V263L215 264ZM219 261H218V262H219ZM224 261H223V262H224ZM228 261H226V262H224V263H225V264H226V263L229 264L230 261H229V262H228ZM245 261H246V262H245ZM0 262H1V261H0ZM10 262H13L14 264H16V263L14 262V260H13V261H10ZM21 262H22V261H21ZM21 262H19V264H21ZM47 262H48V261H47ZM77 262H78V261H77ZM88 262H90V261H88ZM91 262H90V263H91ZM96 262H97V263H96ZM106 262H107V259H106ZM151 262H152V261H151ZM154 262H155V261H154ZM174 262H175V261H174ZM179 262H180V261H179ZM7 263H9V261H7ZM40 263H41V264H44V263H42V262H40ZM65 263H68V262H64V264H65ZM73 263H74V262H73ZM104 263H105V260H104ZM118 263H117V264H118ZM122 263H123V260H122ZM146 263H148V262H146ZM146 263H145V264H146ZM158 263H159V262H158ZM161 263H162V262H161ZM164 263H163V264H164ZM186 263H187V262H186ZM200 263H201V261H200ZM200 263H199V264H200ZM208 263H209V262H208ZM233 263H230V264H233ZM235 263H234V264H235ZM3 264H6V263L3 262ZM17 264H18V262H17ZM22 264H23V263H22ZM27 264H29V263H27ZM38 264H39V262H38ZM45 264H46V263H45ZM58 264H59V263H58ZM71 264H72V263H71ZM83 264H84V263H83ZM88 264H89V263H88ZM91 264H92V263H91ZM105 264H109V263H105ZM130 264H132V263H130ZM154 264H155V263H154ZM165 264H167V263H165ZM171 264H172V263H171ZM187 264H189V262H188ZM190 264H191V263H190ZM192 264H196V262L194 263V261H193ZM204 264H205V263H204ZM206 264H207V262H206ZM209 264H210V263H209ZM216 264H217V263H216ZM222 264H223V263H222Z\"/></svg>", "mask_w": 264, "mask_h": 264}, {"label": "clouds", "instance_id": "9594fccd", "mask_svg": "<svg viewBox=\"0 0 264 264\" xmlns=\"http://www.w3.org/2000/svg\"><path fill=\"white\" fill-rule=\"evenodd\" d=\"M79 0H66L69 9H75ZM182 4L193 3L194 0H180ZM100 11H109L114 9L117 0H95ZM76 15H82L76 11ZM191 28V26H188ZM216 26L209 24L207 30H213ZM228 27L226 36L228 51L222 57L217 52L218 45H212L204 55H199L203 48V41L192 31L187 29L183 32L184 39L179 45L173 42V32L170 29L163 28L156 31L138 30L137 34H129L130 40L128 47L124 52L125 57H131L132 71L130 75L144 77L149 85L157 86V96L164 101V109L158 114H146L145 108L139 109V114L134 115L133 100L126 96L125 91L120 88H114L110 93L105 86V81H110L114 76L119 75L118 71H104L100 62L93 64L86 69L87 76L84 80V92L87 93V98L91 102L93 108L98 106H108L111 110L123 117L122 123L125 130L132 128L134 125H140L149 121H157L162 117L170 114L173 107L183 108L190 106L196 101H201L205 94L213 91L216 87L223 84L225 81L208 76L203 70V65L214 61L219 65H224L226 62H234L237 57L248 59L264 53V29L248 28L241 32L240 29L234 26ZM240 32L238 40H232V35ZM86 36L91 35L90 32L84 33ZM63 39L58 38V41ZM23 43L22 41H18ZM26 51L29 56L36 52L37 49L27 44ZM139 58V62L136 60ZM55 59V55L52 57ZM25 66H39L43 61L32 60L25 58L23 61ZM28 72L24 71V75ZM252 80L259 82V74L252 77L247 83ZM112 97L110 100L109 97ZM255 94L245 106L246 109L255 107ZM251 115L250 111L243 117H240L241 123ZM258 117L253 115L252 120L255 121ZM264 119V113L260 117ZM194 125L192 134L195 137L208 138L219 131V127L205 129V126L210 125L213 120L219 119L218 113H213L211 109L200 111L198 118L189 116L188 118ZM130 121L132 123H130ZM251 125H249L250 127ZM184 137L191 140L189 133L185 132ZM184 137L181 138L182 148L184 145ZM191 147V144L186 145ZM211 151V149L209 150ZM179 154V153H177Z\"/></svg>", "mask_w": 264, "mask_h": 264}]
</instances>
